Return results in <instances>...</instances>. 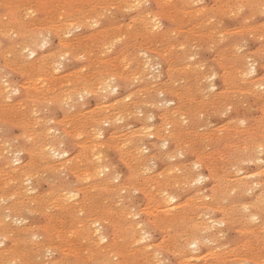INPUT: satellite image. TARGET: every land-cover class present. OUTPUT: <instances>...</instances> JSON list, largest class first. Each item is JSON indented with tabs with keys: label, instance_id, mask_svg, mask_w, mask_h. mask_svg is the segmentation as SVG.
I'll return each instance as SVG.
<instances>
[{
	"label": "rangeland",
	"instance_id": "obj_1",
	"mask_svg": "<svg viewBox=\"0 0 264 264\" xmlns=\"http://www.w3.org/2000/svg\"><path fill=\"white\" fill-rule=\"evenodd\" d=\"M8 1V2H7ZM19 1V0H18ZM18 1L17 0H0V14L2 15L3 14V16L5 15V17L4 18H2V17H0V19H1V21H4L3 23L0 21V24L2 23L3 25H4V23L6 24L5 26L6 27H4L3 25V28H5V32H4V29L2 30V32L0 33V72H2L3 74H1L0 73V96H1V98H0V113H1V119L2 118H7V121L5 120V122H4V120L2 119H0V142H1V144H0V163H3V166L2 165H0L1 167H0V191L2 192L3 190H1L3 187H4V191H8L10 188H8L9 187V185L10 184H12L13 182H15V181H11V180H9L8 178V175L6 174V170H7V164L5 163V161H6V159H8V158H5V157H9L10 158V161H11V164H14L13 166H17V165H19V164H22V163H25V162H29L30 161V163H31V161H32V164H30V168H29V171L25 174V175H23L22 176V178H21V183L19 182H16L17 184H19L20 186H21V191L23 192V193H25V195L26 196H36L37 194H38V196H47L48 195V197L49 198H47V199H49L48 201L45 199V201H44V203L42 204V206L41 207H37L38 209H40V210H38V209H35V207H34V209H29V208H23V209H21L23 212H21V211H17V212H12V211H10V214H9V211L8 210H4L2 213H3V215H5V216H3L2 214V220H3V222L5 223V224H7L8 222L10 223V225H9V223L7 224V228L9 227V229H11V227H12V230L14 231V230H16V231H19V229H20V231H21V234H23V235H19V232H18V234H17V232H15L16 234H17V236H20L21 238H22V242H23V245L22 246H24L25 248H27L28 249V247H30L28 250H29V252H30V254H35V252H36V255L34 256V257H36V258H34L33 256L31 257V258H33L34 260L33 261H30V262H34L33 264H38V261L37 260H42V261H45V262H42V261H39V264L41 263V264H46V262H47V264H50V260H54V259H57V258H59L60 256H62V257H64V258H66V257H68V256H65V255H69V257H70V259H71V257H72V255H71V253H69V254H67L66 252H63L62 250L63 249H67L68 248V250H70V249H75V250H77L78 252H80V253H82L83 252V249H84V252L82 253V254H84V253H86L87 252V249H89V246L91 247V246H95L94 248H97V246H98V248H100V247H102V246H104V245H106V241L108 240V237H110V233H111V226H110V224H111V222H108L105 218H106V216H107V218H111V215L115 212V211H117L118 209L120 210L121 209V213H122V215L124 216L123 217V219H125L126 220V217H127V220L126 221H129L130 222V220H131V222L130 223H132V224H136V223H140L141 221L142 222H144V223H142V225H141V223L140 224H138V227H137V225L135 226L136 228H138L137 229V237H141L140 235H142V233H143V237H145V238H147V239H145L144 238V240H142V242L141 241H138L137 243H136V245L134 244L133 245V247L135 248H143V246L144 245H146V244H156V242L157 241H160V239L162 240L165 236V239L166 238H168V231H165L164 229H161V228H158V227H155V226H152V225H149V224H147V223H145L147 220H146V217H148L147 219L148 220H154L155 218L153 217V216H155L156 215V212L154 211L153 212V210H154V207H155V205H157L158 204V202L160 201V200H162V197H164V195H165V192L163 193V192H160V191H163L162 189H164V190H168V192H166V193H168V194H166V195H169V194H171V196H174V199H176V200H173V201H171V202H169V204H170V206H171V204L173 203V205L174 204H176V203H190V205H193V206H196L195 204H197V205H200V204H202V202L204 201V199H205V201L204 202H207V201H209L208 199H210L209 197H208V195L210 196V197H212V195H213V193L214 192H216V194H217V198H218V194L219 193H217V191L219 190L220 192H221V194H219V198L217 199V204L219 203V201H220V204H218V205H222V206H224V207H229L230 206V208H231V206H232V204H234L235 203V205H233L232 206V209L233 208H235L236 207V209L240 206L239 204H241V208L239 209H237V210H231V223H228V224H225V223H222V221H220L221 220V218H218V217H221V215H220V212H219V209L216 207H214L215 209H211L212 210V213H211V210L210 209H207V210H205V208L203 209V210H200V209H202L203 207H201V208H199V209H197V211H192L193 209H191L189 206H187L186 208H190V210L192 211V212H194L193 214H195V215H197L198 217H200V218H196L197 216H194L193 217V219L195 220L196 219V222H198V223H202V225L204 226V227H208L207 225H209V227L207 228V230L209 231V232H207V230H206V234H205V231L203 232H201L202 234H201V236L203 235V234H205L204 235V237L202 236H200L199 237V240H200V238L202 239L203 238V240L200 242V244L202 243L203 245H201L200 246V244H199V246L197 247V248H199V250H198V253L195 251L196 250V248H193V246L191 247V246H189L190 244V241L189 240H187V242L185 243V239H182V241L185 243V245H183V243H182V246H183V253L185 254V255H183L181 258L186 262L187 261V263L188 264H192V263H190V261L191 262H193V264H196V262L198 263V264H207V263H209V264H237L240 260L239 259H246L245 260V262L246 263H248V262H252L255 258H256V261L254 260L253 261V263H251V264H258V262H260L259 264H261L263 261H264V255L262 254L261 255V253H263L264 252V248H262V247H264L263 245H264V238H262L263 236H264V229H262L264 226V216H263V219H262V215L260 216L259 215V217H258V219L257 218H255V221H254V219L253 218H249V220H246V219H248V217H250V216H248L249 215V212H248V210L247 209H245V208H243V207H245V204H247V203H249V201H251L252 200V198L256 195V194H259L258 192H260V194L261 193H264L263 191H264V187L263 188H260V186H258V183H257V180H259V179H263L264 178V174H263V172H264V162L262 163L260 160H264V151H262V148H263V150H264V147H259V148H257L258 147V145L259 144H262L263 146H264V139H263V136H264V133H263V131H264V102H263V100H261L260 98H262V99H264V89L263 88H261V87H264V73H263V70H264V68H263V66H264V58H263V56L261 57L260 55H259V53L261 52V55L263 54L264 55V44L262 43V42H264V38L262 39V35L264 34V33H261L263 30L262 29H264L263 28V26H264V10H262V8L264 7V4H263V2H264V0H200L201 2H199V0H186V5H185V3H184V1L185 0H140L139 2H137L138 0H116L118 3H116V1L114 0H75L74 1V3H73V0L70 2V0H54V3L52 4V1L53 0H27V1H29L28 3H27V1L25 2V0H21V1H19V2H21V3H18ZM36 1H37V3H36ZM40 1V2H39ZM78 3H77V2ZM84 1H87V2H84ZM97 1V2H96ZM107 1V2H106ZM149 1V2H148ZM152 1V2H151ZM189 1H190V3H189ZM196 1V2H195ZM208 1V2H207ZM211 1H212V3H211ZM215 1V2H214ZM223 1H225V2H223ZM244 1V2H243ZM2 2H4V4L2 3ZM11 2V3H10ZM17 2V3H16ZM32 2H35V3H33L32 4ZM39 2V3H38ZM56 2V3H55ZM83 2V3H82ZM91 2V3H90ZM92 2H93V4H92ZM115 2V3H114ZM124 2V3H123ZM130 2V3H129ZM140 2H141V4H143V6L140 4ZM155 2V3H154ZM158 2H159V4H158ZM167 2V3H166ZM193 2V3H192ZM199 2V3H198ZM221 2H222V4H221ZM248 2V3H247ZM254 2V3H253ZM257 2H259V4L257 3ZM3 5H2V4ZM10 5H9V4ZM25 3V4H24ZM41 3H43V5H41ZM62 3V4H61ZM71 3H73V4H71ZM87 3V4H86ZM134 4V5H132V4ZM148 3V4H147ZM150 3H152L151 5H150ZM183 3V4H182ZM196 3V4H195ZM206 5H205V4ZM211 3V4H210ZM215 3V4H214ZM230 3V4H229ZM241 4V6L239 5V4ZM250 3V4H249ZM19 4V5H18ZM20 4H21V8H22V12H21V10H18V9H20ZM24 4V5H23ZM28 6H27V5ZM30 4V5H29ZM35 4H37L38 5V7H37V11H36V6H35ZM40 4V5H39ZM51 4V6H49ZM67 4V5H66ZM75 4V5H74ZM82 4V5H81ZM92 4V5H91ZM117 4V5H116ZM125 4V5H124ZM128 4V5H127ZM136 4V5H135ZM145 4H147L146 6H145ZM170 4V5H169ZM188 4V5H187ZM218 4V5H217ZM238 4V5H237ZM245 4V5H244ZM248 6H247V5ZM256 4V5H255ZM263 4V5H262ZM5 5H8V6H5ZM16 5V6H15ZM18 5V6H17ZM44 5H46V6H44ZM142 6V7H140L139 8V6ZM169 5V6H168ZM184 5H185V7H184ZM194 5H197V6H194ZM204 6V8L202 9V6L201 7H198V6ZM209 5V6H208ZM213 5V6H212ZM23 6V7H22ZM25 6V7H24ZM26 6H27V8H26ZM34 6V7H33ZM57 6V7H56ZM59 6V7H58ZM72 6V7H71ZM79 6H81L80 8H79ZM111 6V7H110ZM114 6H116V7H119V9L117 8V11H116V7H114ZM121 6H123V7H121ZM126 6V7H125ZM130 6V7H129ZM137 6V7H136ZM151 7V8H149V7ZM158 6V7H157ZM182 6V7H181ZM189 6V7H188ZM205 6H208V7H205ZM236 6H238L240 9L238 10V7H236ZM12 7V8H11ZM13 7H15V8H13ZM44 7V8H43ZM47 7V8H46ZM53 7V8H52ZM56 7V8H55ZM65 7H68V8H65ZM70 7H71V9H70ZM76 7V8H75ZM78 7V8H77ZM92 7H94V8H92ZM108 7V8H107ZM136 7V8H135ZM144 7V8H143ZM146 7V8H145ZM161 7V8H160ZM181 7V8H180ZM187 7V8H186ZM216 7H217V9H216ZM229 7H231V8H229ZM257 7V8H256ZM260 7V8H259ZM262 7V8H261ZM11 8V9H10ZM39 8V9H38ZM87 10H86V9ZM121 8H122V10H121ZM129 9V10H127V9ZM133 8V9H132ZM135 8V9H134ZM146 11V12H144V10ZM149 8V9H148ZM184 8V9H183ZM191 8V9H190ZM200 8V9H199ZM210 8V9H209ZM242 8H244L245 9V11H244V9H242ZM250 8V9H249ZM255 8V10L253 11V9ZM25 9V10H24ZM27 9H29V11L27 10ZM45 9V10H44ZM61 9H63V10H67V13H68V15H70L69 17H67L68 19H66V20H64V22H66V21H69L70 22V25H69V22H66L67 24H65L63 27H60L59 26V24H61V22H59V19H60V14L62 13V11L63 10H61ZM85 9V10H84ZM107 9V10H106ZM111 9H112V11H113V13L115 12V14H113L112 13V11H111ZM176 9V10H175ZM179 9V10H178ZM180 9H181V11H180ZM185 11H183V10ZM264 9V8H263ZM10 10V11H9ZM15 10V12H13ZM47 10H49L51 13H49V11H47ZM71 10V11H70ZM76 10L77 12H74V11ZM140 10V11H139ZM150 10H152L153 12H151L152 13V15H151V13H150ZM158 10V11H157ZM170 10V11H169ZM200 12H199V11ZM209 10H211V11H209ZM251 10V12L249 13V11ZM258 10H260V11H258ZM32 11H33V14H32ZM46 11V12H45ZM60 11V12H59ZM78 11H80V12H78ZM106 11H108L110 14H108V12H106ZM126 13H125V12ZM130 11V12H129ZM139 12V14H138V12ZM154 11H156V12H154ZM180 11V12H179ZM198 12V13H196V12ZM213 11V12H212ZM215 11V12H214ZM9 12V13H8ZM11 12V13H10ZM13 12V13H12ZM35 12V13H34ZM53 12H57V13H53ZM189 12H190V14H189ZM207 12H209V13H207ZM212 12V13H211ZM232 13V16H230L231 15V13ZM243 12V13H242ZM6 13H8V14H10L9 16L10 17H8L7 16V14ZM18 13H20V16H19V14ZM24 13V14H23ZM90 13V14H89ZM135 13H137L138 15H139V17H137V14H135ZM147 13H148V15H149V13H150V15H149V17L150 16H152V17H150V18H148V20H147V18H146V20L148 21H146V20H144V16H146L147 15ZM158 13V14H157ZM168 13V14H167ZM172 13V14H171ZM203 13V14H202ZM214 13V14H213ZM216 13V14H215ZM220 13V14H219ZM228 13H230V14H228ZM235 13H236V15H235ZM260 13V14H259ZM262 13V14H261ZM23 14V15H22ZM27 14V15H26ZM30 14V15H29ZM51 14V15H50ZM105 14H107V15H109V16H107V15H105ZM113 14V15H112ZM155 14V15H154ZM182 14V15H181ZM206 14V15H205ZM210 15V16H208V15ZM222 14L223 15H226L225 17H224V19L222 18L223 16H222ZM239 14V15H238ZM247 14V15H246ZM253 14V15H252ZM258 14V15H257ZM27 17H26V16ZM102 15V16H101ZM105 15V16H104ZM133 15H136V17L135 16H133ZM157 15H158V17H157ZM189 15V16H188ZM196 15H198L197 17H196ZM205 17H204V16ZM230 16V17H228V16ZM245 15H246V18H245ZM255 15V16H254ZM257 15V16H256ZM7 16V17H6ZM19 17V18H17V17ZM24 16V17H23ZM45 16V17H44ZM104 16V17H103ZM122 16V17H121ZM124 16H125V18H124ZM133 18H132V17ZM156 16V17H155ZM179 16H181V17H179ZM202 16L204 17L203 19H200V18H202ZM208 16V17H207ZM218 16H220V17H218ZM222 16V17H221ZM235 16V18H233ZM252 16V18L250 19V17ZM254 16V17H253ZM30 19H29V18ZM32 17V18H31ZM59 17V18H58ZM71 17V18H70ZM116 17V18H115ZM130 19H129V18ZM148 17V16H147ZM163 17V18H162ZM167 19H166V18ZM188 17H192L193 19L191 20L190 18H188ZM196 17V18H195ZM209 17L210 18H212V19H209ZM215 17V18H214ZM244 18V20H243V18ZM8 18V19H7ZM20 18H21V20H20ZM38 18V19H37ZM42 18V19H41ZM83 18V19H82ZM84 18H87V20L86 19H84ZM99 18V19H98ZM101 18H104V19H101ZM109 20H108V19ZM111 18V19H110ZM112 18H113V20H112ZM117 18H118V20H117ZM124 18V19H123ZM152 18V19H151ZM156 19V21H157V23L158 24H160L159 25V28H158V26H156L157 25V23H156V21H155V19ZM187 18V19H186ZM4 19V20H3ZM6 19H7V21H6ZM48 19V20H47ZM89 19H91V21H89ZM116 19V20H115ZM132 19V20H131ZM153 20V21H151V20ZM170 19H172V21L170 20ZM190 19V20H189ZM248 19V20H247ZM253 19H255V20H253ZM12 20H15L14 21V23H13V21ZM39 20V21H38ZM57 20V21H56ZM82 20V21H81ZM86 20V21H85ZM92 20H94V22L92 21ZM96 20V21H95ZM99 22H98V21ZM126 20H128V22H129V24H128V22L126 21ZM134 20V22H132ZM141 20V21H140ZM196 20H197V24H196ZM206 20H207V22H206ZM228 20V21H227ZM246 20V21H245ZM251 20H252V22H251ZM11 21V22H10ZM16 21H17V23H16ZM61 21H63V20H61ZM131 21V22H130ZM144 21V22H143ZM189 21V22H188ZM193 21V22H192ZM243 21V22H242ZM250 21V22H249ZM22 22H24V23H22ZM27 22H29V23H27ZM57 22V23H56ZM72 22V23H71ZM90 23V24H88V23ZM92 22H93V24H92ZM96 22H98V23H96ZM120 22V23H119ZM146 23V25H143L142 23ZM164 22V23H163ZM173 22H175V23H173ZM190 22H192L193 23V25H192V23L190 24ZM255 22H257L258 23V26H256L255 27V25H257V23H255ZM260 22H261V24L262 25H260ZM122 23V24H121ZM127 23V24H126ZM133 23V24H132ZM147 23H150L149 25H153V23L155 24V25H151V26H149ZM179 23V24H178ZM219 23V24H218ZM239 23V24H238ZM241 23V24H240ZM248 23V24H247ZM250 23H251V25H250ZM14 24V25H13ZM20 24V25H19ZM25 24V25H24ZM71 24H73V25H71ZM96 24V25H95ZM100 24V25H99ZM114 24V25H113ZM116 24L118 25V27L116 26ZM120 24V25H119ZM125 24V25H124ZM132 24V25H131ZM181 24V25H180ZM187 26H186V25ZM189 24H190V26L191 27H189L188 28V26H189ZM253 24V25H252ZM255 24V25H254ZM10 25L11 26H13V27H11V28H13V29H11V30H9L10 29ZM17 25V26H16ZM81 25V26H80ZM82 25H84L83 27H82ZM87 25V26H86ZM96 27H95V26ZM109 25H110V27H109ZM129 27V28H127L126 29V27L127 26ZM141 25L142 26H145V28L144 27H141ZM174 25H175V27H174ZM179 25V26H178ZM196 25V26H195ZM197 25H199V26H197ZM211 25V26H210ZM231 25V26H230ZM233 25H234V27L236 26V28H234L233 27ZM237 25H239V26H237ZM242 25H244V26H242ZM52 26V27H51ZM71 26V27H70ZM76 26V27H75ZM89 26V27H88ZM105 26V27H104ZM107 26V27H106ZM112 26H114V28L112 27ZM116 26V27H115ZM132 26V27H131ZM149 26V28L151 29L150 31H147L146 32V30H148L149 28H147V27ZM156 26V27H155ZM252 26L254 27V29L252 28ZM17 27V28H16ZM20 27V28H19ZM30 27V28H29ZM73 27V28H72ZM101 27V28H100ZM161 27V28H160ZM163 27V28H162ZM172 27V28H171ZM210 27V28H209ZM225 27V28H224ZM239 27V28H238ZM252 28V31H251V28ZM35 28V29H34ZM37 28V29H36ZM42 30H40V29ZM68 28V29H67ZM82 28V29H81ZM99 28V29H98ZM109 28V29H108ZM123 30L124 31V33L126 32L127 33V35H130V33H131V35L130 36H127L126 35V33L124 34L123 32H121V31H117V30ZM123 28V29H122ZM125 28V29H124ZM132 28H133V30H132ZM134 28H136L135 30H134ZM144 28V29H143ZM158 28V29H157ZM165 28H167V29H165ZM192 28V29H191ZM196 30H195V29ZM221 28V29H220ZM225 30H224V29ZM261 28V29H260ZM67 31H66V30ZM71 29V30H70ZM80 29V30H79ZM96 29V30H95ZM97 29H98V31H97ZM108 29V30H107ZM129 29H130V31H129ZM155 29H157L156 31H155ZM204 29V30H203ZM206 29H209L208 30V33L206 32L205 34H204V32L205 31H207ZM234 29V30H233ZM235 29H236V32H235ZM244 29V30H243ZM30 30V31H29ZM43 30H45V31H43ZM53 32H52V31ZM63 30H64V32H63ZM100 30H101V32H100ZM107 30V31H106ZM143 30V31H142ZM145 30V31H144ZM165 30H167L166 32H165ZM170 30V32H171V38H169V35L168 36H166V34H169L168 33V31ZM218 30H220L219 31V34L217 33L218 32ZM221 30H222V32H221ZM225 32H224V31ZM229 30H232V31H234V33L232 32V31H229ZM244 31V32H242V31ZM247 30H249V31H247ZM14 31V32H13ZM23 33H22V32ZM32 31H34V33L32 32ZM68 31H69V34H68ZM89 31H92V32H89ZM94 31H96V32H94ZM110 32V33H112V34H108L107 32ZM138 32V34H137V32ZM140 31H141V33H140ZM172 31H174L173 32V34H172ZM180 31V32H179ZM200 31V32H199ZM203 31V32H202ZM212 31V32H211ZM246 31V32H245ZM254 31H256V32H254ZM261 31V32H260ZM13 34H11V33ZM31 33L32 32V34H27V33ZM35 32H37V33H39V34H41L42 36H43V33H44V36L42 37L43 38V40H42V38H41V35H39V34H37V33H35ZM56 32H58V33H56ZM89 34H91V35H89L88 37V39H87V35H88V33ZM104 32V33H103ZM130 32V33H129ZM147 34H146V33ZM182 32V33H181ZM187 32V33H186ZM193 32V33H192ZM221 32V33H220ZM239 32H242V33H239ZM19 33V34H18ZM48 33V34H47ZM61 33V34H60ZM64 33H65V35H64ZM95 33L96 35H99V36H97V38H95V36H93V34ZM145 33V34H144ZM151 33V34H150ZM153 33V34H152ZM202 33V34H201ZM228 33H233L232 34V36H231V34H228ZM248 33V34H247ZM249 33L251 34V33H253V35H250L249 36ZM254 33H256V34H254ZM258 33V34H257ZM2 34V35H1ZM38 36H37V35ZM81 34H84L83 36L81 35ZM102 34H104V35H102ZM122 34H124V35H122ZM137 34V35H136ZM150 34V35H149ZM175 34V36H173ZM176 34H178V36L176 35ZM183 34V35H182ZM189 34V35H188ZM225 34L227 35V36H225ZM247 34V35H246ZM4 35V36H3ZM7 37H6V36ZM16 35H17V37H16ZM25 35V36H24ZM28 35H34V38L36 39L35 41H34V43H36V44H32V45H27V43L26 44H24L25 43V41L23 42V38H24V40H26V37L28 36ZM72 35V36H71ZM80 35V36H79ZM110 35H112V36H110ZM115 35H117L116 36V38H114L115 37ZM135 35V36H134ZM140 35V36H139ZM145 35H147V36H145ZM187 35V36H186ZM192 35V36H191ZM196 35V36H195ZM205 35V36H204ZM211 37H210V36ZM214 35H216V36H214ZM219 35V36H218ZM221 35L227 40H224V38L222 37V38H220L221 37ZM231 37H230V36ZM245 35H246V37H245ZM259 35H261V39H259L260 37H259ZM9 36V37H8ZM11 36V37H10ZM37 38H36V37ZM52 36V37H51ZM59 36V37H58ZM85 36V37H84ZM118 36H120V38H118ZM134 36V37H133ZM137 36V37H136ZM164 36H166V37H164ZM177 36V37H176ZM199 36V37H198ZM200 36H204L205 38H207V36H208V38L207 39H209V37L211 38V39H209V40H207V39H205V40H207V41H204L203 39H204V37L202 38V37H200ZM256 36V37H255ZM257 36L259 37V38H257ZM12 37H14V38H12ZM48 37V38H47ZM50 37V38H49ZM91 37H93L92 39H91ZM105 37V38H104ZM122 37V38H121ZM139 37V38H138ZM191 37H194V38H197V39H194L193 41H191L193 38H191ZM216 39V41H219L218 43L216 42V41H214V39ZM215 37H219V38H215ZM234 37H236V39L234 38ZM242 37H245V39L244 38H242ZM254 37L256 38V39H258V41L256 40V39H254ZM95 38V39H94ZM102 38H104V39H102ZM113 38V39H112ZM125 38H126V40H125ZM135 38H136V40H135ZM138 38V39H137ZM164 38H166V39H164ZM233 38V39H232ZM240 38V39H239ZM22 39V40H21ZM40 39V40H39ZM47 40V42H44V41H46ZM86 39H87V41H86ZM107 39V40H106ZM110 39L112 40V41H110ZM119 39H120V41H119ZM161 39H164V40H161ZM170 39H172V40H170ZM186 39V40H185ZM213 39V40H212ZM224 41L223 43H221L222 42V40ZM234 39H235V41H234ZM12 40V41H11ZM64 40V41H63ZM76 40V41H75ZM90 40H92V41H90ZM115 40H117V41H115ZM211 40L212 41H214V42H211ZM241 41V43H239L240 41ZM243 40H244V42H243ZM246 40H248L249 42L248 43H246L247 41ZM261 40V41H260ZM83 41H85V42H83ZM96 41H99V42H96ZM100 41H102L101 42V44L104 42L105 44H102V46H101V44H100ZM115 41V42H114ZM119 41V42H118ZM145 41H148L147 42V44H146V42ZM162 41V42H161ZM174 41V42H173ZM178 41H180V42H182V43H178ZM183 41H184V44H183ZM198 42V41H200V42H198V44H196L195 42ZM203 42V44L201 45V43ZM231 41H233V43H231ZM60 42H61V44H60ZM79 42V44H80V46L77 44ZM89 42H90V44H89ZM138 42V43H137ZM140 42V43H139ZM161 42V43H160ZM172 42V43H171ZM207 42H210L211 43V45L213 44V46L215 45V43H216V45L213 47V46H211V45H209ZM235 42H236V44L237 45H235V47L233 46L234 44H235ZM9 43V44H8ZM16 43V44H15ZM46 43V44H45ZM67 43H71V44H73V46H68L67 45ZM84 43V45H82ZM96 43H98V44H96ZM110 43V44H109ZM112 43H114V45L112 44ZM116 43V44H115ZM142 43V44H141ZM146 44L147 45V47H146V45H145V47H144V45L143 44ZM152 43H154V44H152ZM158 43V44H157ZM175 43V44H174ZM178 43V44H177ZM188 43V44H187ZM192 43V45L193 46H190V44ZM225 43V44H224ZM262 43V44H261ZM42 44V45H41ZM45 44V45H44ZM108 44L109 45H111V46H108ZM138 44H140L141 46H138ZM171 44V45H170ZM174 44V45H173ZM182 45V47H187V49H185V48H182L181 47V45ZM226 45L225 47H224V45ZM241 44H245V46L246 47H241ZM261 44V45H260ZM51 45V46H50ZM75 45H76V50H74V47H75ZM78 45V46H77ZM93 46V47H91V46ZM97 45H98V47H97ZM100 45V46H99ZM149 45V46H148ZM151 45H153L152 47H151ZM155 45H157V46H155ZM166 45H168V46H166ZM198 47H197V46ZM200 45H201V48H200ZM209 46V47H206V46ZM223 45V46H222ZM238 45H239V47L240 48H242L241 50H240V48L238 47ZM249 45V46H248ZM260 45V46H259ZM11 46V47H10ZM15 46V47H14ZM21 46V47H20ZM28 47L29 48V46H30V49H34L35 50V55L34 56H30L29 55V49L28 48H26V50H24L25 49V47ZM41 46H43V47H41ZM66 46H68V48L66 47ZM104 46V47H103ZM112 46H113V48H112ZM135 46V47H134ZM162 46V47H161ZM172 46V47H171ZM179 48H178V47ZM211 46V47H210ZM230 46H232V48L233 49H231V47ZM237 46V47H236ZM242 46H244V45H242ZM263 47V49H262V51H261V48ZM14 47V48H13ZM35 47V48H34ZM77 47H78V49H77ZM84 47H85V49L87 48H89V51H91V52H89V51H87V49H86V51H85V49H84ZM103 48L102 50H101V48ZM141 47H143L142 49H141ZM150 47V48H149ZM156 47V49H154ZM164 47V48H163ZM169 47H171V48H169ZM176 47H177V49H176ZM192 47V48H191ZM197 47V48H196ZM6 48V49H5ZM8 48V49H7ZM11 48V50H9ZM23 50H22V49ZM37 48H38V50H37ZM56 48H59V49H56ZM95 48V49H94ZM99 48V50L100 51H98L97 49ZM106 48H108L107 50H106ZM147 48V49H146ZM160 50V52L158 51V49ZM165 48H166V50H165ZM167 48H168V50H167ZM172 48H174L173 49V51H172ZM209 48V49H208ZM225 48V49H224ZM229 48V49H228ZM253 48H255V50L253 49ZM256 48H257V50H256ZM260 48V49H259ZM8 50L7 51V53L8 54H6L5 55V53H6V51L5 50ZM80 49H82V50H80ZM110 49V50H109ZM135 49H137L136 51L138 52V54H137V52H135L134 50ZM140 49V50H139ZM149 49V50H148ZM171 49V50H170ZM184 49H185V52H181V51H184ZM190 49V50H189ZM199 49V51H196V50H198ZM234 49H239L238 51H235ZM5 52H4V51ZM17 50H20V51H18V52H16ZM28 50V51H27ZM53 50V51H52ZM62 50H64V51H62ZM77 50H78V52H79V54L77 53ZM83 50L85 51V52H83ZM94 50V51H93ZM110 52H109V51ZM121 50H125L124 52L122 51L121 52V54H120V51ZM140 52H139V51ZM144 50V51H143ZM156 50L158 51V54H157V52H156ZM164 50V51H163ZM194 50L196 51V52H194ZM248 50V51H247ZM4 52V53H1V52ZM13 51V52H12ZM47 51V52H46ZM49 51V52H48ZM59 51V52H58ZM72 51H74V52H72ZM133 51V52H132ZM166 51V52H165ZM189 51V52H188ZM193 51V53L194 54H189L190 52H192ZM227 51H230V52H227ZM234 51V53L233 54H231L232 52ZM257 51H260V52H258L257 53ZM11 52H12V54H11ZM16 52V53H15ZM40 52H41V54H40ZM66 52V53H65ZM71 52V54L72 55H74V56H72L71 54H69V53ZM76 52V53H75ZM83 52V53H82ZM93 52V53H92ZM96 52H99L98 54L96 53ZM103 52H105V54L103 53ZM108 52V53H107ZM126 52H128V53H126ZM142 52V53H141ZM161 52H164V53H161ZM172 53V54H169V53ZM177 52V53H176ZM187 52H188V54L191 56H189L188 57V55H187ZM224 52V53H223ZM247 52V53H246ZM249 52L251 53V54H249ZM252 52H254V53H252ZM63 53H65V54H63ZM85 53V54H84ZM90 53H91V55H90ZM100 53L102 54V55H100ZM119 53V54H118ZM143 53H144V55H143ZM147 53V54H146ZM166 53V54H165ZM180 53L182 54L183 53V55L184 56H186L185 58H183L184 56L183 55H181L182 57L181 58H183L182 60H181V58H180ZM197 53V54H196ZM239 53V54H238ZM257 53V54H256ZM4 54V55H3ZM55 54H56V56L58 57H55ZM68 54V55H67ZM84 54V55H83ZM89 55V56H86L85 57V55ZM98 56H97V55ZM117 54V55H116ZM128 54V55H127ZM139 54H141V55H139ZM148 54L150 55V57L151 58H147V57H149L148 56ZM169 54V55H168ZM223 54V55H222ZM227 54V55H226ZM229 54H231V55H229ZM3 55V56H2ZM21 55V56H20ZM27 55H29V56H27ZM50 55V56H49ZM54 55V56H53ZM59 55V56H58ZM68 57H67V56ZM78 55V56H77ZM82 56V57H80V56ZM103 55H104V58L106 59H102L103 58ZM120 55V57L122 56L123 58H120V57H118ZM124 55V56H123ZM127 55V56H126ZM135 55H136V57H140L141 59H137L136 57H135ZM139 55V56H138ZM163 55H168L167 57L166 56H163ZM178 55H179V57H178ZM195 55H197V56H195ZM234 55V56H233ZM239 55V56H238ZM243 55H245V56H243ZM249 55V56H248ZM253 55V56H252ZM258 55V56H257ZM6 56V57H5ZM52 56H53V59H51L52 58ZM62 56H63V58H62ZM67 58H66V57ZM71 56V57H70ZM117 56V57H116ZM133 56H134V58H133ZM144 58H147L148 60V62L146 61V59H144ZM146 56V57H145ZM154 56H156L155 58H153ZM221 56H223V58L221 57ZM230 56H232V57H230ZM236 56V58L234 59V57ZM246 56H248V57H251V58H253L252 60H253V62H251V63H254V64H248V63H250V61H252L251 60V58L249 59L248 58V60H247V57ZM256 56V57H255ZM31 57V58H30ZM37 57V58H36ZM94 57V58H93ZM110 57H112V59L110 58ZM174 59L173 60V62L169 59ZM176 57H178V59L176 58ZM192 57H194V58H192ZM208 57V58H207ZM210 57V58H209ZM211 57H213V58H211ZM241 57V58H240ZM246 57V58H245ZM4 58V59H3ZM7 58V59H6ZM39 58H40V60L41 59H43V63L41 64V65H39L40 67H38V69L36 70V72H35V74L33 75V76H35V77H33L32 76V74L33 73H30L29 72V70H31V69H28V64L29 63H31V62H37L38 60H39ZM55 58V59H54ZM61 60H60V59ZM67 60H66V59ZM84 58V59H83ZM99 58L101 59L100 61H98L99 60ZM119 58L121 59V60H119ZM126 58V59H125ZM190 58V59H189ZM192 58V59H191ZM230 58V61L229 60H227L226 61V59H229ZM232 58V59H231ZM239 58V59H238ZM260 58H262V59H260ZM9 59H11V60H9ZM15 59V60H14ZM64 59L66 60V61H64ZM70 59V60H69ZM72 59V60H71ZM96 59V60H95ZM129 59V60H128ZM130 59H131V61H132V63L131 62H129L130 61ZM175 59H177V60H179V61H175ZM187 61H186V60ZM189 59V60H188ZM205 59V60H204ZM207 59V60H206ZM210 59V60H209ZM223 59V61H221ZM243 59H245V60H243ZM7 60V61H6ZM49 60V61H48ZM58 60V61H57ZM95 60V61H94ZM104 60H105V62H104ZM115 60L117 61V62H115ZM118 60H119V62H118ZM143 62H142V61ZM150 60V61H149ZM168 60H170V62L168 61ZM200 60H202V61H200ZM242 60V61H241ZM260 60V61H259ZM3 61V62H2ZM59 61H63L64 63V65L62 64V62H59ZM69 61V62H68ZM108 61V62H107ZM113 61V62H112ZM123 61V63H121ZM126 61V65H124V62ZM184 61H186V62H184ZM221 62V63H224V65L225 66H227L226 68L228 69V68H230V69H226V68H224V67H222L223 66V64H221V63H218V62ZM246 61V62H245ZM247 61H248V63H247ZM255 61V62H254ZM55 64H54V63ZM66 62H68V63H66ZM97 62H98V64H97ZM107 62V63H106ZM111 62H112V64H111ZM141 62V64L142 63H146V65L145 66H143V64L141 65V64H139L138 65V63H140ZM152 62H154L153 63V66L155 67H152ZM156 62L158 63V64H156ZM179 62V63H178ZM189 64H188V63ZM192 62V63H191ZM202 64H201V63ZM204 62H207V63H205L204 64ZM217 62V63H216ZM241 62H244L243 64L241 63ZM3 63V64H2ZM7 63V65H5V64ZM57 63V64H56ZM61 63V64H60ZM93 64V66H92V64ZM96 63V64H95ZM109 63V64H108ZM115 63H117L116 64V66H118L117 68H118V70H117V72H118V74H117V72L116 73H114V71H116V66H115ZM128 63L130 64V65H128ZM163 63V64H162ZM198 63H200V64H198ZM246 63H247V66H246ZM60 64V65H59ZM83 65L82 67H81V65ZM100 64V65H99ZM120 64V65H119ZM122 64V65H121ZM151 66H150V65ZM155 64V65H154ZM160 64H161V68L159 67L160 66ZM180 64V65H179ZM188 64V65H187ZM193 64H197V65H199V66H197V65H193ZM212 64V65H211ZM50 65H52V66H50ZM53 65H55V67L53 66ZM97 65V66H96ZM106 65H108V66H106ZM172 65H174L173 67H172ZM194 67H193V66ZM200 65L202 66V67H200ZM209 67H208V66ZM231 65V66H230ZM240 65H242V66H240ZM248 65L249 66H251V67H248ZM256 67H255V66ZM263 65V66H262ZM3 66V67H2ZM9 66V67H8ZM17 66V67H16ZM51 68H50V67ZM62 66V67H61ZM75 66V67H74ZM79 66V68H76V67H78ZM85 66V67H84ZM111 66V67H110ZM121 66H123V67H125V69H123ZM127 66V67H126ZM140 66V68H138ZM143 66V67H142ZM147 66H149V71H147L148 69H147ZM158 67V69H157V67ZM165 66L166 67H168V66H170V68H166L165 69ZM177 66V67H176ZM179 66L181 67V68H184L185 66L186 67H188V68H184V70L186 69L187 70V72H186V70L184 71L183 69H182V72H181V69L179 68ZM206 66V67H205ZM237 66V67H236ZM252 66L254 67V68H256V72L257 73H250L249 71H250V69L249 68H252ZM4 69L5 68V71H7V72H5L2 68ZM54 68V70H52L53 68ZM56 67H57V69H56ZM59 67V68H58ZM81 67V68H80ZM109 69H107V68ZM115 68V69H112V68ZM122 69H121V68ZM141 67H142V70H141ZM171 67H172V69H171ZM198 67V68H197ZM206 69H205V68ZM210 67L212 68V70H210ZM244 67V68H243ZM13 68V69H12ZM42 68H44V69H42ZM45 68H47V69H45ZM72 68V69H71ZM83 68V70L81 71V69ZM100 68V69H99ZM110 68H111V70H113L112 71V73L111 72H109V71H111L110 70ZM131 68L134 70H131ZM135 68V69H134ZM151 68V69H150ZM154 70H153V69ZM177 68V69H176ZM196 70V72L197 71H199V70H201V71H199V72H202V73H199V72H197L196 74H195V72H193L194 71V69ZM198 70H197V69ZM203 68H204V70H203ZM209 68V69H208ZM235 68H238V69H235ZM240 68V69H239ZM2 69V70H1ZM49 69H50V71H49ZM58 69L59 70H61V71H58ZM70 69V70H69ZM74 69V70H73ZM80 70V73L81 74H83V75H81L80 73H78L79 72V70ZM102 69H104V71L102 70ZM108 71H107V70ZM121 69V71H119ZM127 69H130L131 70V73H130V70H127ZM155 69H156V71L158 72H156L155 71ZM168 69V70H167ZM179 69H180V71H179ZM224 69V70H223ZM233 69L235 70V71H237V72H240V73H237V72H234L233 73ZM258 69V70H257ZM21 70V71H20ZM44 70V72H42ZM123 70V71H122ZM127 70V71H126ZM140 70H141V72L143 71H147L146 73L144 72V75H142V73L140 72ZM163 72H162V71ZM177 70V71H176ZM203 70V71H202ZM214 70V71H213ZM225 70H227V71H225ZM231 70V71H230ZM240 70V71H239ZM241 70H242V72H244V73H242L241 72ZM39 71H41V72H39ZM54 71V72H53ZM56 71H58V72H56ZM64 71V72H63ZM98 71H100V73L98 72ZM125 71L127 72V74L125 73ZM133 71V72H132ZM139 71V72H138ZM156 73H155V72ZM173 71H174V75H173ZM229 71V73L230 74H228V73H226V72H228ZM16 72V73H15ZM20 72V73H19ZM77 74H76V73ZM104 74H103V73ZM108 72V73H107ZM129 72V73H128ZM150 74H149V73ZM152 72H154V75H152L153 73ZM193 72V73H192ZM213 72H215L214 74L211 73ZM221 72V73H220ZM225 72V73H224ZM8 75H7V74ZM15 73V74H14ZM23 73V74H22ZM96 73H98V78L96 77ZM102 73V74H101ZM107 73V74H106ZM110 73V74H109ZM114 73V74H113ZM119 73H121V74H123V75H125V77L129 74L130 76H127L126 78L124 77V76H121V74H119ZM138 74V73H140V74H138L139 75V77H137L138 75H136V74ZM189 73L191 74V76H187V75H189ZM200 74L199 76L197 75V74ZM209 73H210V75H209ZM217 73V74H216ZM228 74L227 76H230L231 74H232V78H230L229 77V79H228V77L225 75V77H224V74ZM236 73L238 74V75H236ZM248 75H246V74ZM79 74V75H78ZM88 74V75H87ZM92 74V75H91ZM109 74V76H107ZM116 74V75H115ZM134 74V75H133ZM158 74V75H157ZM177 76H176V75ZM202 74H203V76L205 77V81H204V77H202ZM221 74V75H220ZM233 74H235L234 76H233ZM242 74V75H241ZM245 74V75H244ZM24 75V76H23ZM94 75H95V77H94ZM105 75V76H104ZM113 76L112 78L113 79H111L110 77L111 76ZM117 75H119V76H117ZM141 75H142V77H141ZM146 75H148V79H147V76ZM156 75V76H155ZM165 75V76H164ZM183 75V76H182ZM196 75H197V77H196ZM207 75V76H206ZM213 75L215 76L214 78H213ZM240 75V76H239ZM257 77H256V76ZM261 75H263V77L261 78ZM67 76V77H66ZM83 77V80H82V78L81 77ZM89 76V78L91 77V79H89V78H85V77H88ZM103 76V77H102ZM132 76H134V77H132ZM136 76V77H135ZM151 76H152V80H151ZM158 76V78H156ZM178 77V78H176V77ZM200 76H201V78H200ZM211 76H212V78H211ZM222 76L224 77V78H222ZM236 76H239L238 78L239 79H236L237 77ZM243 76V77H242ZM244 76H247V77H244ZM252 76V77H251ZM255 76V79L253 78ZM26 77H27V79H26ZM39 79H38V78ZM106 79V78H110V80H108V79H106V81L104 80L103 81V83H105L106 82V84H103V83H98V82H100V81H102L103 79ZM122 77H124V78H122ZM129 77V78H128ZM162 77V78H161ZM184 77V78H183ZM186 77V78H185ZM188 77H190V78H188ZM235 77V78H234ZM240 77L242 78V80H248V82H247V80L245 81H240L241 79H240ZM249 77H251V78H249ZM261 78V80L263 79V82L260 80V78ZM4 78V79H3ZM13 78V79H12ZM78 80V81H83L82 83H80L79 85H78V83H77V81L75 80ZM92 78H94V79H92ZM131 78H133V79H131ZM139 78V79H138ZM140 78H142L141 80H140ZM174 78H176V80H174ZM181 78H183V79H181ZM197 78H198V81H197ZM257 78H259V79H257ZM36 79H38V80H36ZM42 79V80H41ZM79 79H81V80H79ZM90 80V81H88V80ZM96 79H98V80H96ZM102 79V80H101ZM131 79V81H129ZM181 79V80H180ZM187 79V80H186ZM201 79H202V81H201ZM208 79V80H207ZM213 79V80H212ZM215 79H217V80H215ZM223 79V80H222ZM224 79H228V80H224ZM26 80V81H25ZM48 80V81H47ZM100 80V81H99ZM112 80V81H111ZM119 80V81H118ZM138 82H137V81ZM160 80V81H159ZM177 80H179V81H177ZM220 80V81H219ZM17 81H19V82H17ZM33 81V82H32ZM44 83H43V82ZM71 81V82H70ZM76 81V82H75ZM87 81L90 83V85H89V83H87ZM95 81V82H94ZM109 81V83H107ZM114 81H116V82H114ZM126 81H128V83L126 82ZM133 81V82H132ZM150 81H151V83H150ZM157 81H158V83H157ZM162 81H164L163 83H162ZM167 81V82H166ZM171 81H173V82H171ZM195 82V84H193L194 82ZM200 81V84L198 83ZM204 81V82H203ZM207 81H209L208 83V85H213V87H210V86H208L207 85ZM211 81V82H210ZM225 81V82H224ZM236 81V82H235ZM239 81V82H238ZM260 81H261V83H263V84H261L260 83ZM8 82V83H7ZM69 84H71V85H69ZM75 82V83H74ZM86 82V83H85ZM120 82V83H119ZM129 82H131L132 84H130ZM170 82H171V84H170ZM182 82H183V84H182ZM212 82H213V84H212ZM219 84H218V83ZM228 82V83H227ZM233 82V83H232ZM238 82V83H237ZM241 82V83H240ZM257 82V83H256ZM5 83V84H4ZM62 83V84H61ZM92 83V84H91ZM94 83V84H93ZM111 83V84H110ZM123 83V84H122ZM135 83V84H134ZM149 83H150V86H147V85H149ZM155 83H157V84H155ZM166 83V84H165ZM176 83V84H175ZM182 84V86H180V87H182V89L178 86V85H181ZM186 83V84H185ZM190 83V84H189ZM197 83V84H196ZM211 83V84H210ZM235 83H236V85H235ZM251 84V86L249 85V84ZM254 83H256L257 85H255ZM33 84V85H32ZM48 84V85H47ZM74 84H75V86H74ZM86 84H88L89 85V87H87L88 85H86ZM96 84H98V85H96ZM102 84V85H101ZM110 84V85H109ZM116 84V85H115ZM130 84V85H129ZM158 84L160 85V87H159V89H158ZM234 86H233V85ZM3 85V86H2ZM5 85V86H4ZM30 85H31V87H30ZM68 85V86H67ZM79 87H78V86ZM82 87H81V86ZM92 85V86H91ZM108 86L109 88L107 89L106 87H103V86ZM142 85H145V86H147L149 89H151V90H149L148 89V91H146V89L145 88H147V87H143ZM156 85V86H155ZM165 85V86H164ZM178 87H177V86ZM187 85L188 87L187 88H189L190 86H192L193 85V89L190 87V92L187 90V88L185 87V86ZM190 85V86H189ZM199 85V86H198ZM205 85V86H204ZM207 85V86H206ZM233 87V89H235V90H238V91H235V90H233V89H230L231 87ZM242 85V86H241ZM243 85L245 86V87H243ZM248 85H249V87H248ZM254 85H255V87H254ZM259 85H262L261 87L259 86ZM7 86V87H6ZM52 86V87H51ZM61 86H63L61 89H59V91H61V94L59 93V91H58V88L59 87H61ZM70 86V87H69ZM74 86V87H73ZM84 86H86V87H84ZM113 86H116L117 87V89H116V91L115 90H113L114 88H112ZM162 86H163V89H160V88H162ZM171 86H173V87H171ZM184 86V87H183ZM194 86H195V89H194ZM203 87V88H201V87ZM238 87L239 89H237L236 87ZM28 87H29V89H28ZM66 87H68V88H66ZM121 87V88H120ZM126 87V88H125ZM142 87V88H141ZM155 87V88H154ZM168 87H169V89H171L170 90V92H169V89H168ZM176 87L178 88V89H176ZM204 87H205V90H203L204 89ZM206 87H209V88H206ZM215 87V88H214ZM217 87V88H216ZM230 87V88H229ZM252 87V88H251ZM4 88V89H3ZM26 90H25V89ZM70 88V89H69ZM79 88H81L80 90H79ZM85 90H83V89ZM87 88H88V90H89V92H86L87 91ZM99 88V89H98ZM102 88H104L105 90H107V91H103L104 93H103V95H101L102 94ZM140 88V89H139ZM157 88V89H156ZM165 88V89H164ZM175 88V89H174ZM218 88H221V89H218ZM230 89V91L228 90V89ZM259 88V89H258ZM21 89V90H20ZM74 89H76L77 90V93L78 94H75V95H77L78 96V98L76 99V97H75V95L73 94V96H69L70 95V93H69V91L70 90H74ZM111 91H110V90ZM120 89V90H119ZM135 91L134 93H132L133 92V90ZM155 89V90H154ZM166 89H168V91L166 90ZM173 89V90H172ZM179 89H181V91H179ZM184 89V90H183ZM197 89H199V90H201L200 92L202 93V94H204V95H202L200 92H199V90H197ZM218 89V90H217ZM222 89H224V90H222ZM227 91H226V90ZM257 89V90H256ZM261 89H263V90H261ZM6 90V91H5ZM13 90V91H12ZM18 90V91H17ZM55 90H57L58 91V93L57 92H55ZM83 91V93H82V91ZM101 92H100V91ZM128 90H130V91H128ZM142 90V91H141ZM143 90L144 91H146L145 93L143 92ZM160 91V93L158 92L157 93V91ZM162 90H164L163 92H162ZM175 90H177V92H175ZM187 90V91H186ZM196 90V91H195ZM206 90H208L207 92H206V95L208 96V98H206L205 96V91ZM211 90V91H210ZM219 90H220V92H219ZM246 90H247V92L249 93H246ZM256 90V91H255ZM9 91V92H8ZM51 91V92H50ZM81 91V92H80ZM94 91V92H93ZM141 91V92H140ZM167 91V92H166ZM172 91V92H171ZM184 93H183V92ZM195 91V92H194ZM224 91V92H223ZM229 91V92H228ZM231 91H232V94H231ZM240 91V92H239ZM251 91H252V93L254 92V93H256V94H252L251 93ZM260 91V92H259ZM8 92V93H7ZM17 92V93H16ZM26 92V93H25ZM53 92V93H52ZM55 92V93H54ZM67 92V93H66ZM79 92H80V94H79ZM86 92V93H85ZM93 92V93H92ZM98 92V93H97ZM100 92V93H99ZM126 92V93H125ZM138 92H140L139 94H138ZM174 92L176 93V94H174ZM178 92H179V94H178ZM189 92V93H188ZM241 92H242V94H243V96L245 97H242V94H241ZM4 93H7V94H4ZM10 93V94H9ZM44 93V94H43ZM63 93V94H62ZM75 93V92H74ZM87 93L89 94V95H87ZM111 93H112V96H111ZM164 93V94H163ZM181 93H183V94H181ZM226 93V94H225ZM239 93V94H238ZM245 93V94H244ZM258 93H260V94H258ZM2 94L4 95V96H2ZM50 94V95H49ZM56 94H58V96L56 97L55 95ZM69 94V95H68ZM71 94V95H72ZM126 95V94H130V96L129 95H127V96H124V95ZM138 94V95H137ZM151 94V95H150ZM163 94V95H162ZM198 94V95H197ZM248 95V96H245V95ZM39 95V96H38ZM45 95V96H44ZM64 95H65V97H64ZM67 95V96H66ZM81 95V96H80ZM84 95V96H83ZM85 95H87V96H89V97H87L86 98V96ZM100 95V96H99ZM123 95V96H122ZM141 95L143 96V97H141ZM146 95V96H145ZM155 95H157V97L155 96ZM167 95V96H166ZM170 95V96H169ZM188 96V97H186L187 99L189 98L190 99V97H191V99L188 101L184 96ZM192 95L194 96V97H192ZM200 95V96H199ZM202 95V96H201ZM221 95H224V96H221ZM241 95V96H240ZM262 95V96H261ZM33 96L35 97V100L33 99ZM47 96V97H46ZM62 96V97H61ZM99 96V97H98ZM118 96V97H117ZM121 96V97H120ZM139 96V97H138ZM148 96V97H147ZM161 96L163 97V99L164 100H167L168 101V99H169V103H170V100H171V103L169 104L168 102L165 104V101H163V99H162V102L164 103H162V102H160L161 101ZM174 96V97H173ZM179 96V97H178ZM182 96H183V98L184 99H186L187 101H188V103H187V101L185 100H181V99H183L182 98ZM190 96V97H189ZM227 96V97H226ZM231 96H232V99L234 100V102H232L233 100L231 99ZM234 96V97H233ZM235 96H238V97H235ZM239 96H240V100H241V104H240V100H239ZM18 99H17V98ZM20 97V98H19ZM23 97V98H22ZM72 97V98H71ZM81 97H83V98H81ZM85 97V98H84ZM105 97V98H104ZM114 97V98H113ZM122 97H125L124 99L122 98ZM129 97V98H128ZM146 97L147 98H149L153 103H155V104H157V102L159 103V104H157V105H154V106H152V102L148 99H146ZM197 97V98H196ZM202 97H203V99H202ZM218 97V98H217ZM259 97V98H258ZM64 98V99H63ZM66 98H67V100H66ZM73 98H75V99H73ZM81 98V99H80ZM104 98V99H103ZM133 98H136V99H133ZM204 98H206V99H204ZM214 98V99H213ZM219 98L221 99V100H219ZM229 98V99H228ZM237 98V104L235 103V99ZM6 99V100H5ZM29 99V100H28ZM30 99H31V101H30ZM40 99V100H39ZM59 99V100H58ZM69 99V100H68ZM122 99V100H121ZM126 99V100H125ZM127 99H129V100H127ZM139 99L141 100V101H139ZM144 99H146V100H144ZM154 99V100H153ZM155 99H156V102H155ZM158 99V100H157ZM196 100V101H194V100ZM214 101H213V100ZM228 99V100H227ZM259 99V100H258ZM1 100H2V103H1ZM44 100V101H43ZM75 100V101H74ZM108 102H107V101ZM119 100V101H118ZM125 100V101H124ZM131 100V101H130ZM138 100V101H137ZM144 102H143V101ZM192 100H193V102H192ZM201 100V101H200ZM217 100V101H216ZM250 100L251 101H253L252 103H253V105L254 106H257V107H254L253 105H251L252 103L250 102ZM10 101V102H9ZM17 101V102H16ZM20 101V102H19ZM27 101V102H26ZM30 101V102H29ZM55 101V102H54ZM61 101V102H60ZM81 103H80V102ZM98 103H97V102ZM114 101H117V102H120L121 101V104L120 103H116V104H114L113 105V103H115ZM173 101V102H172ZM198 101H199V103H198ZM218 101L223 105V107H226V108H223L222 106H221V104L220 105H218L219 103H218ZM230 103V102H232V103H228V102ZM242 101H243V103H242ZM260 101V102H259ZM9 102V103H8ZM13 102V103H12ZM19 102V103H18ZM58 102H59V104H58ZM78 102V103H77ZM82 102H84V103H82ZM94 102H95V104H94ZM113 102V103H112ZM123 102V103H122ZM130 102H132V103H130ZM134 102V103H133ZM136 102V103H135ZM150 104H149V103ZM192 102V103H191ZM210 102V103H209ZM239 102V103H238ZM258 102V103H257ZM4 103V104H3ZM47 103V104H46ZM70 103V104H69ZM104 103V104H103ZM108 104V105H106V104ZM112 103V104H111ZM129 103V104H128ZM138 103V104H137ZM141 103H143L142 104V106H141ZM147 103V104H146ZM152 103V104H151ZM187 103V104H186ZM190 103V104H189ZM212 103H216V104H212ZM236 104L235 106H234V104ZM255 103H256V105H255ZM1 104H3V107H6V111H5V108H3L2 107V105ZM27 104H29L30 105V107L27 105ZM46 104V105H45ZM50 104V105H49ZM61 104V105H60ZM73 104H74V106H73ZM83 104V105H82ZM93 104V105H92ZM98 104V105H97ZM124 104V105H123ZM140 104V105H139ZM160 104H161V106H160ZM162 104H163V106H162ZM176 104V105H175ZM183 104H184V106H183ZM193 104V105H192ZM243 104H244V106H243ZM12 105V106H11ZM18 106L19 108L18 109H20V112H19V110L17 109V107H15V106ZM26 106V108H25V106ZM31 105L33 106L32 107V109H31ZM79 105V106H78ZM130 105H134V106H130ZM139 105V106H138ZM147 107H149V106H151V107H149V108H146V106ZM159 105V106H158ZM190 105V106H189ZM195 105V106H194ZM197 105H198V107H197ZM199 105H201L200 106V108H199ZM209 105H211V106H209ZM216 105V106H215ZM225 105V106H224ZM227 105L229 106V107H227ZM231 105V106H230ZM240 105V106H239ZM8 106H11V107H8ZM21 106V107H20ZM39 106V107H38ZM71 106V107H70ZM77 106H78V108H77ZM82 106V107H81ZM84 106V107H83ZM110 106V107H109ZM122 106H125L124 108L122 107ZM127 106V107H126ZM138 106V107H137ZM144 106V107H143ZM176 106L177 107H179V106H182V107H180L179 109H176V110H178V112H179V114L181 115V116H177L176 117V115H179L178 113H177V111H176V113L173 111V109H175L176 108ZM188 106L189 107H192V110L193 111H195L194 113L192 112V111H190V113H189V110H187L188 109ZM218 106V107H217ZM251 106V107H250ZM64 107V108H63ZM90 107V108H89ZM97 109H96V108ZM100 107V108H99ZM102 107V108H101ZM105 108V110H104V108ZM115 107V108H114ZM118 107V108H117ZM121 107H122V110H121ZM132 107L134 108V110H135V112L137 113L138 112V114H134L133 115V113H131V112H133V111H131L132 110ZM157 107V108H156ZM160 107V108H159ZM186 109H185V108ZM242 108V109H240L239 111H238V109L237 108ZM252 107H253V109H252ZM25 108V109H24ZM38 108V109H37ZM56 108V109H55ZM58 108V109H57ZM92 108H94V112H93V109ZM111 108V109H110ZM119 109V110H117V109ZM140 108H141V110H140ZM159 108V109H158ZM165 108H166V110L168 111V112H166V110H165ZM183 108V110H181ZM195 108V109H194ZM199 108V109H198ZM202 108V109H201ZM204 108V109H203ZM207 108V109H206ZM213 108H216V109H214V111L212 110ZM232 108V109H231ZM244 108H245V110H244ZM246 108H247V110H249V111H246ZM248 108H250V109H252V111H250V109H248ZM257 108V109H256ZM260 108V109H259ZM8 109V110H7ZM16 109V110H15ZM29 109H30V112H29ZM34 109V110H33ZM36 109V110H35ZM40 109V110H39ZM86 109V110H85ZM103 109V110H102ZM110 109V110H109ZM113 109V110H112ZM128 109V110H127ZM130 109V110H129ZM143 109V110H142ZM146 111H145V110ZM155 109V110H154ZM190 109V108H189ZM200 109H201V111H200ZM220 109V110H219ZM222 109H229V110H225V112L224 113H222ZM234 109H235V111H234ZM255 109V110H254ZM262 109V110H261ZM4 110V111H3ZM39 110V111H38ZM57 110H59V111H57ZM105 111L104 112V114L101 112V111ZM127 110V111H126ZM138 110V111H137ZM148 110V111H147ZM170 110V111H169ZM191 110V109H190ZM206 110V111H205ZM211 110V111H210ZM221 111V114H220V112L219 111ZM25 111H27V112H25ZM65 111H67V112H65ZM73 111V112H72ZM90 113H89V112ZM91 111H92V113H91ZM130 111V112H129ZM140 111H142V114H141V112ZM144 111V112H143ZM165 111V112H164ZM172 111V112H171ZM182 111V112H181ZM185 111H188V112H185ZM198 111H200V112H198ZM204 112V114H202L203 112ZM18 112V113H17ZM34 112V113H33ZM70 112H71V117H69L70 116ZM75 112V114H76V116H78V117H76V116H74L73 115V113ZM87 112H88V114H87ZM99 112V113H98ZM121 112V113H120ZM146 112V113H145ZM149 112V114H147ZM154 112H155V114L157 115V117H156V115L154 114ZM187 113L186 115H185V113ZM192 112V113H191ZM197 112V113H196ZM228 112V113H227ZM246 112V113H245ZM254 112V113H253ZM256 112V113H255ZM12 113H13V115H12ZM20 113V114H19ZM27 113H28V115H27ZM66 113V114H65ZM112 113V114H111ZM119 113V114H118ZM130 113V114H129ZM139 113H140V115H139ZM161 113V114H160ZM163 113V114H162ZM169 113H171V114H169ZM184 113V114H183ZM196 113V114H195ZM199 113H201V115L199 114ZM214 113V114H213ZM238 113V114H237ZM243 113V114H242ZM8 114H9V116H10V114L13 116H10V117H12V119L8 116ZM27 115V117H26V115ZM30 114V115H29ZM32 114H34V115H32ZM49 114V115H48ZM65 115L64 117H63V115ZM67 114H69L68 116H67ZM84 114V115H83ZM94 114V115H93ZM107 114V116L109 117V119L110 118H113V116H114V118L110 121V120H108V122H110V123H108V122H105V119H103V116L104 115H106ZM111 114V116H109ZM113 114H116V115H113ZM121 114H123V116L121 117L122 118V120H121V118H119V115L121 116ZM132 114V115H131ZM152 114H154V115H152ZM159 114V115H158ZM182 114L183 115H185V116H183L182 117ZM206 114V115H205ZM220 114V115H219ZM226 114V115H225ZM240 114H242V115H240ZM253 114H255V116L253 115ZM260 114V115H259ZM6 115V116H5ZM82 115V116H81ZM86 115V116H85ZM90 116L89 118H86V117H88V116ZM93 115V116H92ZM101 115V116H100ZM144 115V117H146V115L151 119H149L148 117H146V118H148V119H146V118H143V117H141V116H143ZM164 115V116H163ZM175 115V116H174ZM197 115V116H196ZM198 115H200V116H198ZM223 115V117H221ZM244 115V116H243ZM3 116V117H2ZM34 118H33V117ZM49 116V117H48ZM59 116V117H58ZM75 117V119H77L78 121H76L75 122V119L72 121V117ZM85 116V117H84ZM125 116H127V118L128 119H126L125 118ZM129 116H131V117H129ZM152 116H153V118H152ZM166 116V117H165ZM171 117V116H174V117H171V118H169V117ZM236 116V117H235ZM240 116V118L241 119H239V118H237V117H239ZM253 116L255 117V118H253ZM29 117V118H28ZM40 117V118H39ZM43 117V118H42ZM55 117H56V120H55ZM67 117V118H66ZM80 117V118H79ZM96 117V118H95ZM101 117V118H100ZM134 119H133V118ZM141 117V118H140ZM158 117H160V118H158ZM163 117H164V119H163ZM169 118V121L171 122H169V121H166V118ZM176 117V118H175ZM184 118L183 120H182V122L184 121V123L183 124H181L180 122H178L180 119L179 118ZM252 117V118H251ZM262 117V118H261ZM10 120H9V119ZM15 118V119H14ZM42 118V119H41ZM52 120H50V119ZM92 118V119H91ZM99 118V119H98ZM144 119V121H148V124L147 123H145V124H143L144 123V121H143V119ZM163 119L162 121L160 120V119ZM167 118V119H168ZM173 118H175V120L173 119ZM194 118V119H193ZM200 118V119H199ZM213 118V119H212ZM245 118V119H244ZM246 118H248V119H246ZM25 119V120H24ZM44 119V120H43ZM60 119L62 120V121H60ZM89 119H91V120H89ZM102 119V120H101ZM120 119V120H119ZM123 119H125V121H123ZM141 119V120H140ZM156 121H155V120ZM177 119H179V120H177ZM185 119H186V121H185ZM189 119H190V121H189ZM198 119V120H197ZM216 119V120H215ZM234 119V120H233ZM15 120H18V121H15ZM20 120H24L23 122L22 121H20ZM27 120V121H26ZM28 120H30V121H28ZM38 120V121H37ZM40 120V121H39ZM44 121V122H41V121ZM50 120V121H49ZM55 120V121H54ZM65 120H67L66 121V123L64 124V123H62V122H65ZM79 120H81V121H79ZM87 120H88V123H85V121L87 122ZM99 120V121H98ZM104 120V121H103ZM106 120V121H107ZM117 120V121H116ZM128 120V121H127ZM131 120H134V121H131ZM172 120V121H171ZM177 120V121H176ZM200 120V121H199ZM206 120H208V121H206ZM214 120L216 121V123H217V125H216V123L214 122ZM223 120V121H222ZM227 120V121H226ZM228 120H230V122L228 123ZM236 120H238V123H239V125H238V123H237V121ZM46 121H48V122H46ZM54 121V122H53ZM60 121V123H58V122ZM98 121V122H97ZM118 121H119V123L120 124H117L118 123ZM122 121V122H121ZM146 121V122H147ZM166 121V123H164ZM192 121V122H191ZM195 123H194V122ZM199 121V122H198ZM203 121V122H202ZM212 121V122H211ZM224 121H226V122H224ZM233 121H236V122H233ZM241 121V122H240ZM244 121V122H243ZM247 123H246V122ZM13 122L14 124H16L17 123V125H14L13 123H12V125H10L11 123ZM33 122V123H32ZM70 122H72V123H70ZM80 122V123H79ZM90 122V123H89ZM94 122H95V124H94ZM103 122H105V124L103 123ZM114 122H117V123H113ZM130 122L131 123H133V124H130ZM159 122H162V123H159ZM167 122H168V124H167ZM173 122H177L176 124L175 123H173ZM185 122H186V124H185ZM190 122V123H189ZM206 122H208V123H206ZM211 122V123H210ZM213 122H214V124H213ZM222 122V123H221ZM224 122V123H223ZM234 123H237L236 125L238 126H236L235 124H234V126H233V124ZM253 122V123H252ZM20 125H19V124ZM123 123H124V125H123ZM128 123V124H127ZM152 124V126H149V125H151ZM171 125H170V124ZM179 123V124H178ZM230 123L232 124V125H230ZM242 123V124H241ZM259 123V125L257 126V128H256V125ZM261 123V124H260ZM24 124V125H23ZM35 124V125H34ZM44 126H43V125ZM63 124L65 125V126H63ZM67 124H68V128H67ZM80 124V125H79ZM83 124H85V125H83ZM89 124V125H88ZM90 124H93V125H91L90 126ZM103 124V125H102ZM107 124H108V126H107ZM121 124H122V126H121ZM127 126H126V125ZM146 125L147 127H145V126H142V125ZM164 124V126H162ZM193 124V125H192ZM205 124V125H204ZM211 124V125H210ZM212 124H213V127H212ZM226 124V125H225ZM246 125V126H244V125ZM23 125V126H22ZM45 125H47V126H45ZM52 125V126H51ZM56 125V126H55ZM63 127H62V126ZM71 125V126H70ZM72 125H74L73 127H72ZM87 125H88V127H87ZM96 125H98V127L96 126ZM111 125V126H110ZM129 125V126H128ZM132 125V126H131ZM162 127H161V126ZM166 125H168L167 127H166ZM183 125H185V126H183ZM194 125H196V126H194ZM207 125V126H206ZM222 125V126H221ZM227 125H230V126H227ZM240 125H242V127L240 126ZM247 125H249L248 127H247ZM25 126V127H24ZM33 126L34 127H38V128H36V130H35V128H33ZM43 126V129L41 128V127ZM49 126V127H48ZM103 126V127H102ZM124 126L126 127V129H127V127H128V130H126L125 128H124ZM136 126V127H135ZM140 126V127H139ZM153 126H155L154 128L156 129H154L153 128ZM160 127L161 128V131H159L160 129L158 128V127ZM190 126V127H189ZM202 126H205V127H202ZM236 126V127H235ZM250 126H255V127H251L250 128ZM2 127V128H1ZM17 127V128H16ZM23 127L25 128V131L23 130ZM44 127H46V130H44ZM56 127V128H55ZM62 127V128H61ZM74 127H76L77 128V130H78V127H81V129L80 130H76V128H75V130L77 131H74ZM101 127V128H100ZM121 127H122V129H121ZM138 127V128H137ZM151 127V128H150ZM168 127H169V129H168ZM185 127V129L186 130H184L183 128ZM187 127V128H186ZM194 127H196L195 129H193ZM202 127V128H201ZM214 127H216L217 129L219 128H222V129H216V128H214ZM223 127H224V129H223ZM240 127H241V129H240ZM15 128V129H14ZM26 128H27V130L30 132V133H28V131L26 130ZM31 128H32V130H31ZM41 128V129H40ZM48 128H50L51 130H49ZM54 128V129H53ZM59 128V129H58ZM83 128V129H82ZM86 130H85V129ZM98 129L100 132H101V134L100 135H102L101 137H99L98 136V131L97 130H94V129ZM117 128V129H116ZM123 128H124V130H123ZM139 128H142V129H139ZM149 128V129H148ZM153 128V129H152ZM162 128L163 129H168L167 131L165 130V132L162 130ZM172 128V129H171ZM190 128V129H189ZM230 128H235V129H231L230 130ZM237 128H238V130H237ZM247 128H249V129H247ZM257 129V131L255 130V129ZM18 129V130H17ZM38 129V130H37ZM50 131H48V130ZM53 129V130H52ZM60 129L62 130V131H60ZM72 129V130H71ZM91 129V130H90ZM120 129H121V131H120ZM131 129V130H130ZM181 129H182V131H181ZM189 129V130H188ZM191 129H192V131H191ZM196 129H198V131L196 130ZM206 129V130H205ZM240 129V130H239ZM24 132H23V131ZM43 130V131H42ZM114 130H116V131H114ZM119 130V131H118ZM143 130V131H142ZM148 130V131H147ZM152 130V131H151ZM153 130H155V131H153ZM170 130V131H169ZM176 130H178V131H176ZM188 130V131H187ZM205 130V131H204ZM230 130V131H229ZM237 130V131H236ZM245 130V131H244ZM249 130H252L253 132H254V134H253V132H251V131H249ZM262 132H261V131ZM22 131V132H21ZM33 131V132H32ZM37 131V132H36ZM45 131H48V132H45ZM51 131H55L54 133L53 132H51ZM76 132V133H74L73 135H72V133H70V132ZM88 131V132H87ZM91 131V133H89ZM108 131V132H107ZM119 132V133H115V132ZM161 132V133H159V132ZM162 131H163V134H162ZM170 133H169V132ZM172 131H176V133H178L177 134V136L179 137L178 139H180V140H178V143H179V145H177L178 147H179V149L178 148H176L177 146H176V143H175V146H174V142H173V140L171 139V137L169 136V135H174V133L172 132ZM190 131V132H189ZM194 131V132H193ZM202 131V132H201ZM208 133H207V132ZM210 131V132H209ZM217 131V132H216ZM222 131V132H221ZM244 131V132H243ZM44 132V133H43ZM66 133V134H64V133ZM80 132V133H79ZM93 132H95L96 133V135H94L95 133H93ZM154 132H155V134H154ZM171 132H172V134H171ZM181 132H185V133H187V136L186 135H184L183 133H182V135H181ZM199 132H201V133H199ZM218 132L220 133V134H218ZM235 132V133H234ZM237 132V133H236ZM239 132H243V133H239ZM259 132V133H258ZM261 132V133H260ZM20 133L22 134H25V135H23V137L20 135ZM41 133V134H40ZM45 135L46 133H47V135H45V137H44V135ZM49 133V134H48ZM69 133V134H68ZM86 133V136L84 135ZM136 133L138 134V135H136ZM188 133H190V134H188ZM206 135H205V134ZM212 133V134H211ZM213 133H217V134H215L216 136H214V134ZM233 133V134H232ZM257 133H258V135H257ZM50 134H53V135H51L50 136ZM54 134L56 135V136H54ZM57 134H58V137H57ZM71 134V135H70ZM80 134H83L82 136L80 135ZM87 134H88V136H87ZM93 135V136H91V137H89L90 135ZM112 134V135H111ZM133 135L134 136V138H133V136H130V135ZM135 134V135H134ZM142 134V135H141ZM157 134V135H156ZM159 134V135H158ZM193 134V135H192ZM230 134H232L231 136H230ZM234 134H236V136L234 135ZM248 134V135H247ZM262 135V137L260 136V135ZM14 135H17V136H14ZM144 135V137H138V136H143ZM147 135V136H146ZM150 135V136H149ZM154 135V136H153ZM162 135V136H161ZM167 135V136H166ZM176 135V134H175ZM200 135H202V136H200ZM204 135H205V137H204ZM225 135V136H224ZM234 135V136H233ZM246 135V136H245ZM14 136V137H13ZM20 136V137H19ZM38 136V137H37ZM39 136H43L42 138L45 140V141H47V142H45L44 140H42L41 138H39ZM49 136V137H48ZM128 136H130V137H128ZM139 138V139H141V140H139L137 137ZM151 137V138H149V137ZM183 136H184V138H186V139H183ZM213 136H214V138H213ZM243 136V137H242ZM9 137V138H8ZM30 137V138H29ZM32 137V138H31ZM36 137V138H35ZM51 137V138H50ZM64 137H65V139H64ZM68 137V138H67ZM76 137H78V139L76 138ZM80 137V138H79ZM84 137L86 138V140H84ZM96 138V139H94V138ZM105 137V138H104ZM111 137V138H110ZM113 137H115L116 139H118V141L121 139V142H119L120 143V145L119 146H117L119 143H118V141L115 139V141H113L114 140V138ZM118 137V138H117ZM122 137H123V139H125V138H127V142H130L131 140V143H129V144H127V142L125 143L124 141H126V139L125 140H123L122 139ZM131 137H132V139H131ZM165 137H166V139H165ZM168 137V138H167ZM181 137H182V139H181ZM193 137V138H192ZM201 137V138H200ZM216 137V138H215ZM231 137V138H230ZM240 137V138H239ZM255 137V138H254ZM260 137V138H259ZM4 138V139H3ZM63 138V139H62ZM90 138H91V140H90ZM99 138V139H98ZM136 138V139H135ZM144 138H146L147 139V141H146V139L144 140ZM161 140H160V139ZM166 140V142L164 141V139ZM190 138H192V139H190ZM196 138V139H195ZM204 138H206V139H204ZM233 138V139H232ZM31 139V140H30ZM77 139V140H76ZM79 139H83L82 141H80ZM94 139V140H93ZM99 141H98V140ZM100 139H101V142H100ZM110 139V140H109ZM112 139V140H111ZM131 139V140H130ZM137 139L139 140V141H137ZM153 139H154V141H153ZM168 139H170V140H168ZM187 139H188V143L189 144H185V140H186V142H187ZM193 139H195V140H193ZM200 139H201V141H200ZM217 139V140H216ZM231 139V140H230ZM252 139H254V141L252 140ZM2 140H5V142H7L8 143V141H10L8 144L7 143H5V145H4V143L2 144V142H4V141H2ZM32 140H35V141H33L32 142ZM50 140V141H49ZM64 140H66V141H64ZM79 140V141H78ZM93 140V141H92ZM105 140V141H104ZM129 140V141H128ZM142 140H144V141H142ZM157 142H156V141ZM161 141V143L159 142V141ZM162 140H163V142H162ZM168 140V141H167ZM193 140V141H192ZM247 140H248V142H247ZM260 140V141H259ZM37 141V142H36ZM40 141V142H39ZM43 141V142H42ZM53 141H55V142H53ZM78 141V142H77ZM90 141V142H89ZM92 141V142H91ZM112 141V142H111ZM123 141V142H122ZM148 141H150V142H148ZM192 141V142H191ZM251 141V142H250ZM256 141V142H255ZM47 143L48 145H45V144H42L41 143V145L39 144V143ZM57 142V143H56ZM66 142V143H65ZM86 142H87V144L89 145H91V144H97L96 145V147H95V149H93V151H90V150H88V152L90 153H86V151H85V149H84V145L86 144ZM108 142V143H107ZM109 142H111L112 144H110ZM116 142V143H115ZM137 142H138V144H137ZM151 142H153L152 143V145H151ZM156 142V143H155ZM167 142H169V143H171V144H168ZM195 142V143H194ZM206 142V143H205ZM230 142V143H229ZM232 142V143H231ZM237 142V143H236ZM250 142V143H249ZM255 142V143H254ZM12 143V144H11ZM29 143V144H28ZM37 143V144H36ZM59 143H62L60 146H59ZM98 143L99 144H102V146L101 145H98ZM123 143V144H122ZM181 143H184L187 147H186V149H185V147L184 146H181L182 144ZM193 143V144H192ZM201 143V144H200ZM228 143V144H227ZM236 145H235V144ZM240 143V144H239ZM247 143H249V144H247ZM257 143H259V144H257ZM14 144V145H13ZM19 144H21V145H19ZM30 144L31 145H33V147L32 146H30ZM36 144V146H34ZM38 144H39V146H38ZM77 144V145H76ZM104 144H105V146H104ZM141 144V145H140ZM143 144H145V145H143ZM157 144H158V146H157ZM163 144H166V145H164V147H161ZM183 144V145H184ZM203 144V145H202ZM213 144V145H212ZM233 144V145H232ZM241 144H243V145H241ZM246 144V145H245ZM254 144H257V145H255L254 146ZM9 146L10 145V147H6V146ZM12 145V146H11ZM18 146V147H16L15 148V146ZM28 145V146H27ZM122 145V146H121ZM139 146V147H133V146ZM191 145V146H190ZM205 145V147H204V149H202V147ZM235 145V146H234ZM239 145V146H238ZM253 145V146H252ZM27 146V147H26ZM40 146H42L41 147V149H40ZM45 146H46V148H45ZM50 146H51V148H50ZM115 146H117L118 148L120 147V150L117 148V147H115ZM148 146V147H147ZM206 146H208V147H206ZM249 147V149H248V153H246L243 149H241V147ZM257 146V147H256ZM2 147H3V149H2ZM23 147V148H22ZM34 147L36 148V149H34ZM83 147V149H81ZM102 147V148H101ZM105 147H107L106 148V150H105ZM126 147V148H125ZM130 147V148H129ZM133 149H132V148ZM143 147V148H142ZM7 148V150H4V149H6ZM20 148V149H19ZM28 148V149H27ZM29 148H30V150H29ZM33 148V149H32ZM40 150H38V149ZM48 148V149H47ZM64 148V149H63ZM99 150H98V149ZM115 148H116V150H115ZM123 150H122V149ZM134 148H135V151H134ZM138 148V149H137ZM148 150H147V149ZM165 148V149H164ZM181 148H184L183 150L181 149ZM222 149V151H221V149ZM255 149V148H257V149H260V150H258L257 151V149L254 151L253 150V153L254 154H256V158H255V156L253 155V153H252V149ZM3 151H2V150ZM10 149V151H8ZM11 149H13V150H11ZM16 149H19V150H17V151H14V150H16ZM26 151H25V150ZM50 149V150H49ZM59 149V150H58ZM103 150V152H102V150ZM125 149V150H124ZM137 149V150H136ZM142 149V152L140 151ZM181 149V150H180ZM201 149V151H199ZM209 149V150H208ZM227 149H229V150H227ZM251 149V150H250ZM21 150V151H20ZM22 150H23V152H22ZM35 150V151H34ZM67 150V151H66ZM81 150H83V151H81ZM97 150V151H96ZM128 150V151H127ZM145 150V151H144ZM176 150H178L176 153H178V154H183L182 156L183 157H181L180 158V156L178 155V154H176L175 153V151ZM208 150V151H207ZM12 151L13 152H15L14 153V155H13V153H12ZM19 151V153L17 154V152ZM33 151V152H32ZM39 151V152H38ZM66 151V154L64 155L63 154V152H65ZM75 151V152H74ZM79 151V152H78ZM81 151V152H80ZM124 151V152H123ZM127 151V152H126ZM133 151V152H132ZM148 151H149V153H151V154H149L148 153ZM154 151V152H153ZM166 151V152H165ZM171 151V152H170ZM174 152V155L176 154V158L175 157H173L174 159L173 160H170L171 159V156H174V155H172L171 153H173ZM186 151V152H185ZM237 151V152H236ZM240 151H244L243 153H240ZM259 151H260V155L258 154L259 153ZM6 152H8L9 153V155L8 154H6ZM29 152H31V154H32V156L33 157H31L30 155L31 154H29ZM45 152V153H44ZM53 152V153H52ZM56 152V153H55ZM68 152V153H67ZM73 152V153H72ZM78 152V153H77ZM93 152V153H92ZM117 152H119V154L117 153ZM121 152H123V153H121ZM137 154H136V153ZM140 152H141V154H140ZM146 152H147V154H146ZM152 152H153V154H152ZM162 152V153H161ZM180 152V153H179ZM200 152H202V154L200 153ZM205 152V153H204ZM217 152V153H216ZM219 152H221V153H219ZM225 152V153H224ZM227 152V153H226ZM238 152H239V154H238ZM249 152H251L250 154L252 155V157H251V155L249 154ZM2 153V154H1ZM22 153V154H21ZM35 153V154H34ZM48 153V154H47ZM55 153V154H54ZM62 153V154H61ZM74 153H76V154H74ZM79 153H81V155L79 156ZM130 153V154H129ZM155 153V154H154ZM159 153H161V155L159 154ZM166 154L167 153V157H166V155H164V154ZM184 153H186V154H184ZM198 153V155L199 156H197V155H195V154H197ZM213 153V154H212ZM234 153H236V154H234ZM3 154H5V155H7V156H5V155H3ZM10 154H12V155H10ZM46 154V155H45ZM61 154V155H60ZM70 154V155H69ZM71 154H73V155H76L77 156V158L78 159H75L76 158V156H74L73 157V155H71ZM83 154V155H82ZM85 154H86V156H85ZM94 154H96V158L94 157L95 155ZM98 154H101L102 156L100 157V155H98ZM109 154V156H107ZM125 154V155H124ZM129 154V155H128ZM133 154H136L135 155V157L136 156H139V157H137V158H135V160H134V155ZM140 154V155H139ZM144 154H146V156H148V154H149V156H148V158H146V156L144 155ZM157 154L160 156V157H158L157 156ZM165 156V158H164V156ZM191 154V155H190ZM204 154V155H203ZM209 154V155H208ZM218 154L220 155V154H223L221 157L222 158H220V156H218ZM237 154L239 155L238 157L240 158L242 155L241 154H243V156L242 157H246V156H248L249 155V157H247L248 159H250L251 160V158H253V156H254V160L255 161H258V162H256V163H258V164H256L255 163V161L253 160V162H252V160L250 161H248V163H246L245 164V162H247V158H246V160H244L243 162H242V160L245 158H238V157H236L237 156ZM244 154H246V155H244ZM248 154V155H247ZM262 154V155H261ZM41 155H43V156H41ZM52 155V156H51ZM55 157H54V156ZM63 155V156H62ZM72 156L71 157V161L72 160H74L72 163H71V161H69L70 160V158H68L69 156ZM89 155V156H88ZM92 155H93V157H92ZM122 155V156H121ZM124 155V156H123ZM132 155V156H131ZM143 155L145 156V158L149 161V159H150V161L149 162H147V160L145 159V158H143ZM151 155V156H150ZM153 155H155V156H157V158L155 157V156H153ZM170 155V156H169ZM185 155H186V157H185ZM190 157H189V156ZM195 155V156H194ZM212 155V156H211ZM226 155V157H224ZM261 157L260 159H259V156ZM18 156H20L21 158H20V160H18L19 159V157ZM26 156V157H25ZM33 158L32 160H31V158ZM39 156V157H38ZM45 156V157H44ZM58 156V157H57ZM85 156V157H84ZM114 156V157H113ZM119 156V157H118ZM128 156V157H127ZM133 158V159H131V157ZM163 156V157H162ZM168 156H169V160H168ZM202 156V157H201ZM203 156H204V158H208V160H209V162L211 163V166L208 164V160H206V159H204L203 160ZM207 156V157H206ZM211 156V157H210ZM214 156V157H213ZM258 156V157H257ZM263 156V157H262ZM13 157L15 158V159H17L18 161H14L15 159H13ZM42 157H44V158H42ZM47 157V158H46ZM49 157V158H48ZM55 158V159H53V160H50L51 158ZM63 157H65V158H63ZM80 157V158H79ZM83 157V158H82ZM97 157H99L100 159H99V162H98V159H97ZM104 157H106L105 159H104ZM121 157H124L123 159H121ZM130 157V158H129ZM143 158V160H142V158ZM155 157V158H154ZM163 159H162V158ZM189 157V158H188ZM195 157V158H194ZM200 159V160H197L198 158ZM3 158H4V160H3ZM26 158V159H25ZM28 158V159H27ZM46 158V159H45ZM59 160H58V159ZM64 159L65 161H69V164L68 163H66L65 164V162L64 163H62L63 162V160L62 161H60L61 159ZM82 158V159H81ZM84 158H85V160H84ZM90 158V159H89ZM140 158V159H139ZM217 158L219 159V161L217 160ZM12 159V160H11ZM34 159H35V161H34ZM44 161H43V160ZM112 159V160H111ZM121 159V160H120ZM125 159H127V160H125ZM138 159H139V161H141V162H139V164H138V162H136L135 163V161L137 160L138 161ZM151 159H152V161H153V163H152V161H151ZM155 159V160H154ZM221 159H223L222 161H221ZM225 159V160H224ZM231 159H234L233 161L231 160ZM237 159V160H236ZM259 159V160H258ZM47 160V161H46ZM83 162H82V161ZM131 160H133L132 162H134V163H132V162H130ZM145 160V161H144ZM165 160V161H164ZM228 160H230V161H228ZM241 160V161H240ZM43 161V162H42ZM53 161V162H52ZM54 161H56V162H54ZM60 161V162H59ZM75 161H79L78 162V164H77V162H76V164H75ZM115 163H114V162ZM154 161H156V162H154ZM192 161H193V165L194 164H196L197 165V163L199 164V166L197 165H195L196 167H194L193 165H192ZM194 161H196V163L194 162ZM207 161V162H206ZM225 161H227V162H224ZM235 162L236 163V161L239 163V165H238V163H236V164H234V165H236V168H238V166H239V170L241 171V169H243V171L245 172V174H243V176H242V173H244V172H242L241 171V175H240V171L238 172L237 170L238 169H235V166H233L232 165V162ZM242 162L241 164H240V162ZM259 161H260V163H259ZM18 162V163H17ZM43 164H42V163ZM45 162H49V163H45ZM50 162H52V163H50ZM87 162L89 163V164H87ZM100 162H101V164H100ZM118 162V163H117ZM147 162V163H146ZM159 162V163H158ZM162 162V163H161ZM189 162V163H188ZM217 162V163H216ZM55 163V164H54ZM86 163V164H85ZM91 163V164H90ZM93 163H95V164H93ZM99 163V164H98ZM104 163V164H103ZM107 163V164H106ZM108 163L110 164V165H108ZM144 163V164H143ZM145 163L146 164H148V165H146V168L144 167V165H145ZM151 163V164H150ZM157 163V164H156ZM179 163H181L180 165L182 166V168H179ZM182 163H185V165L187 166V167H183V166H185L184 164H182ZM221 163H224V164H221ZM244 163V164H243ZM253 165H252V164ZM6 164V165H5ZM62 164V165H61ZM63 164H64V166H63ZM75 164V165H74ZM79 164H81V165H79ZM114 164V165H113ZM136 164V165H135ZM141 164H143V165H141ZM149 164H150V166H149ZM175 164V165H174ZM191 164V165H190ZM201 164H202V166H201ZM213 164H215V165H213ZM219 164H221L220 166H222V167H224V168H222V169H220L221 167H219ZM226 164V165H225ZM227 164H229V165H227ZM32 165V166H31ZM36 165V166H35ZM38 165L40 166V165H44L43 167L42 166H40V167H38ZM49 165V166H48ZM53 165H55L56 166V168H55V166H53ZM66 165H67V167H66ZM73 165L75 166V169L73 168ZM79 165V166H78ZM86 165H88L87 167H86ZM91 165V166H90ZM102 165H105V166H102ZM142 166V169H144V171L141 169V166ZM154 165V166H153ZM155 165H157V166H155ZM206 165H208L209 167H215V166H217V169H216V167L214 168L213 167V169L212 168H206V167H208V166H205ZM247 165V166H246ZM261 165H262V167H261ZM33 166H34V168H33ZM61 166V167H60ZM68 166H71L72 167V169H71V167H69L70 169H69V171L68 170H66V169H68ZM78 166V167H77ZM109 166V167H108ZM111 166V167H110ZM116 166V167H115ZM117 166H119V167H117ZM128 166H132V167H134V169L132 168V167H129L130 169L129 170H132V171H129L128 170ZM140 167L139 169H137V168H135V167ZM149 166V167H148ZM153 166V167H152ZM163 166V167H162ZM173 168V170L174 171H177V169L179 168V170L180 171H177V172H174V171H172V170H170V168ZM178 167L177 169H174V168H176V167ZM180 166V167H181ZM188 166H191V167H188ZM228 166L231 168V166H232V169H230V168H228ZM252 166V167H251ZM35 167H38L37 169L35 168ZM51 167V170L49 169V168ZM58 167H60V168H58ZM76 167H77V169L79 170H76ZM79 167H81V168H79ZM87 169H86V168ZM151 167V168H150ZM234 167V168H233ZM33 168V169H32ZM47 168V169H46ZM56 170H55V169ZM64 168V169H63ZM96 168V169H95ZM105 168V169H104ZM115 168V169H114ZM152 168H154L155 169V171H154V169H152ZM187 168V169H186ZM190 168V169H189ZM192 168H194V169H192ZM197 170H196V169ZM200 168H201V170H200ZM247 168V169H246ZM259 168V169H258ZM6 169V170H5ZM35 169V170H34ZM60 169V170H59ZM83 169V170H82ZM93 169V170H92ZM95 169V170H94ZM102 170L103 171V174H102V172H101V175H100V173L99 174H95V173H97V171L98 170ZM120 169V170H119ZM137 169V170H136ZM149 169H150V171H149ZM166 169V170H165ZM170 170V171H168V170ZM208 169H209V171H208ZM215 169H216V175H215ZM224 169V170H223ZM234 169V170H233ZM254 169H257L258 171L259 170H261V171H259V175L257 176V174H258V171H256V170H254ZM33 170H34V172H33ZM37 170V172H35ZM41 170H44V172H46V174L43 172H41ZM54 170H55V172L57 173H54ZM61 170H63V171H61ZM72 170V171H71ZM87 170V171H86ZM89 170V171H88ZM114 170V171H113ZM134 170V171H133ZM140 170H142V171H140ZM148 170V171H147ZM153 170V171H152ZM158 170V171H157ZM159 170H161V173H159L160 171ZM165 170V172L163 173V171ZM183 170H185V171H183ZM193 170V171H192ZM204 170V171H203ZM218 170H220V172L221 173H219V171ZM227 170V171H226ZM253 170H254V172H253ZM53 171V172H52ZM67 171V172H66ZM95 171V172H94ZM106 171V172H105ZM140 171V172H139ZM154 173H156V174H153V176L152 175H150L152 172ZM168 171V172H167ZM183 171V172H182ZM231 171H234V173L232 174V172ZM235 171H237L238 173H239V175L241 176H238V174H237V176L239 177V178H241V180H243V181H246L247 180V183H248V185H249V187H247L246 189H248V191L245 189V188H240V189H233L232 188V184L233 183H235L236 182V180L237 179H239V178H237V177H235V175H236V173H235ZM249 171H252V172H249ZM39 172V173H38ZM48 172V173H47ZM49 172H51V173H53V174H50ZM61 172H63V173H61ZM66 172V173H65ZM88 173V172H90V175L89 176H91L92 178H89V176H88V180L87 179H85L86 177H85V175H86V173ZM93 172V173H92ZM133 174H132V173ZM134 172H137V173H134ZM173 172V173H172ZM210 172V173H209ZM214 172V173H213ZM230 172V173H229ZM256 172H257V174H256ZM2 173V174H1ZM5 173V174H4ZM60 173V174H59ZM110 175H109V174ZM122 173V174H121ZM128 173V174H127ZM131 174V176H130V174ZM143 173V174H142ZM163 174V175H165L163 178H162V176L163 175H160V176H156L157 174ZM166 173V174H165ZM180 173L183 175V177H185L184 179H186V181L187 182H185V180L183 179V177H182V175H180ZM217 173H218V175L220 176H218L217 175ZM230 175H229V174ZM247 173H250V174H247ZM37 174H38V176H37ZM42 174H45L46 175V177L48 176V178H46L45 177V175H42V177H41V175ZM50 174V175H49ZM56 176H55V175ZM77 174V175H76ZM78 174H81V175H78ZM140 174V175H139ZM158 174V175H159ZM169 174H171V175H169ZM174 174V176H172ZM179 174V175H178ZM185 174H188L187 175V177H186V175ZM214 176H213V175ZM222 176H221V175ZM32 175V176H31ZM36 175V176H35ZM55 177H53V176ZM69 175L71 176V177H69ZM99 175V176H98ZM114 177H113V176ZM117 175V176H116ZM141 175H143V176H141ZM168 177H167V176ZM177 175V176H176ZM193 177H192V176ZM202 176V177H199V179H198V176ZM233 175V176H232ZM248 175H250V176H248ZM253 175V176H252ZM26 176V177H25ZM31 178H30V177ZM53 177V178H51V177ZM65 176H67L68 177V179H67V177L65 178ZM73 176V177H72ZM84 176V177H83ZM96 176V178H94ZM98 176V177H97ZM109 176L110 178H112L111 180H106L107 179V177ZM112 176V177H111ZM128 176H130V177H128ZM151 176H152V178H151ZM154 176H156V179H157V181L160 179V181H161V183H159V182H156V180H155V177ZM171 176V177H170ZM192 177L193 179H191V178H189V177ZM205 177V179H204V177ZM217 176H218V178L220 179L219 181H217L218 180V178H217ZM226 176L228 177V178H226ZM244 176H246L245 178H244ZM248 176V177H247ZM257 176V177H256ZM29 178V179H26V178ZM36 177V178H35ZM38 177H40V178H38ZM44 177L46 178V179H44ZM80 177V178H79ZM83 177V178H82ZM108 177V179H110ZM118 177L120 178V179H118ZM128 177V178H127ZM136 177V178H135ZM138 177V178H137ZM148 177V178H147ZM158 177H160V178H158ZM166 177V179H165V181L163 180L164 178ZM175 177H181V178H175ZM216 177V178H215ZM222 177V178H221ZM232 177V179L233 180H231L230 178ZM234 177V178H233ZM256 177V178H255ZM258 177H259V179H258ZM35 178V179H34ZM41 178H43V180H45V181H43V180H41ZM78 178V179H77ZM141 178H143L144 180L142 181V179ZM145 178H147V180L145 179ZM152 179V181L153 182H151L150 180ZM168 178V179H167ZM171 178V179H170ZM175 178V180L173 181V179ZM191 179L190 181H191V183L188 181V179ZM196 178V179H195ZM201 178H203V179H201ZM212 178V179H211ZM251 178V179H250ZM255 178V179H254ZM26 179V180H25ZM31 179V180H30ZM40 179V180H39ZM51 179V180H50ZM53 179H55L56 181H52ZM67 179V180H66ZM96 179V180H95ZM98 179H100V181L98 180ZM102 179V180H101ZM105 179V180H104ZM116 179H118V180H116ZM132 179V180H131ZM137 179V180H136ZM139 179V180H138ZM179 179H181V180H179ZM194 179L196 180L195 182H197V183H195L194 182ZM210 179V180H209ZM228 179V180H227ZM245 179V180H244ZM254 179V180H253ZM25 180V182L23 183V181ZM48 180H49V182H51V183H49L48 182ZM61 180V181H60ZM78 180H80V181H78ZM83 180V181H82ZM85 180H87V182L85 181ZM98 180V181H97ZM115 180V181H114ZM124 180V181H123ZM130 180H131V183H132V185H131V187H130V185L129 184H131L130 183ZM146 180V181H145ZM148 180H149V182H150V186L148 185L147 186V184H146V182H148ZM167 180V181H166ZM168 180H169V183H168ZM176 180H177V183L180 181L181 183H178V184H180V186L179 185H177L175 182H176ZM205 180V181H204ZM256 180V181H255ZM264 180V179H263ZM9 181V182H8ZM30 181V182H29ZM31 181H32V183H31ZM68 181V182H67ZM69 181H70V183H71V185H68V184H70L69 183ZM96 181V182H95ZM120 181V182H119ZM126 181H128V182H126ZM133 181V182H132ZM142 181V182H141ZM145 181V182H144ZM163 181L165 182V183H163ZM172 181V183H170ZM183 181V182H182ZM214 181V182H213ZM225 181V182H224ZM229 181V182H228ZM235 181V182H234ZM238 181V180H237ZM250 181H251V183L253 184H250ZM256 182V184H255V182ZM6 182V183H5ZM45 182V183H44ZM56 182V183H55ZM63 182V183H62ZM65 182V183H64ZM78 182V183H77ZM84 182V184H82ZM121 182H123V183H121ZM204 182V183H203ZM218 182H220V183H218ZM226 182H228V183H226ZM254 182V183H253ZM29 183V185H30V187H28V185H25V184H28ZM34 183V184H33ZM41 183V184H40ZM61 183V184H60ZM76 183V184H75ZM88 185H87V184ZM91 183V184H90ZM97 183V184H96ZM121 183V184H120ZM126 183H128L127 184V186L125 187V185H126ZM154 184V185H151V184ZM157 184V187H156V184ZM188 185H187V184ZM195 183V186L193 185ZM208 183V184H207ZM214 183H216L215 185H214ZM2 184V185H1ZM7 184V185H6ZM32 184V185H31ZM51 184V185H50ZM82 184V186H80ZM120 184V185H119ZM159 184V185H158ZM167 184V188L165 187V185ZM175 184V185H174ZM183 184V185H182ZM202 184V185H201ZM222 184V185H221ZM227 184H229V185H227ZM231 184V185H230ZM13 185V184H12ZM12 185H10V187L12 186ZM19 185H17L18 186V189L20 190V186ZM24 185V186H23ZM68 185V186H67ZM77 185V186H76ZM91 185V186H90ZM111 185V186H110ZM146 185V186H145ZM170 185V186H169ZM190 185V186H189ZM194 187H193V186ZM210 185V186H209ZM222 187L223 185V188H221L220 186ZM228 187H227V186ZM252 185V186H251ZM8 186V187H7ZM27 186V187H26ZM31 186H32V188H31ZM35 186V187H34ZM52 187V189H51V187ZM88 187V188H86V187ZM100 186H101V188H100ZM108 186V187H107ZM135 186H138V187H136V188H133V187ZM141 186H142V188H141ZM143 186H144V188H143ZM155 186V187H154ZM162 186H163V188H162ZM168 186H169V188H171V189H169L168 188ZM176 186V187H175ZM183 186H184V188H185V186H186V190L187 191H185V189L183 188ZM187 186H189L188 188H187ZM215 186H216V189H218L217 191H216V189H215ZM218 186V187H217ZM230 186H231V188H230ZM257 186H258V188H257ZM49 187H50V191H52L53 190V192H52V194H56L57 192V194L53 197L52 196V194L51 195H49L47 192H49L48 190H49ZM60 189H59V188ZM73 187V188H72ZM80 187V188H79ZM92 189H91V188ZM94 187H96V188H94ZM123 187H125V188H123ZM145 187H147V189L145 188ZM148 187L149 188H151V190L150 189H148ZM200 187V188H199ZM209 187V188H208ZM219 187H220V189H219ZM227 187V188H226ZM253 187H255V188H253ZM5 188H7V189H5ZM24 188V189H23ZM27 188H28V191H27ZM34 188V189H33ZM53 188H55V189H53ZM61 188H62V190H61ZM68 188V189H67ZM108 189V190H106V189ZM112 188H114V189H112ZM153 188H154V190H153ZM160 188V189H159ZM174 188H175V190H174ZM176 188H178V190L176 189ZM202 188V189H201ZM253 188V189H252ZM30 189V190H29ZM40 189V190H39ZM56 189H58V190H56ZM63 189H67V190H64V192H61V191H63ZM71 189H73V191L71 190ZM76 189V190H75ZM83 189V190H82ZM84 189H85V191H84ZM97 189V190H96ZM98 189H100V191L102 192H100ZM120 189V190H119ZM123 189V190H122ZM128 190V189H130V190H132V191H129L128 190V193H130V195L127 193V191L126 190ZM142 191H140V190ZM183 189V190H182ZM197 189V190H196ZM199 189H201V190H203L202 191V193L200 192L201 190H199ZM207 189V190H206ZM223 189V190H222ZM241 189H244V190H242V191H244V192H241ZM25 190V191H24ZM55 190V191H54ZM69 190H71V193H70V191ZM75 190V191H74ZM79 190H80V192H79ZM82 190V191H81ZM88 190V191H87ZM94 190V192H92ZM104 192H103V191ZM116 190V191H115ZM135 190V191H134ZM144 190V191H143ZM147 190V191H146ZM150 190V191H149ZM153 190V191H152ZM157 191V193H158V196H155V195H157L156 193H154V191ZM159 190V191H158ZM171 190V191H170ZM173 190V191H172ZM182 190V191H181ZM196 190V191H195ZM205 190V191H204ZM231 191L230 193H229V191ZM260 190H262V191H260ZM44 191V192H43ZM46 191V192H45ZM77 191H78V193H77ZM100 193H99V192ZM109 191H111V194L112 195H110V192ZM112 191H114V192H112ZM119 191V192H118ZM125 192V194H123L124 192ZM155 191V192H156ZM218 191V192H219ZM224 191H225V193H227V194H225L224 193ZM234 191V192H233ZM250 191V192H249ZM251 191H253V194H251L252 192ZM256 191V192H255ZM33 192H35L34 193V195H33ZM41 192H43L42 194H41ZM56 192V193H55ZM60 192V193H59ZM74 192H75V194H74ZM120 193L121 195H119L118 193ZM146 192V193H145ZM152 192V193H151ZM171 192H173V194L174 195H172V193ZM192 192H194V193H192ZM196 192V193H195ZM232 192L236 195H234V194H232ZM240 192V194H238V193ZM249 193V195H248V193ZM3 193V192H2ZM2 193H0V200L2 199L1 198V194ZM45 193V194H44ZM49 193H51V192H49ZM82 193V194H81ZM87 193H89V196H91V198L88 196V194ZM98 193H99V196L98 197H96L97 195H98ZM104 193H106V194H104ZM115 193V194H114ZM133 193V194H132ZM144 193V194H143ZM149 193H151V194H149ZM177 193V194H176ZM192 193V195H189V194H191ZM197 193H199V195L197 194ZM229 193V194H228ZM62 194H64L63 196H61V197H59V195H62ZM67 194V195H66ZM74 194V195H73ZM76 194H78V196L76 195ZM97 194V195H96ZM113 194H114V196H113ZM123 194V195H122ZM152 197L153 196V198L154 199H152L151 198V201H149V195ZM154 194V195H153ZM176 194V195H175ZM202 194V196L200 197V195ZM222 194H223V196H222ZM237 194H238V196H237ZM246 195V197H245V195ZM250 194H251V196H250ZM255 194V195H254ZM5 195V194H4ZM7 195H8V193L6 192V196H5V198H3V200H1L0 201V204L2 203L3 205H1V206H6V203L8 204V202H10L11 200H13V198L12 197H7ZM86 195V196H85ZM93 195H95V197L93 196ZM128 195V196H127ZM145 195H147V196H145ZM161 195V196H160ZM179 195V196H178ZM186 195H187V197H186ZM203 195H205V198H203L204 196ZM221 195V196H220ZM228 197L229 199H223V200H225L226 202L224 203V201L221 199V198H223V197ZM229 195V196H228ZM234 195V196H233ZM241 195V196H240ZM52 196V199H50V197ZM74 196V197H73ZM76 196V197H75ZM85 198H84V197ZM111 197V199H110V197ZM113 196V197H112ZM126 196V197H125ZM134 196V197H133ZM138 196V197H137ZM149 196V197H148ZM176 196V197H175ZM193 196H198L199 197V199H197V200H195L196 199V197L194 198ZM239 196H240V198H239ZM264 194L262 195V198L264 199ZM67 197H68V200L66 201V199H67ZM71 197V198H70ZM87 197H89L90 198V200L89 199H86ZM102 197H106V198H102ZM108 197V198H107ZM127 197H128V199H127ZM147 197V198H146ZM160 197V198H159ZM167 197V196H166ZM189 197H192V198H189ZM197 197V198H198ZM8 198V199H7ZM11 198V199H10ZM56 198V199H55ZM93 198L95 199V200H93ZM114 198V199H113ZM118 200L119 198H123L125 201H127V202H125L124 200H121V199H119L118 200V202H120V203H118L117 202V200ZM129 198H131V200H129ZM159 199V201H157L158 199ZM181 198H185L184 200L185 201H183ZM203 198V199H202ZM206 198H208L207 200H206ZM6 199V200H5ZM10 199V200H9ZM75 199L77 200L76 202H73V201H75ZM94 201V202H92V200ZM101 199H106V201H103V203L101 202L102 200ZM248 199H249V201H248ZM263 199H261L260 200V202L259 203H261L260 205L261 206H264V200ZM56 200V201H55ZM85 200V201H84ZM86 200H88L89 201V204L90 203H92L93 205L92 206H90L89 208H94V210H92V212H93V214H94V216H96V217H98V219H100V217L101 218H103L104 217V219H103V221L104 222H101V221H97L96 223H92L91 224V220L88 222V226H90V225H92V227L90 226L89 228H91V230H89L88 229V231L90 232L89 234H88V236L91 238V239H87V237H85L86 238V240H83L84 238L83 237H81V236H79L78 235V233H71L70 232V230L71 231H74L76 228H77V226H79L82 222L81 221H79V217L81 218H83L84 216H85V214L87 213V211L85 210V208L84 207H86V206H89V204L87 203V201ZM101 200V201H100ZM147 200H148V202H147ZM193 200V201H192ZM198 200H199V202H198ZM202 200V201H201ZM244 200L246 201L244 204H243V202H244ZM7 201V202H6ZM58 201H60V202H58ZM64 201V202H63ZM78 201H82V202H79L78 203ZM91 201V202H90ZM97 201H99L100 202V204H99V202H97ZM140 203H139V202ZM175 201V202H174ZM177 201V202H176ZM190 201H192V203L190 202ZM222 201V202H221ZM248 201V202H247ZM46 202V203H45ZM48 202V203H47ZM69 203V204H67V203ZM118 204H117V203ZM122 202V203H121ZM123 202H124V204H123ZM154 202V204H151V203H153ZM157 202V203H156ZM198 202V203H197ZM203 202V203H204ZM4 203H5V205H4ZM72 203V204H71ZM83 203H85L84 205H86V206H83L82 204ZM105 203V204H104ZM128 203H129V205H128ZM132 203H134L133 205H136V206H134V207H132L133 205H132ZM147 204L148 203V206L146 205V207H145V205H142V204ZM238 203V204H237ZM50 204V205H49ZM59 204H61V205H59ZM65 204H67L66 206H68V205H75V209L77 210V212L79 213H76L77 215H80L79 217L76 215V216H74V218L77 220V223L79 222V224H77L76 223V221L73 219L72 221H71V218H73V216H71L70 215V217H69V214H66V213H63L64 214V217H63V214L62 213H59V210H60V206L62 207V206H65ZM80 205V206H78V205ZM88 204V205H87ZM103 204V205H102ZM113 205V208L114 209H112V205ZM152 206H151V205ZM228 204H229V206H228ZM237 204V205H236ZM243 204V205H242ZM50 207H49V206ZM82 205V206H81ZM94 205H96L95 207H97V208H95L94 207ZM106 205V206H105ZM107 205H111V207H109V206H107ZM114 205H116V206H114ZM119 205V206H118ZM125 205V206H124ZM138 205V206H137ZM103 208H102V207ZM118 206V207H117ZM128 208H127V207ZM142 206V207H141ZM143 206L147 209V213L145 214L143 211H142V209H143ZM149 206H151V207H149ZM154 206V207H153ZM56 207V208H55ZM82 207V208H81ZM100 207V208H99ZM107 207V208H106ZM118 209H117V208ZM124 207V208H123ZM130 207H132L131 209H130ZM136 207V208H135ZM48 209V211L46 210V209ZM78 208H81V209H78ZM98 208H99V210H98ZM150 208V209H149ZM44 209V210H43ZM52 209H53V211L56 209H59V210H57V211H54V213H52L53 211H52ZM84 209V210H83ZM104 209V210H103ZM106 209V210H105ZM109 209H112V211L111 210H109ZM127 209V210H126ZM133 209V210H132ZM136 211H135V210ZM152 212V213H150V211ZM218 209V210H217ZM37 211L35 214L33 213L34 211ZM111 211V212H109V211ZM215 210V211H214ZM240 210V212L238 213V211ZM241 210H243V211H241ZM261 210H263V213H262V211H260V214H263L264 215V207L261 209ZM26 211V212H25ZM27 211H28V213H27ZM29 211H33V212H31V214H30V212ZM105 211V214H103V212ZM137 211H140V212H137ZM141 211H142V213H144L143 215L142 214H140L141 213ZM199 211L201 212V213H199ZM207 211V212H206ZM214 211V212H213ZM235 211V212H234ZM247 213H246V212ZM8 212V213H7ZM20 212V213H19ZM45 212V213H44ZM48 212V213H47ZM60 212H62V210H60ZM82 212V213H81ZM85 214H84V213ZM113 212V213H112ZM131 212V214H129ZM210 212V213H209ZM12 213H14V214H12ZM42 213V214H41ZM120 213V212H119ZM123 213H128V214H126V215H124ZM199 215H198V214ZM208 214L209 216H210V218L208 219H206V217H209L208 215H204V216H202L203 214ZM240 213H241V215H240ZM247 214L246 216L244 215L243 216V214ZM15 215L16 216V218L14 217L13 218V216L12 215ZM29 214V215H28ZM56 214H57V216H56ZM109 214H111L110 216H109ZM138 214H140V215H138ZM202 214V215H201ZM212 214H214V215H212ZM238 214V215H237ZM23 217H22V216ZM100 217H99V216ZM115 215V214H114ZM128 215V216H127ZM130 215V216H129ZM132 215H137V216H133L132 217ZM148 215V216H147ZM220 215V216H219ZM6 216H12V219H10V221H9V217H7L6 218ZM39 216V217H38ZM41 216V217H40ZM49 216V217H48ZM116 216V215H115ZM140 216V217H139ZM144 216V217H143ZM157 216V215H156ZM246 217V218H244V219H242V217ZM24 217H27V218H25V220H24ZM62 217V218H61ZM77 217V218H76ZM212 217V218H211ZM261 217V218H260ZM11 218V217H10ZM17 218H19V219H17ZM30 220H29V219ZM44 218V219H43ZM50 218H52L56 223H54V222H52L51 223V225L53 226V229L54 230H59V229H62V235H63V232H64V235L63 236H65V237H63L62 238V235L59 237V239L55 236V235H53L54 236V238H53V236L51 237V239H54L53 240V246H51V247H53L52 249H55L54 251L52 250L51 251V248H49V247H46V246H42L41 244H40V242L43 240V238H44V233L41 231V230H37L36 229V231H34V233H36V234H34L33 232L32 233H30V234H28V235H26L25 234V231H24V229L27 227V228H29L30 226H33L34 224H37V223H39V226H41V225H44L45 223L47 224V222H49L48 221V219H50ZM55 218V219H54ZM64 218V219H63ZM85 218V217H84ZM137 218H139V219H137ZM150 218H153V219H150ZM202 218V219H201ZM216 218H218V219H216ZM234 218V219H233ZM7 219V220H6ZM13 219H15V220H17V221H15V220H13ZM23 219V220H22ZM32 219V220H31ZM56 219H58V220H56ZM134 219H137L136 221L134 220ZM143 219V220H142ZM146 221H145V220ZM201 221H200V220ZM204 219V222L202 221ZM211 219H213V220H211ZM236 219H238V221L236 220ZM242 221H241V220ZM258 221H257V220ZM260 219V220H259ZM13 220V221H12ZM45 222L44 224H42L43 222ZM70 220V223H72V224H70L68 221ZM134 220V221H133ZM205 220H206V223L207 224H205ZM208 220V221H207ZM215 220V221H214ZM218 222H217V221ZM233 220V221H232ZM236 220V221H235ZM250 221V222H245V221ZM7 223H6V222ZM30 221V222H29ZM33 221V222H32ZM47 221V222H46ZM62 221H66V222H63L62 223ZM138 221V222H137ZM244 221V223L243 224H241L242 222ZM253 221V222H252ZM257 221V222H256ZM32 222V223H31ZM36 222V223H35ZM75 222V223H74ZM134 222H136V223H134ZM211 222H213V223H211ZM237 222H238V224H237ZM241 222V223H240ZM256 222V223H255ZM16 223V224H15ZM24 223V225H22ZM28 223V224H27ZM68 223V224H67ZM74 223V224H73ZM106 223V224H105ZM107 223H109L108 225H107ZM208 223H210V224H208ZM216 223L218 224L217 226H215L216 227V229L217 230H219L220 231V229L222 228V231H220V232H217V230L216 229H213L212 230V228L211 227H213L214 225H216ZM222 223V224H221ZM259 223H261V224H259ZM15 224V225H14ZM21 224V225H20ZM76 224V225H75ZM98 224H100V227H101V231H100V227L98 228ZM144 224V225H143ZM219 224H221V225H219ZM241 224V225H240ZM245 224H248V225H246V227H245ZM249 224L252 226V227H250V228H252V229H254V230H256L257 231V233H256V231H255V233H256V236H254V239H252L253 238V235L251 236L250 234H248V231H247V227H249ZM257 225V227L255 226L254 227V225ZM263 224V225H262ZM16 225H19V226H16ZM28 225H30V226H28ZM55 225V226H54ZM60 225H64L63 227H65V229H66V231H65V229L63 228V227H61ZM66 225H67V227H66ZM69 225V226H68ZM103 225V226H102ZM211 225V226H210ZM213 225V226H212ZM225 226V228H224V226ZM240 225V226H239ZM260 225H262V226H260ZM13 226H15V227H13ZM21 226V227H20ZM38 226V225H37ZM75 226V227H74ZM97 226V228L95 229L94 227H96ZM141 226V227H140ZM142 226H143V228H142ZM145 226V227H144ZM20 227V228H19ZM58 227V228H57ZM61 227V228H60ZM102 227H104V229H102ZM151 227V228H150ZM155 227V228H154ZM214 227V228H215ZM237 227H239V228H237ZM243 228V232H242V229L241 228ZM258 227H260V229L259 230H257L258 229ZM262 227V228H261ZM14 228V229H13ZM22 228V229H21ZM26 228V229H27ZM69 228V229H68ZM142 228V229H141ZM209 228H211V229H209ZM220 228V229H219ZM224 228V229H223ZM237 230H235V229ZM245 228H247V229H245ZM257 228V229H256ZM25 229V230H26ZM95 229V230H94ZM108 229V230H107ZM147 229V230H146ZM149 229V230H148ZM226 229H227V231H226ZM231 229V230H230ZM69 230V231H68ZM97 230H98V232H97ZM140 230H142V232L140 231ZM154 230V231H153ZM225 231V234L224 233H222V232H224ZM229 230V231H228ZM261 230V231H260ZM263 230V231H262ZM95 231L97 232V233H95ZM104 231V232H103ZM106 231V232H105ZM109 231V232H108ZM140 231V232H139ZM216 231V232H215ZM240 231L242 232L241 234H240ZM41 232H42V234H41ZM69 234H68V233ZM92 232H94L93 234H92ZM148 232L150 233V235L148 234ZM154 232V233H153ZM214 232L217 234V236H219L218 235V233H221V236L220 237H223V238H217V236L216 237H213L212 238V236H214L215 234H214ZM262 232V233H261ZM42 235H40V234ZM162 233H164L163 235H161ZM208 233L209 234H211V237H210V235H208ZM226 233H228V234H226ZM245 233H246V235H245ZM99 234H101V235H99ZM105 234H107V236L105 235ZM108 234H109V236H108ZM146 234V235H145ZM224 234V235H223ZM257 234H259V235H257ZM262 234V235H261ZM31 235V236H30ZM40 235V236H39ZM98 235V237H105L106 239H100V238H96V236ZM103 235V236H102ZM145 235V236H144ZM147 235H149V236H147ZM157 235H158V237H157ZM165 235V236H164ZM207 235L209 236V237H207ZM249 235H250V238H249ZM33 236V237H32ZM36 236L38 237V238H40V239H38V238H36ZM67 236V237H66ZM147 236V237H146ZM151 236V238H149ZM161 236H162V238H161ZM164 236V237H163ZM259 236V238H257ZM260 236H261V240H260ZM2 237V238H1ZM25 237V238H24ZM76 237V238H75ZM79 237L81 238V239H79ZM156 237V238H155ZM159 237H160V239H159ZM6 238V237H5ZM64 238H66V241H70V243H68V242H64L65 241V239ZM71 238V239H70ZM154 238V239H153ZM185 238V237H184ZM206 238H207V240H206ZM208 238H210V239H208ZM215 238V239H214ZM227 238H229V239H227ZM232 238V239H231ZM248 239V240H246V241H243L242 239ZM38 239V240H37ZM56 239V240H55ZM62 239H64V240H62ZM76 239H78L81 243H79L78 242V240H76ZM213 239V240H212ZM244 239V240H245ZM252 239V240H251ZM0 240H2L1 242H2V244H0V249H1V247L3 248V247H5V245L7 246V245H9L10 244V239L8 240V238H6L5 240L3 239V236H1L0 235ZM27 240L30 242H27ZM32 240V241H31ZM36 240V241H35ZM75 240H76V242H75ZM85 242L86 241V243L87 244H89V245H87V244H84L83 243V241ZM92 240V242L91 243H89L90 241ZM94 240H96V242L94 243ZM98 240H99V242H98ZM206 240V241H205ZM52 241V240H51ZM63 241V242H62ZM88 241V242H87ZM214 241V243H212V242ZM215 241H218V242H215ZM228 241V242H227ZM241 241V242H240ZM243 241V242H242ZM263 241V242H262ZM0 242V243H1ZM9 242V243H8ZM27 244H26V243ZM35 242V243H34ZM39 242V243H38ZM56 242V243H55ZM57 242H61V243H63V244H57ZM79 244H78V243ZM97 242H98V245H97ZM105 242V244H102V243H104ZM153 242V243H152ZM189 242V243H188ZM209 243V244H207V243ZM211 242V243H210ZM244 242H249L246 246H245V244H244ZM65 243H68L67 245L65 244ZM73 245H72V244ZM94 243V244H93ZM145 243V244H144ZM222 243H224V244H222ZM243 243V245H242V247L244 248V247H246V248H241L240 246H241V244ZM250 243H253V245L251 244V245H249ZM254 243H255V245H254ZM260 243H263V245L262 244H260ZM65 244V245H64ZM82 244V245H81ZM92 244V245H91ZM141 244V245H140ZM144 244V245H143ZM189 244V245H188ZM221 244V245H220ZM234 244V245H233ZM33 245V246H32ZM34 245H35V247L36 248H34ZM57 245H60V246H58V247H56V248H58V250L56 249V248H54V246H57ZM78 245V246H77ZM84 245H87V246H85L84 247ZM97 245V246H96ZM100 245V246H99ZM137 245H139V246H142V247H139V246H137ZM186 245H188V249H187V246ZM225 245L227 246V247H225ZM28 246V247H27ZM72 246V247H71ZM75 246V247H74ZM186 246V247H185ZM221 246V247H220ZM223 246H224V249H223ZM234 246V247H233ZM238 246V247H237ZM249 246H251V247H249ZM32 247V248H31ZM82 247V248H81ZM87 247V248H86ZM93 247H92V249H93ZM186 249H185V248ZM220 247V248H219ZM228 247L230 248V249H228ZM233 247V248H232ZM38 248V249H37ZM40 248V249H39ZM42 248H44V249H42ZM194 249V251L196 252V253H194V251H193V249ZM202 248V249H201ZM213 248L214 249H216V250H213ZM218 248V249H217ZM221 248H222V250H221ZM226 248V249H225ZM237 249V248H239V249H237V252H239V253H237V252H235V249ZM250 248V249H249ZM252 248H254V249H252ZM26 249V250H27ZM34 251H33V250ZM42 249V250H41ZM82 249V250H81ZM171 249V248H170ZM169 248L167 249L168 250V252H167V250H164V251H161L160 253H161V256H164V258L163 257H161L160 256V258H159V254L160 253H158V254H156V257H158L157 258V260L160 262L159 264H178L177 263V261L179 262V258H180V256L178 255V254H176V252L175 251H173L172 249H171V252L169 251L170 250ZM190 249H191V251H190ZM206 249H211L210 251L212 252H214L215 254H211V256L213 255V257H211L210 256V254H208V253H210L209 252V250L207 251ZM231 249H233L231 252H230V250ZM252 249V250H251ZM256 249L258 250V252L256 251ZM44 250V254L41 252V251H43ZM48 251L47 253H46V251ZM51 251V253H50V251ZM82 252H81V251ZM206 250V251H205ZM218 250V251H217ZM226 250V251H225ZM227 250H228V252H229V256H228V252H227ZM239 250H241V251H239ZM250 252H248V251ZM57 251V252H56ZM66 251V250H65ZM173 251V252H172ZM185 251H186V253H185ZM188 251V252H187ZM191 253H190V252ZM205 251V252H204ZM226 252V254L225 253H223V252ZM247 252V254H246V252ZM255 251V252H254ZM259 251H260V253H259ZM53 252V253H52ZM60 252V253H59ZM61 252H63V255H62V253ZM175 252V253H174ZM204 252V253H203ZM221 252H222V254H221ZM233 252V253H232ZM244 252V254H242V253ZM254 252V253H253ZM41 254V255H39V254ZM57 253V254H56ZM173 253V254H172ZM187 253H188V255H187ZM232 253V254H231ZM237 253V254H236ZM249 253V254H248ZM259 253V254H258ZM50 256H49V255ZM189 254H191L190 256H195L194 254H197L198 256L199 255H201V256H199L200 258H198V257H196V259L194 258L193 259V257H189ZM207 254V255H206ZM218 254V255H217ZM219 254H221V255H219ZM226 256H225V255ZM233 254H234V256H235V258L236 259H238L239 261L237 262V260L235 261L234 259V256H233ZM236 254V255H235ZM240 254V255H239ZM245 254H246V257H245ZM250 254H252L253 256H251ZM39 255V256H38ZM46 256V258L44 259V257L43 256ZM55 255V256H54ZM71 255V256H70ZM204 255H205V257H206V259H205V257H204ZM215 255V256H214ZM222 255H223V257H222ZM242 255H243V257H242ZM250 255V256H249ZM258 257H257V256ZM38 256V257H37ZM41 256V258L39 259V257ZM48 256V257H47ZM203 256V257H202ZM210 256V257H209ZM225 256V257H224ZM228 256V257H227ZM254 256H255V258H254ZM262 256V257H261ZM68 257V258H69ZM190 259H189V258ZM220 257H221V259H220ZM240 257H242V258H240ZM253 257V258H252ZM49 258V259H48ZM251 258V259H250ZM257 258H261L260 260L259 259H257ZM163 259H165L166 261H164ZM201 259V260H200ZM227 260V262L225 261V260ZM251 261H250V260ZM253 259V260H252ZM31 260V259H30ZM49 260V261H48ZM196 260V261H195ZM200 260V261H199ZM202 260H203V262H202ZM205 260V261H204ZM262 260V261H261ZM163 261V262H162ZM222 261V262H221ZM225 261V262H224ZM49 262V263H48ZM168 262V263H167ZM185 262H183L184 264H187V263H185ZM200 262V263H199ZM205 262V263H204ZM221 262V263H220ZM236 262V263H235ZM255 262V263H254ZM262 264H264V262L262 263Z\"/></svg>",
	"mask_w": 264,
	"mask_h": 264
},
{
	"label": "bare ground",
	"instance_id": "obj_2",
	"mask_svg": "<svg viewBox=\"0 0 264 264\" xmlns=\"http://www.w3.org/2000/svg\"><path fill=\"white\" fill-rule=\"evenodd\" d=\"M9 1H10V0H9ZM11 1H12V0H11ZM17 1H18V0H17ZM19 1H21V0H19ZM19 1H18V3H21V2H19ZM26 1H27V0H25V2H26ZM45 1H46V0H45ZM50 1H51V0H50ZM55 1H56V0H55ZM62 1H63V0H62ZM71 1H72V0H70V2H71ZM74 1H75V0H73V3H74ZM81 1H82V0H81ZM92 1H93V0H92ZM97 1H98V0H97ZM97 1H96V2H97ZM113 1H114V0H113ZM115 1H116V0H115ZM139 1H140V0H138L137 2H139ZM141 1H142V0H141ZM168 1H169V0H168ZM179 1H180V0H179ZM208 1H209V0H208ZM208 1H207V2H208ZM236 1H237V0H236ZM259 1H260V0H259ZM7 2H8V1H7ZM28 2H29V1H27V3H28ZM39 2H40V1H39ZM39 2H38V3H39ZM46 2H47V1H46ZM76 2H77V1H76ZM84 2H87V1H84ZM106 2H107V1H106ZM142 2H143V1H142ZM148 2H149V1H148ZM151 2H152V1H151ZM180 2H181V1H180ZM195 2H196V1H195ZM199 2H201V1L199 0ZM199 2H198V3H199ZM214 2H215V1H214ZM223 2H225V1H223ZM243 2H244V1H243ZM2 3L4 4V2H2ZM2 3H1V4H2ZM10 3H11V2H10ZM16 3H17V2H16ZM33 3H35V2H32V4H33ZM36 3H37V1H36ZM53 3H54V0L52 1V4H53ZM55 3H56V2H55ZM73 3H71V4H73ZM77 3H78V2H77ZM82 3H83V2H82ZM87 3H88V2H87ZM87 3H86V4H87ZM90 3H91V2H90ZM114 3H115V2H114ZM116 3H118V2L116 1ZM123 3H124V2H123ZM129 3H130V2H129ZM154 3H155V2H154ZM166 3H167V2H166ZM184 3H185V5H186V3H187L186 0L184 1ZM189 3H190V1H189ZM192 3H193V2H192ZM211 3H212V1H211ZM211 3H210V4H211ZM247 3H248V2H247ZM253 3H254V2H253ZM257 3L259 4V2H257ZM3 4H2V5H3ZM8 4H9V3H8ZM21 4H22V3H21ZM21 4H20V9H18V10H21V12H22ZM24 4H25V3H24ZM24 4H23V5H24ZM61 4H62V3H61ZM92 4H93V2H92ZM92 4H91V5H92ZM131 4H132V3H131ZM140 4H141V2H140ZM147 4H148V3H147ZM147 4H145V6H146ZM151 4H152V3H150V5H151ZM158 4H159V2H158ZM182 4H183V3H182ZM195 4H196V3H195ZM204 4H205V3H204ZM214 4H215V3H214ZM221 4H222V2H221ZM229 4H230V3H229ZM238 4H239V3H238ZM238 4H237V5H238ZM249 4H250V3H249ZM249 4H248V5H249ZM263 4H264V2H263ZM263 4H262V5H263ZM9 5H10V4H9ZM18 5H19V4H18ZM18 5H17V6H18ZM26 5H27V4H26ZM29 5H30V4H29ZM36 5H37V4H35V6H36ZM39 5H40V4H39ZM41 5H43V3H41ZM66 5H67V4H66ZM74 5H75V4H74ZM81 5H82V4H81ZM116 5H117V4H116ZM124 5H125V4H124ZM127 5H128V4H127ZM132 5H134V4H132ZM135 5H136V4H135ZM141 5L143 6V4H141ZM169 5H170V4H169ZM169 5H168V6H169ZM185 5H184V7H185ZM187 5H188V4H187ZM205 5H206V4H205ZM217 5H218V4H217ZM239 5L241 6V4H239ZM244 5H245V4H244ZM246 5H247V4H246ZM248 5H247V6H248ZM255 5H256V4H255ZM0 6H1V5H0ZM5 6H8V5H5ZM15 6H16V5H15ZM27 6H28V5H27ZM27 6H26V8H27ZM44 6H46V5H44ZM49 6H51V4H50ZM138 6H139V5H138ZM142 6H139V8L142 7ZM151 6H152V5H151ZM194 6H197V5H194ZM201 6H202V5H201ZM201 6L199 5L198 7H201ZM208 6H209V5H208ZM208 6H205V7H208ZM212 6H213V5H212ZM249 6H250V5H249ZM22 7H23V6H22ZM24 7H25V6H24ZM33 7H34V6H33ZM37 7H38V5L35 7V8H36V11H37ZM56 7H57V6H56ZM56 7H55V8H56ZM58 7H59V6H58ZM71 7H72V6H71ZM71 7H70V9H71ZM80 7H81V6H79V8H80ZM110 7H111V6H110ZM114 7H116V6H114ZM121 7H123V6H121ZM125 7H126V6H125ZM129 7H130V6H129ZM136 7H137V6H136ZM136 7H135V8H136ZM148 7H149V6H148ZM157 7H158V6H157ZM181 7H182V6H181ZM181 7H180V8H181ZM188 7H189V6H188ZM236 7H238V6H236ZM250 7H251V6H250ZM11 8H12V7H11ZM11 8H10V9H11ZM13 8H15V7H13ZM43 8H44V7H43ZM46 8H47V7H46ZM52 8H53V7H52ZM65 8H68V7H65ZM75 8H76V7H75ZM77 8H78V7H77ZM92 8H94V7H92ZM107 8H108V7H107ZM117 8L119 9V7H116V8H115L116 11H117ZM135 8H134V9H135ZM143 8H144V7H143ZM143 8H142V9H143ZM145 8H146V7H145ZM149 8H151V7H149ZM149 8H148V9H149ZM160 8H161V7H160ZM186 8H187V7H186ZM203 8H204V6H202V9H203ZM229 8H231V7H229ZM256 8H257V7H256ZM259 8H260V7H259ZM261 8H262V7H261ZM263 8H264V7H263ZM263 8H262V10H264ZM38 9H39V8H38ZM85 9H86V8H85ZM85 9H84V10H85ZM126 9H127V8H126ZM132 9H133V8H132ZM183 9H184V8H183ZM183 9H182V10H183ZM190 9H191V8H190ZM199 9H200V8H199ZM209 9H210V8H209ZM216 9H217V7H216ZM239 9H240V8L238 7V10H239ZM242 9H244V8H242ZM249 9H250V8H249ZM24 10H25V9H24ZM27 10L29 11V9H27ZM44 10H45V9H44ZM61 10H63V9H61ZM86 10H87V9H86ZM106 10H107V9H106ZM121 10H122V8H121ZM127 10H129V9H127ZM143 10H144V9H143ZM145 10H146V9H145ZM145 10H144V12H146ZM175 10H176V9H175ZM178 10H179V9H178ZM254 10H255V8L253 9V11H254ZM9 11H10V10H9ZM47 11H49V10H47ZM70 11H71V10H70ZM73 11H74V10H73ZM111 11H112V9H111ZM139 11H140V10H139ZM157 11H158V10H157ZM169 11H170V10H169ZM180 11H181V9H180ZM180 11H179V12H180ZM183 11H184V10H183ZM198 11H199V10H198ZM209 11H211V10H209ZM244 11H245V9H244ZM258 11H260V10H258ZM13 12H15V10H14ZM13 12H12V13H13ZM45 12H46V11H45ZM59 12H60V11H59ZM74 12H77V11L75 10ZM78 12H80V11H78ZM106 12H108V11H106ZM124 12H125V11H124ZM129 12H130V11H129ZM137 12H138V11H137ZM151 12H153V11L150 10V13H151ZM154 12H156V11H154ZM184 12H185V11H184ZM195 12H196V11H195ZM199 12H200V11H199ZM212 12H213V11H212ZM212 12H211V13H212ZM214 12H215V11H214ZM250 12H251V10L249 11V13H250ZM8 13H9V12H8ZM8 13H6V14H7L8 17H10V16H9L10 14H8ZM10 13H11V12H10ZM34 13H35V12H34ZM49 13H51V12L49 11ZM53 13H57V12H53ZM112 13H113V11H112ZM125 13H126V12H125ZM150 13H149V15H150ZM196 13H198V12H196ZM207 13H209V12H207ZM230 13H231V12H230ZM230 13H228V14H230ZM242 13H243V12H242ZM263 13H264V12H263ZM18 14H19V16H20V13H18ZM23 14H24V13H23ZM23 14H22V15H23ZM32 14H33V11H32ZM89 14H90V13H89ZM108 14H110V13L108 12ZM113 14H115V12H114ZM113 14H112V15H113ZM135 14H137V13H135ZM138 14H139V12H138ZM138 14H137V17H139ZM157 14H158V13H157ZM167 14H168V13H167ZM171 14H172V13H171ZM189 14H190V12H189ZM198 14H199V13H198ZM202 14H203V13H202ZM213 14H214V13H213ZM215 14H216V13H215ZM219 14H220V13H219ZM259 14H260V13H259ZM261 14H262V13H261ZM26 15H27V14H26ZM26 15H25V16H26ZM29 15H30V14H29ZM50 15H51V14H50ZM70 15H71V14H70ZM70 15H68L67 10H63V11H62V13L60 14V19H59V22H61V24H59L60 27H63L65 24H67L66 22H69V21L64 22V20L68 19L67 17H69ZM105 15H107V14H105ZM105 15H104V16H105ZM149 15H148V13H147V15L144 16V20H146V18H147V20H148V18H150V17L153 16L152 13H151L152 16L149 17ZM154 15H155V14H154ZM181 15H182V14H181ZM205 15H206V14H205ZM207 15H208V14H207ZM235 15H236V13H235ZM238 15H239V14H238ZM246 15H247V14H246ZM246 15H245V18H246ZM252 15H253V14H252ZM257 15H258V14H257ZM257 15H256V16H257ZM7 16H6V17H7ZM71 16H72V15H71ZM101 16H102V15H101ZM104 16H103V17H104ZM107 16H109V15H107ZM133 16L136 17V15H133ZM147 16H148V17H147ZM188 16H189V15H188ZM197 16H198V15H196V17H197ZM203 16H204V15H203ZM203 16H202V18H200V19H203V18L205 17V16H204V17H203ZM208 16H210V15H208ZM208 16H207V17H208ZM222 16H223V17H222ZM222 16H221V17L224 19V17H225L226 15H223V14H222ZM227 16H228V15H227ZM230 16H232V13H231ZM230 16H228V17H230ZM236 16H237V15H236ZM254 16H255V15H254ZM254 16H253V17H254ZM0 17L4 18L5 15L3 16V14H2V15L0 14ZM16 17H17V16H16ZM20 17H21V16H20ZM23 17H24V16H23ZM26 17H27V16H26ZM44 17H45V16H44ZM121 17H122V16H121ZM131 17H132V16H131ZM155 17H156V16H155ZM157 17H158V15H157ZM179 17H181V16H179ZM196 17H195V18H196ZM218 17H220V16H218ZM17 18H19V17H17ZM28 18H29V17H28ZM31 18H32V17H31ZM58 18H59V17H58ZM65 18H66V19H65ZM70 18H71V17H70ZM115 18H116V17H115ZM124 18H125V16H124ZM124 18H123V19H124ZM128 18H129V17H128ZM132 18H133V17H132ZM162 18H163V17H162ZM165 18H166V17H165ZM181 18H182V17H181ZM188 18H190V17H188ZM214 18H215V17H214ZM233 18H235V16H234ZM242 18H243V17H242ZM251 18H252V16L250 17V19H251ZM7 19H8V18H7ZM7 19H6V21H7ZM29 19H30V18H29ZM37 19H38V18H37ZM41 19H42V18H41ZM82 19H83V18H82ZM84 19L87 20V18H84ZM98 19H99V18H98ZM101 19H104V18H101ZM107 19H108V18H107ZM110 19H111V18H110ZM129 19H130V18H129ZM151 19H152V18H151ZM151 19H150V20H151ZM154 19H155V18H154ZM154 19H153V20H154ZM166 19H167V18H166ZM186 19H187V18H186ZM190 19L192 20L193 18L191 17ZM190 19H189V20H190ZM209 19H212V18L209 17ZM3 20H4V19H3ZM20 20H21V18H20ZM47 20H48V19H47ZM61 20H63V21H61ZM86 20H85V21H86ZM108 20H109V19H108ZM112 20H113V18H112ZM115 20H116V19H115ZM117 20H118V18H117ZM131 20H132V19H131ZM147 20H146V21H147ZM153 20H151V21H153ZM170 20L172 21V19H170ZM193 20H194V19H193ZM243 20H244V18H243ZM247 20H248V19H247ZM253 20H255V19H253ZM0 21H1V19H0ZM12 21H13V23H14L15 20H12ZM38 21H39V20H38ZM56 21H57V20H56ZM81 21H82V20H81ZM89 21H91V19H89ZM92 21L94 22V20H92ZM95 21H96V20H95ZM97 21H98V20H97ZM126 21L128 22V20H126ZM140 21H141V20H140ZM155 21H156V19H155ZM194 21H195V20H194ZM227 21H228V20H227ZM245 21H246V20H245ZM255 21H256V20H255ZM1 22L3 23L4 21H1ZM10 22H11V21H10ZM93 22H92V24H93ZM98 22H99V21H98ZM98 22H96V23H98ZM130 22H131V21H130ZM132 22H134V20H133ZM143 22H144V21H143ZM147 22H148V21H147ZM188 22H189V21H188ZM192 22H193V21H192ZM192 22H190V24H191ZM206 22H207V20H206ZM242 22H243V21H242ZM249 22H250V21H249ZM251 22H252V20H251ZM2 23L0 24V33L2 32L3 29H4V32H5V28H3V26L6 27L5 25L7 24V23H6V24L4 23V25H3ZM16 23H17V21H16ZM22 23H24V22H22ZM27 23H29V22H27ZM56 23H57V22H56ZM71 23H72V22H71ZM87 23H88V22H87ZM90 23H91V22H90ZM90 23H88V24H90ZM119 23H120V22H119ZM141 23H142V22H141ZM156 23H157V21H156ZM163 23H164V22H163ZM173 23H175V22H173ZM197 23H198V22H197V20H196V24H197ZM255 23H257V22H255ZM121 24H122V23H121ZM126 24H127V23H126ZM128 24H129V22H128ZM132 24H133V23H132ZM132 24H131V25H132ZM142 24H143V25H146V23H145V24L142 23ZM147 24L149 25L150 23H147ZM178 24H179V23H178ZM190 24H189L188 28L191 27V26L193 25V23H192L191 26H190ZM218 24H219V23H218ZM238 24H239V23H238ZM240 24H241V23H240ZM247 24H248V23H247ZM2 25H3V26H2ZM13 25H14V24H13ZM19 25H20V24H19ZM24 25H25V24H24ZM69 25H70V22H69ZM71 25H73V24H71ZM95 25H96V24H95ZM95 25H94V26H95ZM99 25H100V24H99ZM113 25H114V24H113ZM119 25H120V24H119ZM124 25H125V24H124ZM151 25H152V24H151ZM151 25H149V26H151ZM153 25H155V24L153 23ZM153 25H152V26H153ZM159 25H160V24L157 23L156 26H158V28H159ZM180 25H181V24H180ZM185 25H186V24H185ZM250 25H251V23H250ZM252 25H253V24H252ZM254 25H255V24H254ZM260 25H262L261 22H260ZM16 26H17V25H16ZM80 26H81V25H80ZM83 26H84V25H82V27H83ZM86 26H87V25H86ZM116 26L118 27L117 24H116ZM116 26H115V27H116ZM126 26H127V25H126ZM128 26H129V25H128ZM128 26L126 27V29L129 28ZM149 26H148V27L146 26V27L149 28ZM156 26H155V27H156ZM178 26H179V25H178ZM186 26H187V25H186ZM195 26H196V25H195ZM197 26H199V25H197ZM210 26H211V25H210ZM230 26H231V25H230ZM237 26H239V25H237ZM242 26H244V25H242ZM256 26H258V23H257V25H255V27H256ZM11 27H13V26L10 25V29H9V30L13 29V28H11ZM51 27H52V26H51ZM70 27H71V26H70ZM75 27H76V26H75ZM88 27H89V26H88ZM95 27H96V26H95ZM104 27H105V26H104ZM106 27H107V26H106ZM109 27H110V25H109ZM112 27L114 28V26H112ZM131 27H132V26H131ZM141 27H144V28H145V26H142V25H141ZM153 27H154V26H153ZM174 27H175V25H174ZM233 27H234V25H233ZM258 27H259V26H258ZM16 28H17V27H16ZM19 28H20V27H19ZM29 28H30V27H29ZM72 28H73V27H72ZM100 28H101V27H100ZM144 28H143V29H144ZM150 28H151V27H150ZM150 28H149L148 30H146V32H147V31H150V30H151ZM158 28H157V29H158ZM160 28H161V27H160ZM162 28H163V27H162ZM171 28H172V27H171ZM209 28H210V27H209ZM224 28H225V27H224ZM224 28H223V29H224ZM234 28H236V26H235ZM238 28H239V27H238ZM250 28H251V27H250ZM252 28L254 29L253 26H252ZM252 28H251V31H252ZM263 28H264V26H263ZM34 29H35V28H34ZM36 29H37V28H36ZM39 29H40V28H39ZM67 29H68V28H67ZM81 29H82V28H81ZM98 29H99V28H98ZM98 29H97V31H98ZM108 29H109V28H108ZM108 29H107V30H108ZM119 29H120V28H119ZM122 29H123V28H122ZM124 29H125V28H124ZM135 29H136V28H134V30H135ZM157 29H155V31H156ZM165 29H167V28H165ZM191 29H192V28H191ZM194 29H195V28H194ZM196 29H197V28H196ZM196 29H195V30H196ZM220 29H221V28H220ZM236 29H237V28H236ZM236 29H235V32H236ZM255 29H256V28H255ZM255 29H254V30H255ZM260 29H261V28H260ZM40 30H41V29H40ZM65 30H66V29H65ZM70 30H71V29H70ZM79 30H80V29H79ZM95 30H96V29H95ZM107 30H106V31H107ZM132 30H133V28H132ZM167 30H168V29H167ZM167 30H165V32H166ZM203 30H204V29H203ZM206 30H207V31H205L204 34H205L206 32L208 33V30H209V29H206ZM224 30H225V29H224ZM224 30H223V31H224ZM233 30H234V29H233ZM243 30H244V29H243ZM262 30H263V31H262V32L260 31V32H261V33H264V29H262ZM11 31H12V30H11ZM29 31H30V30H29ZM41 31H42V30H41ZM43 31H45V30H43ZM51 31H52V30H51ZM66 31H67V30H66ZM117 31H118V32L121 31V32L124 33V31L121 30V29H120V30H117ZM129 31H130V29H129ZM142 31H143V30H142ZM144 31H145V30H144ZM219 31H220V30H218V32H217L218 34H219ZM229 31H232V30H229ZM241 31H242V30H241ZM247 31H249V30H247ZM13 32H14V31H13ZM21 32H22V31H21ZM23 32H24V31H23ZM23 32H22V33H23ZM32 32L34 33V31H32ZM32 32H31V33L29 32V33L32 34ZM52 32H53V31H52ZM63 32H64V30H63ZM89 32H92V31H89ZM94 32H96V31H94ZM100 32H101V30H100ZM136 32H137V31H136ZM146 32H145V33H146ZM156 32H157V31H156ZM169 32H170V30L168 31V33H169ZM173 32H174V31H172V34H173ZM179 32H180V31H179ZM199 32H200V31H199ZM202 32H203V31H202ZM211 32H212V31H211ZM221 32H222V30H221ZM221 32H220V33H221ZM224 32H225V31H224ZM232 32L234 33V31H232ZM242 32H244V31H242ZM242 32H239V33H242ZM245 32H246V31H245ZM252 32H253V31H252ZM254 32H256V31H254ZM10 33H11V32H10ZM26 33H27V32H26ZM29 33H27V34H29ZM35 33H37V32H35ZM39 33H40V32H39ZM39 33H37V34H39ZM56 33H58V32H56ZM87 33H88V32H87ZM103 33H104V32H103ZM107 33L109 34L110 32L108 31ZM119 33H120V32H119ZM125 33H126V32H125ZM125 33H124V34H125ZM129 33H130V32H129ZM140 33H141V31H140ZM145 33H144V34H145ZM181 33H182V32H181ZM186 33H187V32H186ZM192 33H193V32H192ZM222 33H223V32H222ZM233 33H232V34H233ZM11 34H12V33H11ZM13 34H14V33H13ZM13 34H12V35H13ZM18 34H19V33H18ZM37 34H36V35H37ZM47 34H48V33H47ZM60 34H61V33H60ZM68 34H69V31H68ZM92 34H93V33H92ZM110 34H112V33H110ZM120 34H121V33H120ZM124 34H122V35H124ZM137 34H138V32H137ZM137 34H136V35H137ZM146 34H147V33H146ZM150 34H151V33H150ZM150 34H149V35H150ZM152 34H153V33H152ZM170 34H171V32H170L169 34H166V36L169 35V38H171V37H170V36H171ZM201 34H202V33H201ZM228 34H231V33H228ZM228 34H227V35H228ZM232 34H231V36H232ZM247 34H248V33H247ZM247 34H246V35H247ZM254 34H256V33H254ZM257 34H258V33H257ZM1 35H2V34H1ZM39 35H41V34H39ZM64 35H65V33H64ZM81 35L83 36L84 34H81ZM89 35H91V34L88 33V35H87V39L89 38V37H88ZM95 35H96V34L94 33L93 36H95ZM99 35H100V34H99ZM99 35H96L95 38H97V36H99ZM102 35H104V34H102ZM112 35H113V34H112ZM112 35H110V36H112ZM126 35H127V33H126ZM130 35H131V33H130ZM130 35H127V36H130ZM176 35L178 36V34H176ZM182 35H183V34H182ZM188 35H189V34H188ZM219 35H220V34H219ZM219 35H218V36H219ZM227 35L225 34V36H227ZM246 35H245V37H246ZM250 35H253V33H251V34L249 33V36H250ZM3 36H4V35H3ZM5 36H6V35H5ZM24 36H25V35H24ZM37 36H38V35H37ZM43 36H44V33H43ZM43 36L41 35V38H42ZM71 36H72V35H71ZM79 36H80V35H79ZM91 36H92V35H91ZM100 36H101V35H100ZM113 36H114V35H113ZM116 36H117V35H115L114 38H116ZM134 36H135V35H134ZM134 36H133V37H134ZM139 36H140V35H139ZM145 36H147V35H145ZM166 36H164V37H166ZM173 36H175V34H174ZM177 36H176V37H177ZM186 36H187V35H186ZM191 36H192V35H191ZM195 36H196V35H195ZM204 36H205V35H204ZM204 36H200V37L203 38ZM209 36H210V35H209ZM214 36H216V35H214ZM225 36H224V37H225ZM229 36H230V35H229ZM231 36H230V37H231ZM6 37H7V36H6ZM8 37H9V36H8ZM10 37H11V36H10ZM16 37H17V35H16ZM35 37H36V36H35ZM44 37H45V36H44ZM51 37H52V36H51ZM58 37H59V36H58ZM84 37H85V36H84ZM136 37H137V36H136ZM198 37H199V36H198ZM210 37H211V36H210ZM210 37H209V39H211ZM222 37H223V36L221 35L220 38H222ZM224 37H223V38H224ZM245 37H242V38L245 39ZM255 37H256V36H255ZM255 37H254V39H256ZM259 37H260V38H259ZM259 37L257 36V38L261 39V35H259ZM12 38H14V37H12ZM36 38H37V37H36ZM47 38H48V37H47ZM49 38H50V37H49ZM92 38H93V37H91V39H92ZM95 38H94V39H95ZM104 38H105V37H104ZM104 38H102V39H104ZM118 38H120V36H118ZM121 38H122V37H121ZM138 38H139V37H138ZM138 38H137V39H138ZM191 38H193L191 41H193L194 39H197V38H194V37H191ZM207 38H208V36H207ZM207 38L204 37L203 40H204V41L209 40V39H207ZM212 38H213V37H212ZM215 38H219V37H215ZM234 38L236 39V37H234ZM263 38H264V34L262 35V39H263ZM87 39H86V41H87ZM112 39H113V38H112ZM116 39H117V38H116ZM164 39H166V38H164ZM164 39H161V40H164ZM205 39H207V40H205ZM213 39H214V38H213ZM213 39H212V40H213ZM232 39H233V38H232ZM235 39H234V41H235ZM239 39H240V38H239ZM21 40H22V39H21ZM35 40H36V39L34 38V35H28V36L26 37V40H24V38H23V42L25 41L24 44L27 43V45H28V44H29V45H32V44L34 43ZM39 40H40V39H39ZM42 40H43V38H42ZM45 40H46V39H45ZM47 40H48V39H47ZM47 40L44 41V42H47ZM106 40H107V39H106ZM125 40H126V38H125ZM135 40H136V38H135ZM170 40H172V39H170ZM185 40H186V39H185ZM212 40H211V42L216 41V39H214V41H212ZM221 40H222V39H221ZM224 40H226V39L224 38ZM256 40L258 41V39H256ZM11 41H12V40H11ZM48 41H49V40H48ZM63 41H64V40H63ZM75 41H76V40H75ZM90 41H92V40H90ZM110 41H112V40L110 39ZM115 41H117V40H115ZM115 41H114V42H115ZM119 41H120V39H119ZM119 41H118V42H119ZM204 41H203V42H204ZM219 41H220V40H219ZM219 41H216V42L218 43ZM226 41H227V40H226ZM239 41H240V40H239ZM241 41H242V40H241ZM241 41H240L239 43H241ZM246 41H247L246 43L249 42L248 40H246ZM260 41H261V40H260ZM35 42H36V41H35ZM83 42H85V41H83ZM96 42H99V41H96ZM101 42H102V41H100V44H101ZM120 42H121V41H120ZM145 42H146V44H147L148 41H145ZM161 42H162V41H161ZM161 42H160V43H161ZM173 42H174V41H173ZM179 42H180V41H178V43H179ZM198 42H200V41H198ZM198 42L196 41L195 43L198 44ZM201 42H202V41H201ZM203 42L201 43V45L203 44ZM223 42H224V41L222 40L221 43H223ZM243 42H244V40H243ZM137 43H138V42H137ZM139 43H140V42H139ZM171 43H172V42H171ZM178 43H177V44H178ZM180 43H182V42H180ZM207 43L209 44L210 42H207ZM231 43H233V41H231ZM262 43L264 44V42H262ZM262 43H261V44H262ZM8 44H9V43H8ZM15 44H16V43H15ZM34 44H36V43H34ZM45 44H46V43H45ZM45 44H44V45H45ZM60 44H61V42H60ZM73 44H74V43H73ZM73 44H71V43H67L68 46H73ZM77 44L80 46L79 42H78ZM89 44H90V42H89ZM96 44H98V43H96ZM102 44H105V43L103 42ZM102 44H101V46H102ZM109 44H110V43H109ZM109 44H108V46H111L112 44L114 45V43H112L111 45H109ZM115 44H116V43H115ZM141 44H142V43H141ZM146 44H145V43L143 44L144 47H145ZM152 44H154V43H152ZM157 44H158V43H157ZM174 44H175V43H174ZM174 44H173V45H174ZM183 44H184V41H183ZM183 44H182V45H183ZM187 44H188V43H187ZM224 44H225V43H224ZM224 44H223V45H224ZM261 44H260V45H261ZM0 45H1V44H0ZM41 45H42V44H41ZM78 45H77V46H78ZM82 45H84V43H83ZM170 45H171V44H170ZM180 45H181V44H180ZM182 45H181V47H182ZM201 45H200V48H201ZM209 45H211V43H210ZM215 45H216V43H215ZM215 45H214V46H215ZM223 45H222V46H223ZM235 45H237L236 42H235V44H234L233 46L235 47ZM242 45H244V46H242ZM260 45H259V46H260ZM50 46H51V45H50ZM68 46H66V47L68 48ZM90 46H91V45H90ZM99 46H100V45H99ZM138 46H141V45L138 44ZM148 46H149V45H148ZM152 46H153V45H151V47H152ZM155 46H157V45H155ZM166 46H168V45H166ZM190 46H193L192 43L190 44ZM196 46H197V45H196ZM211 46H213V44H212ZM211 46H210V47H211ZM214 46H213V47H214ZM225 46H226V45H224V47H225ZM248 46H249V45H248ZM10 47H11V46H10ZM14 47H15V46H14ZM14 47H13V48H14ZM20 47H21V46H20ZM41 47H43V46H41ZM91 47H93V46H91ZM97 47H98V45H97ZM103 47H104V46H103ZM134 47H135V46H134ZM146 47H147V45H146ZM161 47H162V46H161ZM171 47H172V46H171ZM171 47H169V48H171ZM177 47H178V46H177ZM177 47H176V49H177ZM179 47H180V46H179ZM179 47H178V48H179ZM197 47H198V46H197ZM197 47H196V48H197ZM206 47H209V46L207 45ZM230 47H231V49L234 48V47L232 48V46H230ZM236 47H237V46H236ZM238 47H239V45H238ZM241 47L243 48V47H246V46H245V44H241ZM261 47H262V46H261ZM26 48H28V47L26 46L24 50H26ZM34 48H35V47H34ZM100 48H101V47H100ZM112 48H113V46H112ZM142 48H143V47H141V49H142ZM149 48H150V47H149ZM163 48H164V47H163ZM182 48L187 49V47H182ZM191 48H192V47H191ZM239 48H240V47H239ZM242 48H240V50H241ZM5 49H6V48H5ZM5 49H4V50H5ZM7 49H8V48H7ZM21 49H22V48H21ZM28 49H29V55H30V56H34V55H35V50H34V49H30V46H29ZM56 49H59V48H56ZM77 49H78V47H77ZM84 49H85V47H84ZM86 49H87V48H86ZM86 49H85V51H86ZM94 49H95V48H94ZM102 49H103V48H101V50H102ZM107 49H108V48H106V50H107ZM146 49H147V48H146ZM154 49H156V47H155ZM157 49H158V48H157ZM159 49H160V48H159ZM159 49H158V51L160 52ZM173 49H174V48H172V51H173ZM185 49H184V51H181V52H185ZM208 49H209V48H208ZM224 49H225V48H224ZM228 49H229V48H228ZM253 49L255 50V48H253ZM259 49H260V48H259ZM262 49H263V47L261 48V51H262ZM4 50H3V51H4ZM9 50H11V48H10ZM22 50H23V49H22ZM37 50H38V48H37ZM74 50H76V45H75V47H74ZM80 50H82V49H80ZM97 50L100 51L99 48H98ZM109 50H110V49H109ZM109 50H108V51H109ZM136 50H137V49H135L134 51L137 52ZM139 50H140V49H139ZM139 50H138V51H139ZM148 50H149V49H148ZM165 50H166V48H165ZM167 50H168V48H167ZM170 50H171V49H170ZM174 50H175V49H174ZM189 50H190V49H189ZM234 50H235V51H238L239 49H237V50L234 49ZM256 50H257V48H256ZM0 51H1V50H0ZM3 51H2L1 53H4V52L6 51L5 55L8 54V53H7L8 50H5L4 52H3ZM18 51H20V50H17L16 52H18ZM27 51H28V50H27ZM52 51H53V50H52ZM62 51H64V50H62ZM85 51L83 50V52H85ZM87 51H89V48L87 49ZM87 51H86V52H87ZM93 51H94V50H93ZM102 51H103V50H102ZM122 51H123V50L120 51V54H121ZM124 51H125V50H124ZM124 51H123V52H124ZM143 51H144V50H143ZM158 51L156 50L157 54H158ZM163 51H164V50H163ZM168 51H169V50H168ZM196 51H199V49L196 50ZM196 51L194 50V52H196ZM247 51H248V50H247ZM12 52H13V51H12ZM12 52H11V54H12ZM16 52H15V53H16ZM46 52H47V51H46ZM48 52H49V51H48ZM58 52H59V51H58ZM72 52H74V51H72ZM83 52H82V53H83ZM89 52H91V51H89ZM109 52H110V51H109ZM132 52H133V51H132ZM139 52H140V51H139ZM165 52H166V51H165ZM188 52H189V51H188ZM188 52H187L188 57L190 56L189 54H194L193 51L190 52L189 54H188ZM227 52H230V51H227ZM258 52H260V51H257V53H258ZM65 53H66V52H65ZM65 53H63V54H65ZM68 53H69V52H68ZM75 53H76V52H75ZM77 53L79 54L78 50H77ZM92 53H93V52H92ZM96 53L98 54L99 52H96ZM103 53L105 54V52H103ZM107 53H108V52H107ZM126 53H128V52H126ZM141 53H142V52H141ZM161 53H164V52H161ZM168 53H169V52H168ZM176 53H177V52H176ZM223 53H224V52H223ZM233 53H234V51H233L231 54H233ZM246 53H247V52H246ZM252 53H254V52H252ZM257 53H256V54H257ZM40 54H41V52H40ZM69 54H71V52H70ZM84 54H85V53H84ZM84 54H83V55H84ZM97 54H96V55H97ZM118 54H119V53H118ZM137 54H138V52H137ZM146 54H147V53H146ZM165 54H166V53H165ZM169 54H172V53H169ZM169 54H168V55H169ZM196 54H197V53H196ZM231 54H229V55H231ZM238 54H239V53H238ZM249 54H251V53L249 52ZM3 55H4V54H3ZM3 55H2V56H3ZM29 55H27V56H29ZM67 55H68V54H67ZM67 55H66V56H67ZM71 55H72V54H71ZM83 55H82V56H83ZM90 55H91V53H90ZM100 55H102V54L100 53ZM116 55H117V54H116ZM127 55H128V54H127ZM127 55H126V56H127ZM139 55H141V54H139ZM139 55H138V56H139ZM143 55H144V53H143ZM168 55H167V56H168ZM181 55H183V53H182V54L180 53V58L182 57ZM184 55H185V54H184ZM184 55H183V56H184ZM187 55H186V56H187ZM222 55H223V54H222ZM226 55H227V54H226ZM259 55H260L261 57L263 56V58H264V55H263V54L261 55V52L259 53ZM20 56H21V55H20ZM49 56H50V55H49ZM53 56H54V55H53ZM53 56H52L51 59H53ZM58 56H59V55H58ZM66 56H65V57H66ZM72 56H74V55H72ZM77 56H78V55H77ZM79 56H80V55H79ZM82 56H80V57H82ZM86 56H89V55L87 54V55H85V57H86ZM97 56H98V55H97ZM123 56H124V55H123ZM148 56H149V57H147V58H151L149 54H148ZM163 56H166V55H163ZM167 56H166V57H167ZM186 56H184L183 58H185ZM195 56H197V55H195ZM233 56H234V55H233ZM238 56H239V55H238ZM243 56H245V55H243ZM248 56H249V55H248ZM248 56H246V57H247V60H248V58H249V59L251 58V57H248ZM252 56H253V55H252ZM257 56H258V55H257ZM5 57H6V56H5ZM55 57H57L56 54H55ZM67 57H68V56H67ZM67 57H66V58H67ZM70 57H71V56H70ZM74 57H75V56H74ZM116 57H117V56H116ZM118 57H120V55H119ZM135 57H136V55H135ZM142 57H143V56H142ZM145 57H146V56H145ZM155 57H156V56H154L153 58H155ZM178 57H179V55H178ZM178 57H176V58L178 59ZM190 57H191V56H190ZM221 57L223 58V56H221ZM230 57H232V56H230ZM246 57H245V58H246ZM255 57H256V56H255ZM30 58H31V57H30ZM36 58H37V57H36ZM57 58H58V57H57ZM62 58H63V56H62ZM66 58H65V59H66ZM75 58H76V57H75ZM93 58H94V57H93ZM110 58L112 59V57H110ZM120 58H123V57L121 56ZM120 58H119V60H121ZM133 58H134V56H133ZM136 58H137V59H141L140 57H139V58L136 57ZM143 58H144V57H143ZM147 58H144V59H146V61H147V60H148ZM168 58H169V57H168ZM183 58H181V60H182ZM192 58H194V57H192ZM192 58H191V59H192ZM207 58H208V57H207ZM209 58H210V57H209ZM211 58H213V57H211ZM232 58H233V57H232ZM232 58H231V59H232ZM235 58H236V56L234 57V59H235ZM240 58H241V57H240ZM3 59H4V58H3ZM6 59H7V58H6ZM54 59H55V58H54ZM59 59H60V58H59ZM65 59H64V61L67 60V59H66V60H65ZM83 59H84V58H83ZM102 59H105V58H104V55H103V58H102ZM125 59H126V58H125ZM155 59H156V58H155ZM169 59H170V58H169ZM177 59H175V61H179V60H177ZM189 59H190V58H189ZM189 59H188V60H189ZM238 59H239V58H238ZM252 59H253V58H251V60H252ZM260 59H262V58H260ZM9 60H11V59H9ZM14 60H15V59H14ZM60 60H61V59H60ZM69 60H70V59H69ZM71 60H72V59H71ZM95 60H96V59H95ZM95 60H94V61H95ZM100 60H101V59L99 58L98 61H100ZM105 60H106V59H105ZM105 60H104V62H105ZM119 60H118V62H119ZM128 60H129V59H128ZM170 60L173 62L174 59H173V60L170 59ZM170 60H168V61L170 62ZM185 60H186V59H185ZM204 60H205V59H204ZM206 60H207V59H206ZM209 60H210V59H209ZM227 60L230 61V58H229V59H226V61H227ZM243 60H245V59H243ZM6 61H7V60H6ZM48 61H49V60H48ZM57 61H58V60H57ZM141 61H142V60H141ZM149 61H150V60H149ZM186 61H187V60H186ZM186 61H184V62H186ZM200 61H202V60H200ZM221 61H223V59H222ZM241 61H242V60H241ZM259 61H260V60H259ZM2 62H3V61H2ZM59 62H62V64L64 63L63 61H59ZM68 62H69V61H68ZM68 62H66V63H68ZM107 62H108V61H107ZM107 62H106V63H107ZM112 62H113V61H112ZM112 62H111V64H112ZM115 62H117V61L115 60ZM129 62L132 63L131 59H130ZM142 62H143V61H142ZM147 62H148V61H147ZM202 62H203V61H202ZM217 62H218V61H217ZM217 62H216V63H217ZM245 62H246V61H245ZM251 62H253V60L250 61V63H248V61H247V63H248L249 65H250V64H254V63H251ZM254 62H255V61H254ZM42 63H43V59L40 60V58H39V60H38L37 62H31V63L28 64V66H29L28 69H31V70H29V72H30V73H33L32 76L35 74V72H36V70L38 69V67H40L39 65H41ZM53 63H54V62H53ZM121 63H123V61H122ZM125 63H126V61L124 62V65H126ZM153 63H154V62L151 63V64H152V67H154V66H153ZM178 63H179V62H178ZM187 63H188V62H187ZM191 63H192V62H191ZM200 63H201V62H200ZM200 63H198V64H200ZM205 63H207V62H204V64H205ZM218 63H221V62H218ZM241 63L243 64L244 62H241ZM247 63H246V66H247ZM2 64H3V63H2ZM4 64H5V63H4ZM54 64H55V63H54ZM56 64H57V63H56ZM60 64H61V63H60ZM60 64H59V65H60ZM64 64H65V63H64ZM64 64H63V65H64ZM91 64H92V63H91ZM95 64H96V63H95ZM97 64H98V62H97ZM108 64H109V63H108ZM116 64H117V63H115V66H116ZM139 64H141V62L138 63V65H139ZM142 64H143V66L146 65V63H142ZM142 64H141V65H142ZM156 64H158V63L156 62ZM162 64H163V63H162ZM188 64H189V63H188ZM188 64H187V65H188ZM201 64H202V63H201ZM207 64H208V63H207ZM221 64H223L222 67L225 66L224 63H221ZM5 65H7V63H6ZM80 65H81V64H80ZM99 65H100V64H99ZM119 65H120V64H119ZM121 65H122V64H121ZM128 65H130V64L128 63ZM149 65H150V64H149ZM154 65H155V64H154ZM179 65H180V64H179ZM193 65L195 66V65H197V64H193ZM193 65H192V66H193ZM211 65H212V64H211ZM249 65H248V67H251V66H249ZM50 66H52V65H50ZM50 66H49V67H50ZM53 66L55 67V65H53ZM82 66H83V65H81V67H82ZM92 66H93V64H92ZM96 66H97V65H96ZM106 66H108V65H106ZM143 66H142V67H143ZM150 66H151V65H150ZM173 66H174V65H172V67H173ZM194 66H193V67H194ZM197 66H199V65H197ZM207 66H208V65H207ZM227 66H228V65H227ZM227 66H225L224 68H226ZM230 66H231V65H230ZM240 66H242V65H240ZM254 66H255V65H254ZM262 66H263V65H262ZM2 67H3V66H2ZM2 67H1V68H2ZM8 67H9V66H8ZM16 67H17V66H16ZM61 67H62V66H61ZM74 67H75V66H74ZM81 67H80V68H81ZM84 67H85V66H84ZM108 67H109V66H108ZM110 67H111V66H110ZM117 67H118V66H116V68H117ZM121 67H122L123 69H125V67H123V66H121ZM121 67H120V68H121ZM126 67H127V66H126ZM142 67H141V70H142ZM156 67H157V66H156ZM159 67L161 68V64H160ZM172 67H171V69H172ZM176 67H177V66H176ZM181 67H182V66H181ZM181 67L179 66V68L181 69V72H182V69L184 70V68H185L186 66H185L184 68H181ZM200 67H202V66L200 65ZM205 67H206V66H205ZM205 67H204V68H205ZM208 67H209V66H208ZM236 67H237V66H236ZM255 67H256V66H255ZM40 68H41V67H40ZM50 68H51V67H50ZM52 68H53V67H52ZM58 68H59V67H58ZM76 68H79V66L76 67ZM106 68H107V67H106ZM122 68H121V69H122ZM138 68H140V66H139ZM148 68H149V66H147V69H148ZM154 68H155V67H154ZM166 68H170V66H168V67L165 66V69H166ZM173 68H174V67H173ZM186 68H188V67H186ZM197 68H198V67H197ZM197 68H196V69H197ZM204 68H203V70H204ZM243 68H244V67H243ZM263 68H264V66H263ZM2 69H3V68H2ZM2 69H1V70H2ZM12 69H13V68H12ZM42 69H44V68H42ZM45 69H47V68H45ZM56 69H57V67H56ZM71 69H72V68H71ZM99 69H100V68H99ZM107 69H108V68H107ZM107 69H106V70H107ZM112 69H115V68L113 67ZM121 69H120L119 71H121ZM134 69H135V68H134ZM150 69H151V68H150ZM152 69H153V68H152ZM157 69H158V67H157ZM176 69H177V68H176ZM180 69H179V71H180ZM193 69H194V68H193ZM205 69H206V68H205ZM208 69H209V68H208ZM226 69H227V68H226ZM228 69H230V68H228ZM228 69H227V70H228ZM235 69H238V68H235ZM239 69H240V68H239ZM249 69H250V71H249L250 73H257V72L255 71L256 68H254L253 66H252V68H249ZM3 70L5 71V68H4ZM47 70H48V69H47ZM52 70H54V68H53ZM69 70H70V69H69ZM73 70H74V69H73ZM78 70H79V69H78ZM82 70H83V68L81 69V71H82ZM102 70L104 71V69H102ZM108 70H109V69H108ZM108 70H107V71H108ZM110 70H111V68H110ZM117 70H118V68L116 69V71H114V73H116ZM127 70H130V69H127ZM127 70H126V71H127ZM131 70H133V69L131 68ZM131 70H130V73H131ZM141 70H140V72H141ZM153 70H154V69H153ZM167 70H168V69H167ZM185 70H186V69H185ZM185 70H184V71H185ZM197 70H198V69H197ZM203 70H202V71H203ZM210 70H212L211 67H210ZM223 70H224V69H223ZM227 70H225V71H227ZM257 70H258V69H257ZM20 71H21V70H20ZM49 71H50V69H49ZM58 71H61V70L58 69ZM58 71H56V72H58ZM112 71H113V70H111V71H109V72L112 73ZM122 71H123V70H122ZM126 71H125V73L127 74ZM133 71H134V70H133ZM133 71H132V72H133ZM147 71H149V69H148ZM147 71H146V72H147ZM155 71H156V69H155ZM155 71H154V72H155ZM161 71H162V70H161ZM176 71H177V70H176ZM199 71H201V70H199ZM199 71H197V72H199ZM213 71H214V70H213ZM230 71H231V70H230ZM239 71H240V70H239ZM2 72H3V71H2ZM2 72H0V73L3 74ZM5 72H7V71H5ZM39 72H41V71H39ZM42 72H44V70H43ZM50 72H51V71H50ZM53 72H54V71H53ZM61 72H62V71H61ZM63 72H64V71H63ZM98 72L100 73V71H98ZM104 72H105V71H104ZM138 72H139V71H138ZM142 72H143V71H142ZM142 72H141V73H142ZM144 72H145V71H144ZM144 72L142 73V75H144ZM146 72H145V73H146ZM154 72H152V73H153L152 75H154ZM156 72H157V71H156ZM156 72H155V73H156ZM158 72H159V71H158ZM158 72H157V73H158ZM162 72H163V71H162ZM186 72H187V70H186ZM193 72H195V74L197 73L195 69H194ZM193 72H192V73H193ZM234 72H237V71H235V70L233 69V73H234ZM241 72H242V70H241ZM15 73H16V72H15ZM15 73H14V74H15ZM19 73H20V72H19ZM75 73H76V72H75ZM78 73H80V70H79ZM102 73H103V72H102ZM102 73H101V74H102ZM107 73H108V72H107ZM107 73H106V74H107ZM114 73H113V74H114ZM128 73H129V72H128ZM148 73H149V72H148ZM199 73H202V72H199ZM199 73L197 74L198 76L200 75ZM210 73H211V72H210ZM210 73H209V75H210ZM212 73H213V72H212ZM212 73H211V74H212ZM214 73H215V72H214ZM214 73H213V74H214ZM220 73H221V72H220ZM224 73H225V72H224ZM224 73H223V74H224ZM226 73L230 74L231 72L229 73V71H228V72H226ZM237 73H240V72H237ZM237 73H236V75H238ZM242 73H244V72H242ZM263 73H264V70H263ZM6 74H7V73H6ZM22 74H23V73H22ZM76 74H77V73H76ZM80 74H81V73H80ZM96 74H97L96 77L98 78L99 75H98V73H96ZM103 74H104V73H103ZM109 74H110V73H109ZM109 74H108L107 76H109ZM117 74H118V72H117ZM119 74H121V73H119ZM135 74H136V73H135ZM138 74H140V73H138ZM138 74H136V75H138ZM149 74H150V73H149ZM216 74H217V73H216ZM228 74H227V75H228ZM245 74H246V73H245ZM245 74H244V75H245ZM7 75H8V74H7ZM78 75H79V74H78ZM81 75H83V74H81ZM87 75H88V74H87ZM91 75H92V74H91ZM115 75H116V74H115ZM133 75H134V74H133ZM142 75H141V77H142ZM157 75H158V74H157ZM173 75H174V71H173ZM175 75H176V74H175ZM197 75H196V77H197ZM220 75H221V74H220ZM225 75H226V74H224V77H225ZM227 75H226V76H227ZM234 75H235V74H233V76H234ZM241 75H242V74H241ZM246 75H247V74H246ZM23 76H24V75H23ZM104 76H105V75H104ZM110 76H111V75H110ZM113 76H114V75H113ZM113 76H111L110 78L113 79V78H114ZM117 76H119V75H117ZM121 76H124V77H125V75H123V74H121ZM127 76H130V75L128 74ZM127 76H126V77H127ZM146 76H147V79H148V75H146ZM155 76H156V75H155ZM164 76H165V75H164ZM176 76H177V75H176ZM176 76H175V77H176ZM182 76H183V75H182ZM187 76H191V74L189 73V75H187ZM206 76H207V75H206ZM215 76H216V75H215ZM215 76L213 75V78H214ZM239 76H240V75H239ZM239 76H236V77H237L236 79H239V78H238ZM247 76H248V75H247ZM247 76H244V77H247ZM255 76H256V75H255ZM255 76L253 77L254 79H255ZM33 77H35V76H33ZM66 77H67V76H66ZM80 77H81V76H80ZM94 77H95V75H94ZM96 77H95V78H96ZM102 77H103V76H102ZM102 77H101V78H102ZM112 77H113V78H112ZM124 77H122V78H124ZM126 77H125V78H126ZM130 77H131V76H130ZM132 77H134V76H132ZM135 77H136V76H135ZM137 77H139V75H138ZM178 77H179V76H178ZM178 77H176V78H178ZM202 77H204L203 74H202ZM224 77L222 76V78H224ZM227 77H228V79H229V77L232 78V74H231L230 76H227ZM242 77H243V76H242ZM251 77H252V76H251ZM251 77H249V78H251ZM256 77H257V76H256ZM262 77H263V75H261V78H262ZM37 78H38V77H37ZM39 78H40V77H39ZM39 78H38V79H39ZM81 78H82V80H83V77H81ZM85 78H89V76H88V77H85ZM110 78H106V79L110 80ZM128 78H129V77H128ZM153 78H154V77H153ZM153 78H152V76H151V80H152ZM156 78H158V76H157ZM161 78H162V77H161ZM176 78H174V80H176ZM183 78H184V77H183ZM183 78H181V79H183ZM185 78H186V77H185ZM188 78H190V77H188ZM200 78H201V76H200ZM211 78H212V76H211ZM234 78H235V77H234ZM259 78H260V77H259ZM259 78H257V79H259ZM261 78H260V80H261ZM263 78H264V77H263ZM3 79H4V78H3ZM12 79H13V78H12ZM26 79H27V77H26ZM38 79H36V80H38ZM74 79H75V78H74ZM89 79H91V77H90ZM92 79H94V78H92ZM102 79H103V78H102ZM102 79H101V80H102ZM106 79H103L102 81L99 80L100 82H98V83H103V81H104V80L106 81ZM126 79H127V78H126ZM131 79H133V78H131ZM131 79H130L129 81H131ZM138 79H139V78H138ZM141 79H142V78H140V80H141ZM181 79H180V80H181ZM190 79H191V78H190ZM203 79H204V81H205V77H204ZM228 79H224V80H228ZM240 79H241L240 81H242V82L245 80V79L242 80L241 77H240ZM41 80H42V79H41ZM75 80H76V79H75ZM79 80H81V79H79ZM87 80H88V79H87ZM96 80H98V79H96ZM186 80H187V79H186ZM207 80H208V79H207ZM212 80H213V79H212ZM215 80H217V79H215ZM222 80H223V79H222ZM246 80H247V79H246ZM246 80H245V81H246ZM248 80H249V79H248ZM248 80H247V82H248ZM25 81H26V80H25ZM47 81H48V80H47ZM76 81H77V83L79 82L78 85H79L80 83L83 82V81L80 82V81H78V80H76ZM76 81H75V82H76ZM88 81H90V80H88ZM88 81H87V83H89ZM111 81H112V80H111ZM118 81H119V80H118ZM136 81H137V80H136ZM159 81H160V80H159ZM177 81H179V80H177ZM197 81H198V78H197ZM201 81H202V79H201ZM204 81H203V82H204ZM219 81H220V80H219ZM261 81L263 82V79H262ZM261 81H260V83H261ZM0 82H1V81H0ZM17 82H19V81H17ZM32 82H33V81H32ZM42 82H43V81H42ZM70 82H71V81H70ZM75 82H74V83H75ZM90 82H91V81H90ZM94 82H95V81H94ZM114 82H116V81H114ZM126 82L128 83V81H126ZM132 82H133V81H132ZM137 82H138V81H137ZM163 82H164V81H162V83H163ZM166 82H167V81H166ZM171 82H173V81H171ZM171 82H170V84H171ZM193 82H194V81H193ZM205 82H206V81H205ZM208 82H209V81H207V85L209 84ZM210 82H211V81H210ZM224 82H225V81H224ZM235 82H236V81H235ZM238 82H239V81H238ZM238 82H237V83H238ZM7 83H8V82H7ZM43 83H44V82H43ZM67 83H68V82H67ZM85 83H86V82H85ZM107 83H109V81H108ZM119 83H120V82H119ZM129 83L132 84L131 82H129ZM150 83H151V81H150ZM150 83H149V85H147V86H150ZM157 83H158V81H157ZM157 83H155V84H157ZM198 83L200 84V81H199ZM217 83H218V82H217ZM227 83H228V82H227ZM232 83H233V82H232ZM240 83H241V82H240ZM256 83H257V82H256ZM256 83H254V84L257 85ZM263 83H264V82H263ZM263 83H261V84H263ZM4 84H5V83H4ZM61 84H62V83H61ZM68 84H69V83H68ZM91 84H92V83H91ZM93 84H94V83H93ZM103 84H106V82L103 83ZM110 84H111V83H110ZM110 84H109V85H110ZM122 84H123V83H122ZM130 84H129V85H130ZM134 84H135V83H134ZM165 84H166V83H165ZM175 84H176V83H175ZM180 84H181V83H180ZM182 84H183V82H182ZM182 84H181V85H178V86L180 87V86H182ZM185 84H186V83H185ZM189 84H190V83H189ZM193 84H195V82H194ZM196 84H197V83H196ZM210 84H211V83H210ZM212 84H213V82H212ZM218 84H219V83H218ZM248 84H249V83H248ZM251 84H252V83H251ZM251 84H249V85L251 86ZM32 85H33V84H32ZM47 85H48V84H47ZM69 85H71V84H69ZM78 85H77V86H78ZM86 85H88V84H86ZM89 85H90V83H89ZM89 85H88L87 87H89ZM96 85H98V84H96ZM101 85H102V84H101ZM115 85H116V84H115ZM207 85H206V86H207ZM213 85H214V84H213ZM213 85H211V86L208 85V86L213 87ZM232 85H233V84H232ZM235 85H236V83H235ZM249 85H248V87H249ZM255 85H254V87H255ZM2 86H3V85H2ZM4 86H5V85H4ZM67 86H68V85H67ZM74 86H75V84H74ZM74 86H73V87H74ZM80 86H81V85H80ZM91 86H92V85H91ZM142 86L144 87L145 85H142ZM147 86H145V87H147ZM155 86H156V85H155ZM164 86H165V85H164ZM176 86H177V85H176ZM178 86H177V87H178ZM184 86H185V85H184ZM184 86H183V87H184ZM189 86H190V85H189ZM198 86H199V85H198ZM204 86H205V85H204ZM214 86H215V85H214ZM229 86H230V85H229ZM233 86H234V85H233ZM241 86H242V85H241ZM259 86L261 87L262 85H259ZM0 87H1V86H0ZM6 87H7V86H6ZM30 87H31V85H30ZM51 87H52V86H51ZM62 87H63V86L59 87V88H58V91H59V89H61ZM69 87H70V86H69ZM78 87H79V86H78ZM81 87H82V86H81ZM84 87H86V86H84ZM103 87H106V86L104 85ZM111 87H112V86H111ZM157 87H158V89H159L160 85L158 84ZM171 87H173V86H171ZM177 87H176V89H178ZM185 87L187 88L188 86L186 85ZM190 87L192 88L193 85L190 86ZM190 87L187 88V90H188V89L190 90ZM200 87H201V86H200ZM230 87H231V86H230ZM230 87H229V88H230ZM235 87H236V86H235ZM243 87H245V86L243 85ZM66 88H68V87H66ZM106 88L108 89L109 87L107 86ZM112 88H114L113 90H115V91H116V89H117L116 86H113ZM120 88H121V87H120ZM125 88H126V87H125ZM141 88H142V87H141ZM154 88H155V87H154ZM180 88L182 89V87H180ZM201 88H203V87H201ZM206 88H209V87H206ZM214 88H215V87H214ZM216 88H217V87H216ZM236 88L239 89L238 87H236ZM251 88H252V87H251ZM255 88H256V87H255ZM261 88L264 89V87H261ZM3 89H4V88H3ZM24 89H25V88H24ZM28 89H29V87H28ZM62 89H63V88H62ZM69 89H70V88H69ZM80 89H81V88H79V90H80ZM82 89H83V88H82ZM98 89H99V88H98ZM102 89H103V90H102V94H101V95H103V93H104L103 91H107V90H105L104 88H102ZM139 89H140V88H139ZM145 89H146V91H148L149 88L147 87V88H145ZM156 89H157V88H156ZM160 89H163V86H162V88H160ZM164 89H165V88H164ZM168 89H169V87H168ZM168 89H166V90L168 91ZM174 89H175V88H174ZM181 89H179V91H181ZM192 89H193V88H192ZM194 89H195V86H194ZM218 89H221V88H218ZM218 89H217V90H218ZM227 89H228V88H227ZM230 89H233V87H231ZM230 89H228V90L230 91ZM258 89H259V88H258ZM263 89H261V90H263ZM20 90H21V89H20ZM25 90H26V89H25ZM83 90H84V89H83ZM85 90H86V89H85ZM85 90H84V91H85ZM109 90H110V89H109ZM119 90H120V89H119ZM132 90H133V89H132ZM134 90H135V89H134ZM134 90H133L132 93H134V92L136 91V90H135V91H134ZM149 90H151V89H149ZM154 90H155V89H154ZM170 90H171V89H169V92H170ZM172 90H173V89H172ZM183 90H184V89H183ZM187 90H186V91H187ZM189 90H188V91H189ZM197 90H199V89H197ZM203 90H205V87H204ZM222 90H224V89H222ZM225 90H226V89H225ZM233 90H235V89H233ZM256 90H257V89H256ZM256 90H255V91H256ZM5 91H6V90H5ZM12 91H13V90H12ZM17 91H18V90H17ZM58 91L55 90V92H57V93H58ZM81 91H82V90H81ZM81 91H80V92H81ZM99 91H100V90H99ZM110 91H111V90H110ZM128 91H130V90H128ZM141 91H142V90H141ZM141 91H140V92H141ZM146 91L143 90L144 93H145ZM163 91H164V90H162V92H163ZM167 91H166V92H167ZM195 91H196V90H195ZM195 91H194V92H195ZM200 91H201V90H199V92H200ZM207 91H208V90H206V91L204 92L205 95H206V92H207ZM210 91H211V90H210ZM226 91H227V90H226ZM229 91H228V92H229ZM235 91H238V90H235ZM8 92H9V91H8ZM8 92H7V93H8ZM50 92H51V91H50ZM55 92H54V93H55ZM74 92H75V93H74ZM80 92H79V94H80ZM86 92H89L88 88H87V91H86ZM86 92H85V93H86ZM90 92H91V91H90ZM90 92H89V93H90ZM93 92H94V91H93ZM93 92H92V93H93ZM100 92H101V91H100ZM100 92H99V93H100ZM140 92H138V94H139ZM158 92L160 93L159 90L157 91V93H158ZM171 92H172V91H171ZM175 92H177V90H175ZM175 92H174V94H176ZM182 92H183V91H182ZM189 92H190V91H189ZM189 92H188V93H189ZM219 92H220V90H219ZM223 92H224V91H223ZM239 92H240V91H239ZM259 92H260V91H259ZM7 93H4V94H7ZM16 93H17V92H16ZM25 93H26V92H25ZM52 93H53V92H52ZM59 93L61 94V91H59ZM59 93H58V94H59ZM66 93H67V92H66ZM69 93H70V95L68 94L69 96H73V94H74V95H75V94H78L76 89H74V90H70ZM72 93H73V94H72ZM82 93H83V91H82ZM97 93H98V92H97ZM125 93H126V92H125ZM183 93H184V92H183ZM183 93H181V94H183ZM200 93H201V92H200ZM202 93H203V92H202ZM202 93H201V94H202ZM207 93H208V92H207ZM246 93H248L247 90H246ZM249 93H250V92H249ZM249 93H248V94H249ZM251 93H252V91H251ZM9 94H10V93H9ZM43 94H44V93H43ZM58 94H56L55 96L57 97ZM62 94H63V93H62ZM71 94H72V95H71ZM138 94H137V95H138ZM160 94H161V93H160ZM163 94H164V93H163ZM163 94H162V95H163ZM178 94H179V92H178ZM225 94H226V93H225ZM231 94H232V91H231ZM233 94H234V93H233ZM233 94H232V95H233ZM238 94H239V93H238ZM241 94H242V92H241ZM244 94H245V93H244ZM252 94H256V93L253 92ZM258 94H260V93H258ZM263 94H264V93H263ZM7 95H8V94H7ZM49 95H50V94H49ZM87 95H89V94L87 93ZM87 95H85L86 98L89 97V96H87ZM123 95H124V94H123ZM123 95H122V96H123ZM127 95L130 96V94H126V95H124V96H127ZM150 95H151V94H150ZM197 95H198V94H197ZM202 95H204V94H202ZM202 95H201V96H202ZM234 95H235V94H234ZM2 96H4V95L2 94ZM38 96H39V95H38ZM44 96H45V95H44ZM66 96H67V95H66ZM76 96H77V95H75V97H76ZM80 96H81V95H80ZM83 96H84V95H83ZM99 96H100V95H99ZM99 96H98V97H99ZM111 96H112V93H111ZM143 96H144V95H143ZM143 96L141 95V97H143ZM145 96H146V95H145ZM155 96L157 97V95H155ZM166 96H167V95H166ZM169 96H170V95H169ZM183 96H184V95H183ZM183 96H182V98H183ZM194 96H195V95H194ZM194 96L192 95V97H194ZM199 96H200V95H199ZM221 96H224V95H221ZM240 96H241V95H240ZM240 96H239V100H240ZM245 96H248V95L246 94ZM261 96H262V95H261ZM35 97H36V96H35ZM35 97L33 96V99H34V100H35ZM46 97H47V96H46ZM61 97H62V96H61ZM64 97H65V95H64ZM73 97H74V96H73ZM117 97H118V96H117ZM120 97H121V96H120ZM138 97H139V96H138ZM147 97H148V96H147ZM147 97H146V99L148 100L149 98H147ZM173 97H174V96H173ZM178 97H179V96H178ZM184 97L186 98V97H188V96H184ZM189 97H190V96H189ZM205 97L208 98L207 95H206ZM226 97H227V96H226ZM233 97H234V96H233ZM235 97H238V96H235ZM242 97H244L243 94H242ZM0 98H1V96H0ZM16 98H17V97H16ZM19 98H20V97H19ZM22 98H23V97H22ZM71 98H72V97H71ZM77 98H78V96L76 97V99H77ZM81 98H83V97H81ZM81 98H80V99H81ZM84 98H85V97H84ZM104 98H105V97H104ZM104 98H103V99H104ZM113 98H114V97H113ZM122 98L124 99L125 97H122ZM128 98H129V97H128ZM196 98H197V97H196ZM206 98H204V99H206ZM217 98H218V97H217ZM244 98H245V97H244ZM258 98H259V97H258ZM17 99H18V98H17ZM63 99H64V98H63ZM73 99H75V98H73ZM133 99H136V98H133ZM146 99H144V100H146ZM162 99H163V97L161 96V101H160V102H162ZM186 99H187V98H186ZM186 99L183 98V99H181V100H184V101H185ZM188 99H189V98H188ZM188 99H187V100H188ZM190 99H191V97H190ZM190 99H189V100H190ZM202 99H203V97H202ZM213 99H214V98H213ZM213 99H212V100H213ZM228 99H229V98H228ZM228 99H227V100H228ZM231 99H232V96H231ZM260 99L263 100V102H264V99H262V98H260ZM5 100H6V99H5ZM28 100H29V99H28ZM39 100H40V99H39ZM58 100H59V99H58ZM66 100H67V98H66ZM68 100H69V99H68ZM121 100H122V99H121ZM125 100H126V99H125ZM125 100H124V101H125ZM127 100H129V99H127ZM149 100H150V99H149ZM151 100H152V99H151ZM151 100H150V101H151ZM153 100H154V99H153ZM157 100H158V99H157ZM187 100H186V101H187ZM189 100H188V101H189ZM193 100H194V99H193ZM193 100H192V102H193ZM219 100H221V99L219 98ZM232 100H233V99H232ZM241 100H242V99H241ZM241 100H240V104H241ZM258 100H259V99H258ZM30 101H31V99H30ZM30 101H29V102H30ZM43 101H44V100H43ZM74 101H75V100H74ZM106 101H107V100H106ZM118 101H119V100H118ZM130 101H131V100H130ZM137 101H138V100H137ZM139 101H141V100L139 99ZM142 101H143V100H142ZM163 101H165V104H166V103L169 101V99H168V101L163 99ZM188 101H187V103H188ZM194 101H196V100H194ZM200 101H201V100H200ZM213 101H214V100H213ZM216 101H217V100H216ZM253 101H254V100H253ZM253 101L250 100L251 103H252ZM9 102H10V101H9ZM9 102H8V103H9ZM16 102H17V101H16ZM19 102H20V101H19ZM19 102H18V103H19ZM26 102H27V101H26ZM54 102H55V101H54ZM60 102H61V101H60ZM79 102H80V101H79ZM96 102H97V101H96ZM107 102H108V101H107ZM114 102H115V103L112 102L113 105L116 104V103H120V104H121V101H120V102L114 101ZM143 102H144V101H143ZM151 102H152V101H151ZM153 102H154V101H153ZM153 102H152V103H153ZM155 102H156V99H155ZM160 102H159V103H160ZM172 102H173V101H172ZM192 102H191V103H192ZM227 102H228V101H227ZM232 102H234V100H233ZM232 102H230V103H232ZM236 102H237V98L235 99V103H236ZM259 102H260V101H259ZM1 103H2V100H1ZM12 103H13V102H12ZM77 103H78V102H77ZM80 103H81V102H80ZM82 103H84V102H82ZM97 103H98V102H97ZM112 103H111V104H112ZM122 103H123V102H122ZM130 103H132V102H130ZM133 103H134V102H133ZM135 103H136V102H135ZM148 103H149V102H148ZM152 103H151V104H152ZM159 103L157 102V104H159ZM162 103H163V102H162ZM168 103H169V102H168ZM170 103H171V100H170ZM170 103H169V104H170ZM187 103H186V104H187ZM198 103H199V101H198ZM209 103H210V102H209ZM218 103H219L218 105H220L222 102L220 103V102L218 101ZM228 103H229V102H228ZM230 103H229V104H230ZM238 103H239V102H238ZM242 103H243V101H242ZM257 103H258V102H257ZM3 104H4V103H3ZM3 104H1L2 107H3ZM46 104H47V103H46ZM46 104H45V105H46ZM58 104H59V102H58ZM69 104H70V103H69ZM84 104H85V103H84ZM94 104H95V102H94ZM103 104H104V103H103ZM105 104H106V103H105ZM128 104H129V103H128ZM137 104H138V103H137ZM142 104H143V103H141V106H142ZM146 104H147V103H146ZM149 104H150V103H149ZM157 104L153 103L152 106L157 105ZM163 104H164V103H163ZM163 104H162V106H163ZM189 104H190V103H189ZM199 104H200V103H199ZM212 104H216V103H212ZM233 104H234V103H233ZM236 104H237V103H236ZM236 104H234V106H235ZM27 105L30 107L29 104H27ZM49 105H50V104H49ZM60 105H61V104H60ZM82 105H83V104H82ZM92 105H93V104H92ZM97 105H98V104H97ZM106 105H108V104H106ZM116 105H117V104H116ZM123 105H124V104H123ZM139 105H140V104H139ZM139 105H138V106H139ZM175 105H176V104H175ZM192 105H193V104H192ZM251 105H253V103H252ZM255 105H256V103H255ZM11 106H12V105H11ZM11 106H8V107H11ZM24 106H25V105H24ZM73 106H74V104H73ZM78 106H79V105H78ZM78 106H77V108H78ZM130 106H134V105H130ZM138 106H137V107H138ZM145 106H146V105H145ZM158 106H159V105H158ZM160 106H161V104H160ZM183 106H184V104H183ZM189 106H190V105H189ZM189 106H188V109H187V110H189V113H190V111H192V112L194 113L195 111H193V110H192V107H189ZM194 106H195V105H194ZM200 106H201V105H199V108H200ZM209 106H211V105H209ZM215 106H216V105H215ZM221 106L223 107L222 104H221ZM224 106H225V105H224ZM230 106H231V105H230ZM239 106H240V105H239ZM243 106H244V104H243ZM253 106H254V105H253ZM15 107H17V109L19 108L17 105H16ZM20 107H21V106H20ZM32 107H33V106L31 105V109H32ZM38 107H39V106H38ZM70 107H71V106H70ZM81 107H82V106H81ZM83 107H84V106H83ZM109 107H110V106H109ZM122 107L124 108L125 106H122ZM122 107H121V110H122ZM126 107H127V106H126ZM143 107H144V106H143ZM149 107H151V106H149ZM149 107L146 106V108H149ZM180 107H182V106H179V107L176 106V108L173 109V111H174L175 113H176V111H177V113L179 114L178 110H176V109H179ZM197 107H198V105H197ZM217 107H218V106H217ZM227 107H229V106L227 105ZM250 107H251V106H250ZM254 107H257V106H254ZM3 108H5V111H6V107H3ZM25 108H26V106H25ZM25 108H24V109H25ZM63 108H64V107H63ZM89 108H90V107H89ZM95 108H96V107H95ZM97 108H98V107H97ZM97 108H96V109H97ZM99 108H100V107H99ZM101 108H102V107H101ZM103 108H104V107H103ZM114 108H115V107H114ZM117 108H118V107H117ZM117 108H116V109H117ZM156 108H157V107H156ZM159 108H160V107H159ZM159 108H158V109H159ZM184 108H185V107H184ZM186 108H187V107H186ZM186 108H185V109H186ZM189 108H190L191 110H190ZM199 108H198V109H199ZM223 108H226V107H223ZM242 108H243V107H242ZM242 108H239V107H238L237 109H238V111H239V110L242 109ZM37 109H38V108H37ZM55 109H56V108H55ZM57 109H58V108H57ZM92 109H93V112H94V108H92ZM110 109H111V108H110ZM110 109H109V110H110ZM124 109H125V108H124ZM194 109H195V108H194ZM201 109H202V108H201ZM201 109H200V111H201ZM203 109H204V108H203ZM206 109H207V108H206ZM214 109H216V108H213L212 110L214 111ZM231 109H232V108H231ZM248 109H250V108H248ZM252 109H253V107H252ZM252 109H250V111H252ZM256 109H257V108H256ZM259 109H260V108H259ZM7 110H8V109H7ZM15 110H16V109H15ZM18 110H19V112H20V109H18ZM33 110H34V109H33ZM35 110H36V109H35ZM39 110H40V109H39ZM39 110H38V111H39ZM85 110H86V109H85ZM102 110H103V109H102ZM104 110H105V108H104ZM112 110H113V109H112ZM117 110H119V109H117ZM127 110H128V109H127ZM127 110H126V111H127ZM129 110H130V109H129ZM133 110H134V108L132 107V110H131V111H133ZM140 110H141V108H140ZM142 110H143V109H142ZM144 110H145V109H144ZM154 110H155V109H154ZM165 110H166V108H165ZM181 110H183V108H182ZM219 110H220V109H219ZM219 110H218V111H219ZM225 110H226V109H222V110H221L222 113H224ZM227 110H229V109H227ZM227 110H226V111H227ZM244 110H245V108H244ZM254 110H255V109H254ZM261 110H262V109H261ZM3 111H4V110H3ZM57 111H59V110H57ZM100 111H101V110H100ZM119 111H120V110H119ZM137 111H138V110H137ZM145 111H146V110H145ZM147 111H148V110H147ZM169 111H170V110H169ZM200 111H198V112H200ZM205 111H206V110H205ZM210 111H211V110H210ZM221 111H219L220 114H221ZM223 111H224V112H223ZM234 111H235V109H234ZM246 111H249V110H247V108H246ZM25 112H27V111H25ZM29 112H30V109H29ZM65 112H67V111H65ZM72 112H73V111H72ZM88 112H89V111H88ZM88 112H87V114H88ZM101 112L104 114L105 111H101ZM129 112H130V111H129ZM140 112H141V114H142V111H140ZM143 112H144V111H143ZM164 112H165V111H164ZM166 112H168V111L166 110ZM171 112H172V111H171ZM181 112H182V111H181ZM185 112H188V111H185ZM185 112H184V113H185ZM192 112H191V113H192ZM202 112H203V111H202ZM235 112H236V111H235ZM17 113H18V112H17ZM33 113H34V112H33ZM89 113H90V112H89ZM91 113H92V111H91ZM98 113H99V112H98ZM120 113H121V112H120ZM131 113H133V115H134V114H138V112L136 113L135 110H134L133 112H131ZM145 113H146V112H145ZM184 113H183V114H184ZM196 113H197V112H196ZM196 113H195V114H196ZM227 113H228V112H227ZM245 113H246V112H245ZM253 113H254V112H253ZM255 113H256V112H255ZM19 114H20V113H19ZM65 114H66V113H65ZM74 114H75V112L73 113V115H74ZM111 114H112V113H111ZM111 114H110L109 116H111ZM118 114H119V113H118ZM129 114H130V113H129ZM147 114H149V112H148ZM154 114H155V112H154ZM154 114H152V115H154ZM160 114H161V113H160ZM162 114H163V113H162ZM169 114H171V113H169ZM180 114H181V113H180ZM180 114H179V115H176V117H177V116H181ZM183 114H182V117L185 116L187 113H185V115H183ZM199 114L201 115V113H199ZM202 114H204V112H203ZM213 114H214V113H213ZM220 114H219V115H220ZM237 114H238V113H237ZM242 114H243V113H242ZM242 114H240V115H242ZM0 115H1V113H0ZM12 115H13V113H12ZM12 115L10 114V116H12ZM25 115H26V114H25ZM27 115H28V113H27ZM27 115H26V117H27ZM29 115H30V114H29ZM32 115H34V114H32ZM48 115H49V114H48ZM62 115H63V114H62ZM68 115H69V114H67V116H68ZM83 115H84V114H83ZM93 115H94V114H93ZM93 115H92V116H93ZM113 115H116V114H113ZM131 115H132V114H131ZM139 115H140V113H139ZM155 115H156V114H155ZM158 115H159V114H158ZM171 115H172V114H171ZM200 115H198V116H200ZM205 115H206V114H205ZM225 115H226V114H225ZM253 115L255 116V114H253ZM259 115H260V114H259ZM5 116H6V115H5ZM8 116H9V114H8ZM10 116H9V117H10ZM64 116H65V115H63V117H64ZM71 116H72V115H71V112H70V116H69V117H71ZM74 116H76V114H75ZM74 116L72 117V121L75 119ZM81 116H82V115H81ZM85 116H86V115H85ZM85 116H84V117H85ZM87 116H88V115H87ZM90 116H91V115H90ZM90 116H88V117H86V118H89ZM100 116H101V115H100ZM122 116H123V114H121V116L119 115V118H121ZM148 116H149V115H148ZM148 116L146 115V117H148ZM163 116H164V115H163ZM174 116H175V115H174ZM174 116H171V117H174ZM196 116H197V115H196ZM243 116H244V115H243ZM254 116H253V118H255ZM0 117H1V116H0ZM2 117H3V116H2ZM12 117H13V116H12ZM12 117H10V118L12 119ZM32 117H33V116H32ZM48 117H49V116H48ZM58 117H59V116H58ZM76 117H78V116H76ZM116 117H117V116H116ZM116 117H115V118H116ZM129 117H131V116H129ZM141 117L146 118V117H144V115L141 116ZM141 117H140V118H141ZM149 117H150V116H149ZM149 117H148V118H149ZM156 117H157V115H156ZM165 117H166V116H165ZM168 117H169V116H168ZM168 117H167V118H168ZM171 117H169V118H171ZM176 117H175V118H176ZM182 117L179 118L180 120L177 119V120H179L178 122L181 121V122H180L181 124L184 123V121L182 122V120L184 119V118H182ZM200 117H201V116H200ZM221 117H223V115H222ZM235 117H236V116H235ZM28 118H29V117H28ZM33 118H34V117H33ZM39 118H40V117H39ZM42 118H43V117H42ZM42 118H41V119H42ZM64 118H65V117H64ZM66 118H67V117H66ZM79 118H80V117H79ZM95 118H96V117H95ZM100 118H101V117H100ZM113 118H114V116H113ZM113 118H110V119L112 120ZM115 118H114V119H115ZM125 118L128 119L127 116H125ZM132 118H133V117H132ZM143 118H142V119H143ZM148 118H146V119H148ZM152 118H153V116H152ZM158 118H160V117H158ZM167 118H166V121H169V118H168V119H167ZM175 118H173V119L175 120ZM237 118L241 119L240 116L237 117ZM251 118H252V117H251ZM261 118H262V117H261ZM0 119H1V118H0ZM2 119L4 120V122H5V120L7 121V118H5V119L2 118ZM2 119H1V120H2ZM8 119H9V118H8ZM14 119H15V118H14ZM49 119H50V118H49ZM91 119H92V118H91ZM91 119H89V120H91ZM98 119H99V118H98ZM103 119H105V122H108V120H110L109 117L107 116V114L103 116ZM107 119H108V120H107ZM133 119H134V118H133ZM149 119H150V118H149ZM163 119H164V117H163ZM163 119L161 118L160 120L162 121ZM181 119H182V120H181ZM193 119H194V118H193ZM199 119H200V118H199ZM212 119H213V118H212ZM244 119H245V118H244ZM246 119H248V118H246ZM9 120H10V119H9ZM12 120H13V119H12ZM24 120H25V119H24ZM24 120H20V121L23 122ZM43 120H44V119H43ZM43 120H42L41 122H44ZM50 120H51V119H50ZM50 120H49V121H50ZM52 120H53V119H52ZM52 120H51V121H52ZM55 120H56V117H55ZM55 120H54V121H55ZM101 120H102V119H101ZM106 120H107V121H106ZM111 120H110V121H111ZM119 120H120V119H119ZM121 120H122V118H121ZM140 120H141V119H140ZM150 120H151V119H150ZM154 120H155V119H154ZM177 120H176V121H177ZM197 120H198V119H197ZM215 120H216V119H215ZM215 120H214V122L216 123ZM233 120H234V119H233ZM15 121H18V120H15ZM26 121H27V120H26ZM28 121H30V120H28ZM37 121H38V120H37ZM39 121H40V120H39ZM54 121H53V122H54ZM60 121H62V120L60 119ZM60 121H59V122L57 121V122L60 123ZM66 121H67V120H65V122H62V123L65 124ZM76 121H78V120L75 119V122H76ZM79 121H81V120H79ZM98 121H99V120H98ZM98 121H97V122H98ZM103 121H104V120H103ZM116 121H117V120H116ZM123 121H125V119H123ZM127 121H128V120H127ZM131 121H134V120H131ZM143 121H144V119H143ZM146 121H147V120H146ZM146 121H144L143 124H145V123L148 124V121H149V120H148L147 122H146ZM155 121H156V120H155ZM166 121H165L164 123H166ZM171 121H172V120H171ZM185 121H186V119H185ZM189 121H190V119H189ZM199 121H200V120H199ZM199 121H198V122H199ZM206 121H208V120H206ZM222 121H223V120H222ZM226 121H227V120H226ZM226 121H224V122H226ZM236 121H237V123H238V120H236ZM236 121H233V122H236ZM46 122H48V121H46ZM73 122H74V121H73ZM105 122H103V123L105 124ZM121 122H122V121H121ZM169 122H170V121H169ZM186 122H187V121H186ZM186 122H185V124H186ZM191 122H192V121H191ZM193 122H194V121H193ZM202 122H203V121H202ZM211 122H212V121H211ZM211 122H210V123H211ZM214 122H213V124H214ZM224 122H223V123H224ZM229 122H230V120H228V123H229ZM240 122H241V121H240ZM243 122H244V121H243ZM245 122H246V121H245ZM10 123H11V122H10ZM12 123H13V122H12ZM12 123H11L10 125H12ZM32 123H33V122H32ZM70 123H72V122H70ZM79 123H80V122H79ZM85 123H88V120H87V122L85 121ZM89 123H90V122H89ZM108 123H110V122H108ZM112 123H113V122H112ZM114 123H117V122H114ZM114 123H113V124H114ZM159 123H162V122H159ZM170 123H171V122H170ZM170 123H169V124H170ZM173 123H175V122H173ZM176 123H177V122H176ZM176 123H175V124H176ZM189 123H190V122H189ZM194 123H195V122H194ZM206 123H208V122H206ZM221 123H222V122H221ZM231 123H232V122H231ZM231 123H230V125L233 124V123H232V124H231ZM237 123H234V124L236 125ZM246 123H247V122H246ZM252 123H253V122H252ZM13 124H14V123H13ZM18 124H19V123H18ZM64 124H63V126H65ZM72 124H73V123H72ZM94 124H95V122H94ZM117 124H120L119 121H118ZM127 124H128V123H127ZM130 124H133V123L130 122ZM147 124H146V125H147ZM150 124H151V123H150ZM152 124H153V123H152ZM152 124L149 125V126H152ZM167 124H168V122H167ZM178 124H179V123H178ZM213 124H212V127H213ZM234 124H233V126H234ZM241 124H242V123H241ZM260 124H261V123H260ZM14 125H17V123L14 124ZM19 125H20V124H19ZM23 125H24V124H23ZM23 125H22V126H23ZM34 125H35V124H34ZM42 125H43V124H42ZM79 125H80V124H79ZM83 125H85V124H83ZM88 125H89V124H88ZM88 125H87V127H88ZM91 125H93V124H90V126H91ZM102 125H103V124H102ZM123 125H124V123H123ZM125 125H126V124H125ZM133 125H134V124H133ZM141 125H142V124H141ZM146 125H142V126L147 127L148 125H147V126H146ZM170 125H171V124H170ZM192 125H193V124H192ZM204 125H205V124H204ZM210 125H211V124H210ZM216 125H217V123H216ZM225 125H226V124H225ZM230 125H227V126H230ZM238 125H239V123H238ZM243 125H244V124H243ZM258 125H259V123L256 125V128H257ZM43 126H44V125H43ZM43 126H42V127L40 126V127L43 129ZM45 126H47V125H45ZM51 126H52V125H51ZM55 126H56V125H55ZM61 126H62V125H61ZM63 126H62V127H63ZM70 126H71V125H70ZM73 126H74V125H72V127H73ZM90 126H89V127H90ZM93 126H94V125H93ZM96 126L98 127V125H96ZM107 126H108V124H107ZM110 126H111V125H110ZM121 126H122V124H121ZM126 126H127V125H126ZM128 126H129V125H128ZM131 126H132V125H131ZM160 126H161V125H160ZM162 126H164V124H163ZM162 126H161V127H162ZM167 126H168V125H166V127H167ZM183 126H185V125H183ZM194 126H196V125H194ZM206 126H207V125H206ZM221 126H222V125H221ZM236 126H237V125H236ZM236 126H235V127H236ZM240 126L242 127V125H240ZM244 126H246V125H244ZM248 126H249V125H247V127H248ZM24 127H25V126H24ZM24 127H23V130L25 131V128H24ZM38 127H39V126H38ZM38 127H34V126H33V128H35V130H36V128H38ZM48 127H49V126H48ZM62 127H61V128H62ZM89 127H88V128H89ZM91 127H92V126H91ZM91 127H90V128H91ZM102 127H103V126H102ZM135 127H136V126H135ZM139 127H140V126H139ZM154 127H155V126H153V128H154ZM157 127H158V126H157ZM189 127H190V126H189ZM202 127H205V126H202ZM202 127H201V128H202ZM237 127H238V126H237ZM241 127H240V129H241ZM251 127H252V126H250V128H251ZM253 127H255V126H253ZM253 127H252V128H253ZM1 128H2V127H1ZM16 128H17V127H16ZM41 128H40V129H41ZM55 128H56V127H55ZM67 128H68V124H67ZM75 128H76V127L73 128L74 131L77 130V128H76V130H75ZM79 128L81 129V127H78V130H80ZM100 128H101V127H100ZM124 128L126 129L125 126H124ZM124 128H123V130H124ZM137 128H138V127H137ZM150 128H151V127H150ZM153 128H152V129H153ZM158 128L160 129L159 131H161V128H160V127H158ZM186 128H187V127H186ZM195 128H196V127H194L193 129H195ZM214 128H216V127H214ZM14 129H15V128H14ZM38 129H39V128H38ZM38 129H37V130H38ZM48 129L51 130L50 128H48ZM48 129H47V130H48ZM53 129H54V128H53ZM53 129H52V130H53ZM58 129H59V128H58ZM82 129H83V128H82ZM84 129H85V128H84ZM93 129H94V128H93ZM98 129H99V128H98ZM98 129H94V130H97V131H98V133H99L98 136H99V135L101 134V132L99 131L100 129H99V130H98ZM116 129H117V128H116ZM121 129H122V127H121ZM121 129H120V131H121ZM139 129H142V128H139ZM148 129H149V128H148ZM154 129H155V128H154ZM156 129H157V128H156ZM156 129H155V130H156ZM168 129H169V127H168ZM168 129H167V130H168ZM171 129H172V128H171ZM183 129L186 130L185 127H184ZM189 129H190V128H189ZM189 129H188V130H189ZM216 129H217V128H216ZM218 129H219V128H218ZM218 129H217V130H218ZM220 129H222V128H220ZM220 129H219V130H220ZM223 129H224V127H223ZM231 129H232V128H230V130H231ZM233 129H235V128H233ZM233 129H232V130H233ZM240 129H239V130H240ZM247 129H249V128H247ZM254 129H255V128H254ZM257 129H258V128H257ZM257 129H255V130L257 131ZM17 130H18V129H17ZM23 130H22V131H23ZM26 130H27V128H26ZM31 130H32V128H31ZM44 130H46V127H44ZM49 130H48V131H49ZM62 130H63V129H62ZM62 130L60 129V131H62ZM71 130H72V129H71ZM78 130H77V131H78ZM85 130H86V129H85ZM90 130H91V129H90ZM123 130H122V131H123ZM126 130H128V127H127ZM130 130H131V129H130ZM155 130H153V131H155ZM162 130L165 132L166 129H163V128H162ZM167 130H166V131H167ZM188 130H187V131H188ZM196 130L198 131V129H196ZM205 130H206V129H205ZM205 130H204V131H205ZM230 130H229V131H230ZM237 130H238V128H237ZM237 130H236V131H237ZM22 131H21V132H22ZM24 131H23V132H24ZM27 131H28V130H27ZM42 131H43V130H42ZM48 131H45V132H48ZM74 131H73V132H70V131H69V132L72 133V135H73L74 133L77 132V131H76V132H74ZM114 131H116V130H114ZM118 131H119V130H118ZM118 131L115 132V133H119ZM122 131H121V132H122ZM142 131H143V130H142ZM147 131H148V130H147ZM151 131H152V130H151ZM159 131H158V132H159ZM163 131H162V134H163ZM169 131H170V130H169ZM169 131H168V132H169ZM176 131H178V130H176ZM176 131H172V132L174 133V135L172 134V132H171L172 135H169V136L171 137V139L173 140V142H174V146H175V143H176V146L179 145L178 140H180V139H178L179 137L177 136L178 133H176ZM181 131H182V129H181ZM191 131H192V129H191ZM244 131H245V130H244ZM244 131H243V132H244ZM249 131L253 132L252 130H249ZM260 131H261V130H260ZM32 132H33V131H32ZM36 132H37V131H36ZM49 132H50V131H49ZM51 132L54 133L55 131H51ZM87 132H88V131H87ZM107 132H108V131H107ZM178 132H179V131H178ZM189 132H190V131H189ZM193 132H194V131H193ZM201 132H202V131H201ZM201 132H199V133H201ZM206 132H207V131H206ZM209 132H210V131H209ZM216 132H217V131H216ZM221 132H222V131H221ZM243 132H239V133H243ZM261 132H262V131H261ZM261 132H260V133H261ZM28 133H30V132L28 131ZM43 133H44V132H43ZM43 133H42V134H43ZM63 133H64V132H63ZM66 133H67V132H66ZM66 133H64V134H66ZM79 133H80V132H79ZM89 133H91V131H90ZM93 133H95V132H93ZM159 133H161V132H159ZM169 133H170V132H169ZM179 133H180V132H179ZM182 133L184 134L185 132H181V135H182ZM207 133H208V132H207ZM234 133H235V132H234ZM236 133H237V132H236ZM258 133H259V132H258ZM258 133H257V135H258ZM263 133H264V131H263ZM22 134H23V133H22ZM22 134L20 133V135L23 137V135H25V134H23V135H22ZM40 134H41V133H40ZM48 134H49V133H48ZM68 134H69V133H68ZM154 134H155V132H154ZM175 134H176V135H175ZM188 134H190V133H188ZM204 134H205V133H204ZM211 134H212V133H211ZM213 134H214V136H216L215 134H217V133H213ZM218 134H220V133L218 132ZM232 134H233V133H232ZM232 134H230V136H231ZM253 134H254V132H253ZM43 135H44V134H43ZM45 135H47V133H46ZM45 135H44V137H45ZM51 135H53V134H50V136H51ZM66 135H67V134H66ZM70 135H71V134H70ZM80 135L82 136L83 134H80ZM84 135L86 136V133H85ZM94 135H96V133H95ZM111 135H112V134H111ZM129 135H130V134H129ZM134 135H135V134H134ZM136 135H138V134L136 133ZM141 135H142V134H141ZM156 135H157V134H156ZM158 135H159V134H158ZM163 135H164V134H163ZM178 135H179V134H178ZM184 135L187 136V133H185ZM192 135H193V134H192ZM205 135H206V134H205ZM205 135H204V137H205ZM234 135L236 136V134H234ZM234 135H233V136H234ZM247 135H248V134H247ZM259 135H260V134H259ZM14 136H17V135H14ZM14 136H13V137H14ZM54 136H56V135L54 134ZM67 136H68V135H67ZM87 136H88V134H87ZM91 136H93V135L91 134L89 137H91ZM101 136H102V135H100L99 137H101ZM130 136H133V135H130ZM130 136H128V137H130ZM146 136H147V135H146ZM149 136H150V135H149ZM149 136H148V137H149ZM153 136H154V135H153ZM161 136H162V135H161ZM166 136H167V135H166ZM200 136H202V135H200ZM214 136H213V138H214ZM224 136H225V135H224ZM245 136H246V135H245ZM260 136L262 137V135H260ZM19 137H20V136H19ZM37 137H38V136H37ZM42 137H43V136H39V138H41L42 140H44ZM48 137H49V136H48ZM57 137H58V134H57ZM82 137H83V136H82ZM136 137H137V136H136ZM138 137H139V138H140V137H144V135H143V136H138ZM138 137H137V138H138ZM242 137H243V136H242ZM8 138H9V137H8ZM29 138H30V137H29ZM31 138H32V137H31ZM35 138H36V137H35ZM50 138H51V137H50ZM67 138H68V137H67ZM76 138L78 139V137H76ZM79 138H80V137H79ZM86 138H87V137H86ZM86 138L84 137V140H86ZM93 138H94V137H93ZM104 138H105V137H104ZM110 138H111V137H110ZM113 138H114L113 141H115L116 138H115V137H113ZM117 138H118V137H117ZM133 138H134V136H133ZM139 138H138V139H139ZM149 138H151V137H149ZM167 138H168V137H167ZM186 138H187V137H186ZM186 138H184V136H183V139H186ZM192 138H193V137H192ZM192 138H190V139H192ZM200 138H201V137H200ZM215 138H216V137H215ZM230 138H231V137H230ZM239 138H240V137H239ZM254 138H255V137H254ZM259 138H260V137H259ZM3 139H4V138H3ZM62 139H63V138H62ZM64 139H65V137H64ZM77 139H76V140H77ZM94 139H96V138H94ZM94 139H93V140H94ZM98 139H99V138H98ZM98 139H97V140H98ZM122 139H123V137H122ZM125 139H126V141H124V142L126 143V142H127V138H125ZM125 139H123V140H125ZM131 139H132V137H131ZM131 139H130V140H131ZM135 139H136V138H135ZM138 139H137V141L141 140V139H139V140H138ZM145 139H146V138H144V140H145ZM159 139H160V138H159ZM161 139H162V138H161ZM161 139H160V140H161ZM163 139H164V138H163ZM165 139H166V137H165ZM165 139H164V141L166 142ZM181 139H182V137H181ZM195 139H196V138H195ZM195 139H193V140H195ZM204 139H206V138H204ZM232 139H233V138H232ZM263 139H264V136H263ZM30 140H31V139H30ZM79 140L82 141L83 139H82V140L79 139ZM79 140H78V141H79ZM90 140H91V138H90ZM93 140H92V141H93ZM109 140H110V139H109ZM111 140H112V139H111ZM116 140L118 141V139H116ZM144 140H142V141H144ZM168 140H170V139H168ZM168 140H167V141H168ZM193 140H192V141H193ZM206 140H207V139H206ZM216 140H217V139H216ZM230 140H231V139H230ZM252 140L254 141V139H252ZM2 141H4V142H2V144L4 143V145H5V143H7V142H5V140H2ZM33 141H35V140H32V142H33ZM44 141H45V140H44ZM49 141H50V140H49ZM64 141H66V140H64ZM78 141H77V142H78ZM92 141H91V142H92ZM98 141H99V140H98ZM104 141H105V140H104ZM128 141H129V140H128ZM131 141H132V140H131ZM131 141H130V142H127V144L131 143ZM146 141H147V139H146ZM153 141H154V139H153ZM155 141H156V140H155ZM158 141H159V140H158ZM180 141H181V140H180ZM192 141H191V142H192ZM200 141H201V139H200ZM259 141H260V140H259ZM9 142H10V141H8V143H9ZM36 142H37V141H36ZM39 142H40V141H39ZM39 142H38V143H39ZM42 142H43V141H42ZM42 142H41V143H42ZM45 142H47V141H45ZM53 142H55V141H53ZM66 142H67V141H66ZM66 142H65V143H66ZM89 142H90V141H89ZM100 142H101V139H100ZM111 142H112V141H111ZM111 142H109V143L112 144ZM119 142H121V139L118 141V143H119ZM122 142H123V141H122ZM148 142H150V141H148ZM156 142H157V141H156ZM156 142H155V143H156ZM159 142L161 143V141H159ZM162 142H163V140H162ZM201 142H202V141H201ZM247 142H248V140H247ZM250 142H251V141H250ZM250 142H249V143H250ZM255 142H256V141H255ZM255 142H254V143H255ZM8 143H7V144H8ZM41 143H39V144L41 145ZM56 143H57V142H56ZM107 143H108V142H107ZM115 143H116V142H115ZM152 143H153V142H151V145H152ZM167 143H168V144H171V143H169V142H167ZM186 143L189 144V143H188V139H187V142H186V140H185V144H186ZM194 143H195V142H194ZM205 143H206V142H205ZM229 143H230V142H229ZM231 143H232V142H231ZM236 143H237V142H236ZM249 143H247V144H249ZM0 144H1V142H0ZM11 144H12V143H11ZM28 144H29V143H28ZM36 144H37V143H36ZM36 144H35L34 146H36ZM39 144H38V146H39ZM42 144H45V143H42ZM61 144H62V143H59V146H60ZM122 144H123V143H122ZM137 144H138V142H137ZM153 144H154V143H153ZM181 144H182L181 146H184L185 149H186L187 146H186L184 143H181ZM183 144H184V145H183ZM192 144H193V143H192ZM200 144H201V143H200ZM227 144H228V143H227ZM234 144H235V143H234ZM239 144H240V143H239ZM257 144H259V143H257ZM257 144H254V146L257 145ZM13 145H14V144H13ZM19 145H21V144H19ZM45 145H48V144L46 143ZM76 145H77V144H76ZM96 145H97V144H91V145L89 144V145H88L87 142H86V144H85L83 147H84V149H85V151H86V153H87L88 150L93 151V149H95ZM98 145H101V146H102V144H99V143H98ZM119 145H120V143H119L117 146H119ZM129 145H130V144H129ZM140 145H141V144H140ZM143 145H145V144H143ZM164 145H166V144H163L161 147H164ZM202 145H203V144H202ZM212 145H213V144H212ZM232 145H233V144H232ZM235 145H236V144H235ZM235 145H234V146H235ZM241 145H243V144H241ZM245 145H246V144H245ZM249 145H250V144H249ZM1 146H2V145H1ZM1 146H0V147H1ZM11 146H12V145H11ZM27 146H28V145H27ZM27 146H26V147H27ZM30 146L33 147V145H31V144H30ZM104 146H105V144H104ZM117 146H115V147H117ZM121 146H122V145H121ZM157 146H158V144H157ZM190 146H191V145H190ZM238 146H239V145H238ZM252 146H253V145H252ZM6 147H7V148L10 147V145H9V146L7 145ZM16 147H18V146L16 145L15 148H16ZM36 147H37V146H36ZM41 147H42V146H40V149H41ZM83 147H82L81 149H83ZM133 147H139V146H136V145H135V146H133ZM147 147H148V146H147ZM179 147H180V146H179ZM179 147L177 146L176 148L179 149ZM204 147H205V145L202 147V149H204ZM206 147H208V146H206ZM256 147H257V146H256ZM259 147L261 148V147H264V146H263L262 144H259L257 148H259ZM7 148L4 149V150H7ZM22 148H23V147H22ZM42 148H43V147H42ZM45 148H46V146H45ZM50 148H51V146H50ZM101 148H102V147H101ZM106 148H107V147H105V150H106ZM117 148H118V147H117ZM125 148H126V147H125ZM129 148H130V147H129ZM131 148H132V147H131ZM142 148H143V147H142ZM257 148H255V149H252V148H251V149H252V153H253V150L255 151ZM2 149H3V147H2ZM2 149H1V150H2ZM19 149H20V148H19ZM19 149H16V150H14V151H17V150H19ZM27 149H28V148H27ZM32 149H33V148H32ZM34 149H36V148L34 147ZM37 149H38V148H37ZM47 149H48V148H47ZM63 149H64V148H63ZM84 149H83V150H84ZM97 149H98V148H97ZM118 149L120 150V147H119ZM121 149H122V148H121ZM132 149H133V148H132ZM137 149H138V148H137ZM137 149H136V150H137ZM146 149H147V148H146ZM164 149H165V148H164ZM181 149L183 150L184 148H181ZM181 149H180V150H181ZM220 149H221V148H220ZM241 149H243L246 153H248V149H249V147H247V146L245 147V146H244V147H241ZM251 149H250V150H251ZM11 150H13V149H11ZM24 150H25V149H24ZM29 150H30V148H29ZM38 150H39V149H38ZM49 150H50V149H49ZM58 150H59V149H58ZM83 150H81V151H83ZM98 150H99V149H98ZM101 150H102V149H101ZM103 150H104V149H103ZM103 150H102V152H103ZM105 150H104V151H105ZM115 150H116V148H115ZM122 150H123V149H122ZM124 150H125V149H124ZM147 150H148V149H147ZM208 150H209V149H208ZM208 150H207V151H208ZM227 150H229V149H227ZM258 150H260V149H257V151H258ZM2 151H3V150H2ZM8 151H10V149H9ZM20 151H21V150H20ZM25 151H26V150H25ZM34 151H35V150H34ZM39 151H40V150H39ZM39 151H38V152H39ZM66 151H67V150H66ZM66 151L63 152L64 155L66 154ZM81 151H80V152H81ZM96 151H97V150H96ZM106 151H107V150H106ZM127 151H128V150H127ZM127 151H126V152H127ZM134 151H135V148H134ZM140 151L142 152V149H141ZM144 151H145V150H144ZM177 151H178V150H176L175 153H176ZM199 151H201V149H200ZM221 151H222V149H221ZM244 151H240V153H243ZM260 151H261V150H260ZM260 151H259V153H258L259 155H260ZM262 151H264L263 148H262ZM262 151H261V152H262ZM22 152H23V150H22ZM32 152H33V151H32ZM74 152H75V151H74ZM78 152H79V151H78ZM78 152H77V153H78ZM123 152H124V151H123ZM123 152H121V153H123ZM132 152H133V151H132ZM141 152H140V154H141ZM153 152H154V151H153ZM153 152H152V154H153ZM165 152H166V151H165ZM170 152H171V151H170ZM172 152H173V151H172ZM185 152H186V151H185ZM236 152H237V151H236ZM255 152H256V151H255ZM255 152H254V153H255ZM12 153H13V155H14L15 152L12 151ZM18 153H19V151L17 152V154H18ZM44 153H45V152H44ZM52 153H53V152H52ZM55 153H56V152H55ZM55 153H54V154H55ZM67 153H68V152H67ZM72 153H73V152H72ZM88 153H89V152H88ZM90 153H91V152H90ZM90 153H89V154H90ZM92 153H93V152H92ZM117 153L119 154V152H117ZM135 153H136V152H135ZM142 153H143V152H142ZM148 153H149V151H148ZM161 153H162V152H161ZM161 153H159V154L161 155ZM179 153H180V152H179ZM200 153L202 154V152H200ZM204 153H205V152H204ZM216 153H217V152H216ZM219 153H221V152H219ZM224 153H225V152H224ZM226 153H227V152H226ZM250 153H251V152H249V154H250ZM252 153H251V154H252ZM254 153H253V155H254L255 158H256V154H254ZM1 154H2V153H1ZM6 154L9 155L8 152H6ZM21 154H22V153H21ZM29 154H31V152H29ZM34 154H35V153H34ZM47 154H48V153H47ZM61 154H62V153H61ZM61 154H60V155H61ZM74 154H76V153H74ZM129 154H130V153H129ZM129 154H128V155H129ZM136 154H137V153H136ZM136 154H133V155H134V157H133L134 160H135V158L139 157V156H136V157H135ZM140 154H139V155H140ZM146 154H147V152H146ZM146 154H144V155L146 156ZM149 154H151V153H149ZM149 154H148V156H149ZM154 154H155V153H154ZM163 154H164V153H163ZM163 154H162V155H163ZM171 154L174 155V152L171 153ZM176 154H178V153H176ZM176 154H175L174 156H171V159H170V160H173V159H174L173 157H175ZM184 154H186V153H184ZM212 154H213V153H212ZM234 154H236V153H234ZM238 154H239V152H238ZM238 154H237L236 157L239 156ZM251 154H250V155H251ZM3 155H5V154H3ZM10 155H12V154H10ZM45 155H46V154H45ZM69 155H70V154H69ZM69 155H68V156H69ZM71 155H73V154H71ZM80 155H81V153H79V156H80ZM82 155H83V154H82ZM94 155H95L94 157L96 158V154H94ZM98 155H100V157L102 156L101 154H98ZM124 155H125V154H124ZM124 155H123V156H124ZM144 155H143V158H145ZM164 155H166V157H167V153L164 154ZM164 155H163V156H164ZM178 155H179V156L181 155L180 158L183 157V156H182L183 154H181V153L178 154ZM190 155H191V154H190ZM195 155L199 156L198 153L195 154ZM195 155H194V156H195ZM203 155H204V154H203ZM208 155H209V154H208ZM220 155L222 156L223 154H220ZM220 155L218 154V156H220ZM241 155L243 156V154H241ZM244 155H246V154H244ZM247 155H248V154H247ZM259 155H258V156H259ZM261 155H262V154H261ZM0 156H1V155H0ZM5 156H7V155H5ZM30 156L33 157L32 154H31ZM30 156H29V157H30ZM41 156H43V155H41ZM51 156H52V155H51ZM53 156H54V155H53ZM62 156H63V155H62ZM74 156H76V155H73V157H74ZM85 156H86V154H85ZM85 156H84V157H85ZM88 156H89V155H88ZM107 156H109V154H108ZM121 156H122V155H121ZM131 156H132V155H131ZM131 156H130V157H131ZM148 156H146V158H148ZM150 156H151V155H150ZM153 156H155V155H153ZM157 156L160 157L158 154H157ZM157 156H155V157L157 158ZM163 156H162V157H163ZM169 156H170V155H169ZM169 156H168V160H169ZM188 156H189V155H188ZM211 156H212V155H211ZM211 156H210V157H211ZM221 156H220V158H222ZM242 156H241L240 158L243 159L245 156H244V157H242ZM254 156H253V158H251L252 162H253V160L255 159ZM258 156H257V157H258ZM18 157H19L18 160H20L21 157H20V156H18ZM25 157H26V156H25ZM31 157H30V158H31ZM38 157H39V156H38ZM44 157H45V156H44ZM44 157H42V158H44ZM54 157H55V156H54ZM57 157H58V156H57ZM71 157H72V156H69V157H68V158H70L69 161H71ZM73 157H72V158H73ZM92 157H93V155H92ZM113 157H114V156H113ZM118 157H119V156H118ZM127 157H128V156H127ZM130 157H129V158H130ZM155 157H154V158H155ZM162 157H161V158H162ZM185 157H186V155H185ZM189 157H190V156H189ZM189 157H188V158H189ZM201 157H202V156H201ZM206 157H207V156H206ZM213 157H214V156H213ZM224 157H226V155H225ZM247 157H249V155L246 156V157L242 160V162H243L244 160H246ZM251 157H252V155H251ZM262 157H263V156H262ZM5 158H8V159H6V161H5V163L7 164V170H6V169H5V170H6V174H7L8 177H9L8 179L11 180V181H15V182L12 183L13 185L10 184V185H12L11 187H10V185H9V187L7 186L8 188H10L9 190H8L7 188H5V189H7L8 191H4V187L1 189V190H3V191H2L3 193L0 191V193H2V194H1V198H2L1 200H3V198H5V196H6V192L8 193V195H7L8 198H9V197H12V198H13V200H11L10 202H8V204L6 203V206H1V205H3V204H2L3 202L0 204V235L3 236V239H4V240H5L6 238H8V240L10 239V244L7 245V246L5 245V247H3V248L1 247V249H0V264H33L34 262H30V261H33V260H34V259L31 258V257H32L33 255L35 256V255H36V252H37L38 250L35 252V254L32 255V254H30L31 251L29 252V250H28L30 247L27 246V247H28V249H27V248L24 247L25 245L22 246V245H23V242H22L23 240H22V238H21V237H22L21 235H23V234H21V231H22V230L20 231V229H19L20 232L14 230L15 232H17V234H18V232H19V235L21 234V235H20L21 237H20V236H17V234L12 230V227H11V229H9V227L7 228V224H8L9 222L7 223V222L5 221L7 224H5V223L3 222L2 218H1L2 215H3L2 212H3L4 210H8V211L10 210V211H12V212H14V213L17 212V211H21V212H23V211L21 210V209H23V208H24V209H25V208H29V209L32 210V209H34V207H35V209H38L37 207H38V206L41 207L42 204L44 203L45 199L48 201L49 199H47V198H49V197H48V195H47L46 197H45V196H44V197H43V196L40 197V196H38V194H37L36 196H32V197H31V196H26L25 193H23V192L21 191V186H20L19 184L16 183V182H18V181L20 182L22 176L25 175V174L29 171L30 164H32V161H31V163H30V161H29L28 163L25 162V163L19 164V165H17V166H13L14 164H11L10 158H9V157H5ZM15 158H16V157H15ZM15 158L13 157V159H15ZM46 158H47V157H46ZM46 158H45V159H46ZM48 158H49V157H48ZM50 158H51V157H50ZM63 158H65V157H63ZM63 158H62L60 161L63 160L62 163L65 162V164H66V163L69 164V161H65ZM74 158H75V157H74ZM79 158H80V157H79ZM82 158H83V157H82ZM82 158H81V159H82ZM105 158H106V157H104V159H105ZM123 158H124V157H121V159H123ZM133 158L131 157V159H133ZM141 158H142V157H141ZM143 158H142V160H143ZM146 158H145V159H146ZM164 158H165V156H164ZM175 158H176V157H175ZM194 158H195V157H194ZM197 158H198V157H197ZM199 158H200V157H199ZM199 158H198L197 160H200ZM238 158H239V157H238ZM240 158H239V159H240ZM249 158H250V157H249ZM260 158H261V157L259 156V159H260ZM25 159H26V158H25ZM27 159H28V158H27ZM32 159H33V158H31V160H32ZM53 159H55V158H51L50 160H53ZM57 159H58V158H57ZM75 159H78L77 156H76ZM89 159H90V158H89ZM97 159H98V162H99V159H100V158L97 157ZM121 159H120V160H121ZM139 159H140V158H139ZM139 159H138V161L136 160L135 163L138 162V164H139V162L142 161V160L139 161ZM162 159H163V158H162ZM204 159H206V158H204V156H203V160H204ZM247 159H248V158H247ZM259 159H258V160H259ZM3 160H4V158H3ZM11 160H12V159H11ZM18 160L15 159L14 161H18ZM42 160H43V159H42ZM58 160H59V159H58ZM84 160H85V158H84ZM84 160H83V161H84ZM111 160H112V159H111ZM125 160H127V159H125ZM146 160H147V159H146ZM154 160H155V159H154ZM206 160H208V158H207ZM217 160L219 161L218 158H217ZM222 160H223V159H221V161H222ZM224 160H225V159H224ZM231 160L233 161L234 159H231ZM236 160H237V159H236ZM249 160H250V159H248L247 162L244 161L245 164L248 163ZM251 160H250V161H251ZM34 161H35V159H34ZM43 161H44V160H43ZM43 161H42V162H43ZM46 161H47V160H46ZM60 161H59V162H60ZM73 161H74V160H72L71 163H72ZM81 161H82V160H81ZM83 161H82V162H83ZM132 161H133V160H131L130 162H132ZM144 161H145V160H144ZM149 161H150V159H149ZM149 161L147 160V162H149ZM151 161H152V159H151ZM164 161H165V160H164ZM228 161H230V160H228ZM232 161H231V162H232ZM240 161H241V160H240ZM240 161H239V162H240ZM254 161H255V160H254ZM260 161H261L262 163L264 162V160H263V161L260 160ZM260 161H259V163H260ZM42 162H41V163H42ZM52 162H53V161H52ZM52 162H50V163H52ZM54 162H56V161H54ZM76 162H77V164H78L79 161H75V164H76ZM113 162H114V161H113ZM147 162H146V163H147ZM154 162H156V161H154ZM194 162L196 163V161H194ZM206 162H207V161H206ZM210 162H211V161H210ZM210 162H209V160H208V164L211 166V163H210ZM223 162H224V161H223ZM225 162H227V161H225ZM225 162H224V163H225ZM242 162H240V164H241ZM256 162H258V161H255V163H256ZM17 163H18V162H17ZM45 163H49V162H45ZM71 163H70V164H71ZM114 163H115V162H114ZM117 163H118V162H117ZM132 163H134V162H132ZM141 163H142V162H141ZM146 163H145V165H144L145 168H146V165H148V164H146ZM152 163H153V161H152ZM158 163H159V162H158ZM161 163H162V162H161ZM188 163H189V162H188ZM216 163H217V162H216ZM224 163H221V164H224ZM227 163H228V162H227ZM236 163H238V162L236 161ZM236 163H235V162H232V165L235 166V169H238L237 171L239 172V171H240V170H239V166H238V168H236V165H234V164H236ZM6 164H5V165H6ZM42 164H43V163H42ZM54 164H55V163H54ZM70 164H69V165H70ZM75 164H74V165H75ZM77 164H76V165H77ZM85 164H86V163H85ZM87 164H89V163L87 162ZM90 164H91V163H90ZM93 164H95V163H93ZM98 164H99V163H98ZM100 164H101V162H100ZM103 164H104V163H103ZM106 164H107V163H106ZM143 164H144V163H143ZM143 164H141V165H143ZM150 164H151V163H150ZM150 164H149V166H150ZM156 164H157V163H156ZM180 164H181V163H179L178 166H179V168H182V166H181ZM182 164L185 165V163H182ZM221 164H219V167H221L220 169H222V168L225 167V166H224V167L220 166ZM243 164H244V163H243ZM251 164H252V163H251ZM256 164H258V163H256ZM0 165L3 166V163H0ZM61 165H62V164H61ZM71 165H72V164H71ZM74 165H73V168L75 169V166H74ZM79 165H81V164H79ZM79 165H78V166H79ZM108 165H110V164L108 163ZM113 165H114V164H113ZM135 165H136V164H135ZM141 165H140V166H141ZM174 165H175V164H174ZM190 165H191V164H190ZM192 165H193V161H192ZM195 165H196V164H194L193 166H194V167H196L197 165L199 166L198 163H197L196 166H195ZM213 165H215V164H213ZM225 165H226V164H225ZM227 165H229V164H227ZM238 165H239V163H238ZM252 165H253V164H252ZM31 166H32V165H31ZM35 166H36V165H35ZM40 166H42V165H40ZM40 166L38 165V167H40ZM43 166H44V165H43ZM43 166H42V167H43ZM48 166H49V165H48ZM53 166H55V165H53ZM63 166H64V164H63ZM78 166H77V167H78ZM87 166H88V165H86V167H87ZM90 166H91V165H90ZM102 166H105V165H102ZM149 166H148V167H149ZM153 166H154V165H153ZM153 166H152V167H153ZM155 166H157V165H155ZM180 166H181V167H180ZM201 166H202V164H201ZM204 166H205V165H204ZM206 166H208V165H206ZM206 166H205V167H206ZM217 166H218V165H217ZM217 166H215L216 169H217ZM246 166H247V165H246ZM0 167H1V166H0ZM38 167H35V168L37 169ZM60 167H61V166H60ZM60 167H58V168H60ZM66 167H67V165H66ZM69 167H71V166H68V169H66V170L69 171V169H70ZM77 167H76V170H78ZM86 167H85V168H86ZM88 167H89V166H88ZM88 167H87V168H88ZM105 167H106V166H105ZM108 167H109V166H108ZM110 167H111V166H110ZM115 167H116V166H115ZM117 167H119V166H117ZM129 167H132V166H128V170L130 169ZM162 167H163V166H162ZM168 167H169V166H168ZM175 167H176V166H175ZM183 167H187V166L185 165V166H183ZM188 167H191V166H188ZM199 167H200V166H199ZM213 167H214V166H213ZM213 167H209V166H208V167H206V168H212V169H213ZM215 167H214V168H215ZM226 167H227V166H226ZM226 167H225V168H226ZM251 167H252V166H251ZM261 167H262V165H261ZM33 168H34V166H33ZM33 168H32V169H33ZM40 168H41V167H40ZM48 168H49V167H48ZM55 168H56V166H55ZM55 168H54V169H55ZM79 168H81V167H79ZM87 168H86V169H87ZM132 168L134 169V167H132ZM135 168L139 169L140 167L137 166V167H135ZM150 168H151V167H150ZM169 168H170V167H169ZM177 168H178V167H176V168H174V169H177ZM179 168L177 169V171H180ZM225 168H224V169H225ZM228 168H230V167L228 166ZM233 168H234V167H233ZM38 169H39V168H38ZM46 169H47V168H46ZM49 169L51 170V167H50ZM63 169H64V168H63ZM71 169H72V167H71ZM95 169H96V168H95ZM95 169H94V170H95ZM104 169H105V168H104ZM114 169H115V168H114ZM137 169H136V170H137ZM141 169H142V166H141ZM152 169H154V168H152ZM186 169H187V168H186ZM189 169H190V168H189ZM192 169H194V168H192ZM195 169H196V168H195ZM216 169H215V175H216V172H217ZM224 169H223V170H224ZM230 169H232V166H231ZM246 169H247V168H246ZM258 169H259V168H258ZM34 170H35V169H34ZM34 170H33V172H34ZM55 170H56V169H55ZM55 170H54V173H56ZM59 170H60V169H59ZM72 170H73V169H72ZM72 170H71V171H72ZM82 170H83V169H82ZM92 170H93V169H92ZM119 170H120V169H119ZM142 170L144 171V169H142ZM142 170H140V171H142ZM165 170H166V169H165ZM165 170L163 171V173L165 172ZM167 170H168V169H167ZM170 170L174 171L173 168H170ZM170 170H168V171H170ZM196 170H197V169H196ZM200 170H201V168H200ZM233 170H234V169H233ZM254 170L258 171L257 169H254ZM254 170H253V172H254ZM261 170H262V169H261ZM261 170H259V171H261ZM42 171L44 172V170H41V172H42ZM61 171H63V170H61ZM78 171H79V170H78ZM86 171H87V170H86ZM88 171H89V170H88ZM113 171H114V170H113ZM129 171H132V170H129ZM133 171H134V170H133ZM140 171H139V172H140ZM143 171H142V172H143ZM147 171H148V170H147ZM149 171H150V169H149ZM152 171H153V170H152ZM152 171H151V172H152ZM154 171H155V169H154ZM157 171H158V170H157ZM159 171H160L159 173H161V170H159ZM168 171H167V172H168ZM177 171H174V172H177ZM183 171H185V170H183ZM183 171H182V172H183ZM192 171H193V170H192ZM203 171H204V170H203ZM208 171H209V169H208ZM218 171H219V173H221L220 170H218ZM226 171H227V170H226ZM237 171H235V173H236ZM241 171L244 172L243 169H241ZM241 171H240V175H241ZM259 171H258V174H257V172H256L257 176L260 174ZM262 171H263V170H262ZM35 172H37V170H36ZM43 172H42V173H43ZM52 172H53V171H52ZM66 172H67V171H66ZM66 172H65V173H66ZM94 172H95V171H94ZM101 172H102V174H103V171L99 169V170L97 171V173H95V174H99V173H100V175H101ZM105 172H106V171H105ZM231 172H232V174L234 173V171H231ZM238 172H237L236 175H235V177H237V178H239L238 176H240ZM249 172H252V171H249ZM253 172H252V173H253ZM38 173H39V172H38ZM44 173L46 174V172H44ZM47 173H48V172H47ZM49 173H50V174H53V173H51V172H49ZM57 173H58V172H57ZM57 173H56V174H57ZM61 173H63V172H61ZM85 173H86V172H85ZM92 173H93V172H92ZM131 173H132V172H131ZM134 173H137V172H134ZM143 173H144V172H143ZM143 173H142V174H143ZM156 173H157V172H156ZM156 173H155V172H154V173L152 172L150 175L153 176V174H156ZM159 173H158V174H159ZM172 173H173V172H172ZM209 173H210V172H209ZM213 173H214V172H213ZM229 173H230V172H229ZM229 173H228V174H229ZM254 173H255V172H254ZM1 174H2V173H1ZM4 174H5V173H4ZM45 174H42V175H45ZM50 174H49V175H50ZM59 174H60V173H59ZM108 174H109V173H108ZM121 174H122V173H121ZM127 174H128V173H127ZM129 174H130V173H129ZM132 174H133V173H132ZM144 174H145V173H144ZM158 174H157L156 176L163 175V174H159V175H158ZM165 174H166V173H165ZM237 174H238V176H237ZM243 174H245V172L242 173V176H243ZM247 174H250V173H247ZM263 174H264V172H263ZM40 175H41V174H40ZM42 175H41V177H42ZM54 175H55V174H54ZM76 175H77V174H76ZM78 175H81V174H78ZM89 175H90V172L86 173V175H85L86 178H85V179H87ZM103 175H104V174H103ZM109 175H110V174H109ZM139 175H140V174H139ZM145 175H146V174H145ZM169 175H171V174H169ZM178 175H179V174H178ZM180 175H182V174L180 173ZM185 175H186V177H187L188 174H185ZM212 175H213V174H212ZM217 175H218V173H217ZM220 175H221V174H220ZM229 175H230V174H229ZM245 175H246V174H245ZM0 176H1V175H0ZM31 176H32V175H31ZM35 176H36V175H35ZM37 176H38V174H37ZM52 176H53V175H52ZM55 176H56V175H55ZM98 176H99V175H98ZM98 176H97V177H98ZM112 176H113V175H112ZM112 176H111V177H112ZM116 176H117V175H116ZM130 176H131V174H130ZM130 176H128V177H130ZM141 176H143V175H141ZM152 176H151V178H152ZM156 176H154V177H155V180H156V182H159L160 179L157 181ZM164 176H165V175H163L162 178H163ZM166 176H167V175H166ZM172 176H174V174H173ZM176 176H177V175H176ZM191 176H192V175H191ZM193 176H194V175H193ZM193 176H192V177H193ZM213 176H214V175H213ZM218 176H219V175H218ZM218 176H217V178H218ZM221 176H222V175H221ZM232 176H233V175H232ZM248 176H250V175H248ZM248 176H247V177H248ZM252 176H253V175H252ZM257 176H256V177H257ZM23 177H24V176H23ZM25 177H26V176H25ZM29 177H30V176H29ZM45 177H46V175H45ZM45 177H44V179L48 178V176H47L46 178H45ZM50 177H51V176H50ZM53 177H54V176H53ZM53 177H51V178H53ZM66 177H67V176H65V178H66ZM69 177H71V176L69 175ZM72 177H73V176H72ZM83 177H84V176H83ZM83 177H82V178H83ZM106 177H107V176H106ZM108 177H109V176H108ZM108 177H107L106 180H111V179H112V178H110V177H109L110 179H108ZM113 177H114V176H113ZM128 177H127V178H128ZM167 177H168V176H167ZM170 177H171V176H170ZM182 177H183V175H182ZM188 177H189V176H188ZM192 177H189V178L193 179ZM199 177H202V176L199 175V176H198V179H199ZM203 177H204V176H203ZM205 177H206V176H205ZM205 177H204V179H205ZM219 177H220V176H219ZM240 177H241V176H240ZM245 177H246V176H244V178H245ZM256 177H255V178H256ZM30 178H31V177H30ZM35 178H36V177H35ZM35 178H34V179H35ZM38 178H40V177H38ZM54 178H55V177H54ZM79 178H80V177H79ZM89 178H92V177L89 176ZM94 178H96V176H95ZM135 178H136V177H135ZM137 178H138V177H137ZM147 178H148V177H147ZM147 178H145V179L147 180ZM151 178H150V179H151ZM158 178H160V177H158ZM175 178H177V177H175ZM175 178L173 179V181L175 180ZM178 178H181V177H178ZM178 178H177V179H178ZM184 178H185V177H183V179H184ZM215 178H216V177H215ZM221 178H222V177H221ZM226 178H228V177L226 176ZM233 178H234V177H233ZM255 178H254V179H255ZM22 179H23V178H22ZM26 179H29V178L27 177ZM26 179H25V180H26ZM67 179H68V177H67ZM67 179H66V180H67ZM77 179H78V178H77ZM92 179H93V178H92ZM118 179H120V178L118 177ZM118 179H116V180H118ZM141 179H142V181L144 180L143 178H141ZM165 179H166V177H165L163 180L165 181ZM167 179H168V178H167ZM170 179H171V178H170ZM187 179H188V178H187ZM191 179H188V181H189L190 183H191V181H190ZM195 179H196V178H195ZM195 179H194V182L196 181ZM201 179H203V178H201ZM211 179H212V178H211ZM230 179L233 180L232 177H231ZM250 179H251V178H250ZM254 179H253V180H254ZM258 179H259V177H258ZM263 179H264V178H263ZM263 179H259V180H257L258 186H260V188H263V187H264V180H263ZM25 180L23 181V183L25 182ZM30 180H31V179H30ZM39 180H40V179H39ZM41 180H43V178H41ZM50 180H51V179H50ZM87 180H88V179H87ZM87 180H85V181L87 182ZM95 180H96V179H95ZM98 180L100 181V179H98ZM98 180H97V181H98ZM101 180H102V179H101ZM104 180H105V179H104ZM131 180H132V179H131ZM131 180H130V183H131ZM136 180H137V179H136ZM138 180H139V179H138ZM146 180H145V181H146ZM179 180H181V179H179ZM184 180H185V182H187L186 179H184ZM209 180H210V179H209ZM219 180H220V179L218 178L217 181H219ZM227 180H228V179H227ZM237 180H238V181H237ZM237 180H236V182L234 181L235 183L232 184V188H233V189H235V190L237 189V190H238V189H240V188H245V189H246L247 187H249V185H248V183H247V180H246V181H243V180H241V178H239V179H237ZM244 180H245V179H244ZM43 181H45V180H43ZM52 181H56V180L53 179ZM60 181H61V180H60ZM78 181H80V180H78ZM82 181H83V180H82ZM114 181H115V180H114ZM123 181H124V180H123ZM142 181H141V182H142ZM145 181H144V182H145ZM150 181L153 182L152 179H151ZM161 181H162V180H161ZM161 181H160L159 183H161ZM164 181H163V183H165ZM166 181H167V180H166ZM204 181H205V180H204ZM255 181H256V180H255ZM255 181H254V182H255ZM8 182H9V181H8ZM19 182H18V183H19ZM29 182H30V181H29ZM45 182H46V181H45ZM45 182H44V183H45ZM48 182H49V180H48ZM67 182H68V181H67ZM80 182H81V181H80ZM95 182H96V181H95ZM119 182H120V181H119ZM126 182H128V181H126ZM132 182H133V181H132ZM182 182H183V181H182ZM197 182H198V181H197ZM197 182H195V183H197ZM213 182H214V181H213ZM224 182H225V181H224ZM228 182H229V181H228ZM228 182H226V183H228ZM254 182H253V183H254ZM5 183H6V182H5ZM20 183H21V182H20ZM31 183H32V181H31ZM49 183H51V182H49ZM55 183H56V182H55ZM62 183H63V182H62ZM64 183H65V182H64ZM69 183H70V181H69ZM77 183H78V182H77ZM121 183H123V182H121ZM121 183H120V184H121ZM148 183L150 184L149 180H148V182H146L147 186L149 185ZM168 183H169V180H168ZM170 183H172V181H171ZM175 183H176L177 185L180 186V184H178V183H181V182L179 181V182L177 183V180H176ZM195 183L193 184L194 186H195ZM203 183H204V182H203ZM218 183H220V182H218ZM33 184H34V183H33ZM40 184H41V183H40ZM60 184H61V183H60ZM75 184H76V183H75ZM82 184H84V182H83ZM82 184H81L80 186H82ZM86 184H87V183H86ZM88 184H89V183H88ZM88 184H87V185H88ZM90 184H91V183H90ZM96 184H97V183H96ZM120 184H119V185H120ZM123 184H124V183H123ZM127 184H128V183H126L125 187L127 186ZM155 184H156V183H155ZM172 184H173V183H172ZM186 184H187V183H186ZM207 184H208V183H207ZM215 184H216V183H214V185H215ZM250 184H252L251 181H250ZM255 184H256V182H255ZM1 185H2V184H1ZM6 185H7V184H6ZM17 185L20 186V190L18 189V186H17ZM25 185H28V187H30L29 183H28V184H25ZM31 185H32V184H31ZM50 185H51V184H50ZM68 185H71V183L68 184ZM68 185H67V186H68ZM129 185H130V187H131L132 183L129 184ZM151 185H154V184L152 183ZM158 185H159V184H158ZM174 185H175V184H174ZM182 185H183V184H182ZM187 185H188V184H187ZM193 185H192V186H193ZM201 185H202V184H201ZM221 185H222V184H221ZM227 185H229V184H227ZM227 185H226V186H227ZM230 185H231V184H230ZM252 185H253V184H252ZM252 185H251V186H252ZM23 186H24V185H23ZM76 186H77V185H76ZM83 186H84V185H83ZM83 186H82V187H83ZM90 186H91V185H90ZM110 186H111V185H110ZM145 186H146V185H145ZM149 186H150V185H149ZM166 186H167V184L165 185V187H166ZM169 186H170V185H169ZM169 186H168V188H169ZM189 186H190V185H189ZM189 186H187V188H188ZM194 186H193V187H194ZM209 186H210V185H209ZM219 186H220V185H219ZM223 186H224V185H223ZM223 186H222V187L220 186V187L223 188ZM258 186H257V188H258ZM26 187H27V186H26ZM34 187H35V186H34ZM50 187H51V186H50ZM50 187H49V190H48V191L51 192V193L47 192L49 195H51L52 192H53V190L50 191ZM85 187H86V186H85ZM107 187H108V186H107ZM125 187H123V188H125ZM132 187H133V186H132ZM136 187H138V186H136ZM136 187L134 186L133 188H136ZM154 187H155V186H154ZM156 187H157V184H156ZM158 187H159V186H158ZM158 187H157V188H158ZM175 187H176V186H175ZM217 187H218V186H217ZM220 187H219V189H220ZM227 187H228V186H227ZM227 187H226V188H227ZM31 188H32V186H31ZM58 188H59V187H58ZM72 188H73V187H72ZM79 188H80V187H79ZM86 188H88V187H86ZM90 188H91V187H90ZM94 188H96V187H94ZM100 188H101V186H100ZM138 188H139V187H138ZM141 188H142V186H141ZM143 188H144V186H143ZM145 188L147 189V187H145ZM162 188H163V186H162ZM166 188H167V187H166ZM183 188H184V186H183ZM185 188H186V186H185ZM185 188H184V189H185ZM199 188H200V187H199ZM208 188H209V187H208ZM230 188H231V186H230ZM232 188H231V189H232ZM249 188H250V187H249ZM249 188H248V189H249ZM253 188H255V187H253ZM253 188H252V189H253ZM23 189H24V188H23ZM33 189H34V188H33ZM51 189H52V187H51ZM53 189H55V188H53ZM59 189H60V188H59ZM67 189H68V188H67ZM67 189H63V191H61V192H64V190H67ZM91 189H92V188H91ZM101 189H102V188H101ZM105 189H106V188H105ZM112 189H114V188H112ZM148 189L151 190V188H149V187H148ZM159 189H160V188H159ZM169 189H171V188H169ZM176 189L178 190V188H176ZM201 189H202V188H201ZM201 189H199V190H201ZM215 189H216V186H215ZM248 189H246V190L248 191ZM255 189H256V188H255ZM29 190H30V189H29ZM39 190H40V189H39ZM56 190H58V189H56ZM61 190H62V188H61ZM71 190L73 191V189H71ZM71 190H69L70 193H71ZM75 190H76V189H75ZM75 190H74V191H75ZM82 190H83V189H82ZM82 190H81V191H82ZM96 190H97V189H96ZM98 190L100 191V189H98ZM106 190H108V189H106ZM119 190H120V189H119ZM122 190H123V189H122ZM125 190H126V189H125ZM128 190H129V191H132L133 189H132V190L128 189ZM128 190H126L127 193H128ZM139 190H140V189H139ZM150 190H149V191H150ZM153 190H154V188H153ZM153 190H152V191H153ZM162 190H163V191H160V192H163V193L165 192L164 197H162V200H160V201H159V199L157 198V199H158L157 201H159V202H158L157 205H155V207L153 206V207H154L153 212L155 211L157 216H156V215L153 216L155 219H154V220H151V221L148 220V219H149L148 217H146V220H147V221H146L145 219H144V220L146 221L145 223H147V224H149V225H152V226H155V227H158V228L164 229L165 231H168V232H169V233H168V238L165 239L166 236L164 235L165 237L163 236L164 238H163L162 240H161L160 237H159L160 241H157L156 244H146V245H144V244H145V243H144V244H143V245H144L143 248H141V249L138 248V247H137V248H136V247L134 248V247H133L134 244L136 245V243H137L138 241H141V242H142V240H144V238H145V237H143V233H144L145 231L142 233V235H140L141 237H137V229H138V228H136L135 226L137 225V227H138V224L141 223V225H142V223H144V222L141 221V222L139 223V222L137 221L138 223L134 222V223H136V224L134 225V224L130 223L131 220H130V222H129V221H126V220H127V217H126V220L123 219L124 216H123L122 213H121V212H122L121 209L119 210V209L117 208V207L119 206V205H118V206L116 207L118 210L115 211L114 213L112 212V213H113L112 215L109 214V216L111 215V218H110V217L107 218V216H106V218H105L108 222H111V224H110V226H111V233H110V234H111V235H110V237H108V240L106 241V245H104V246L98 248V246H97V245H98V242H99V240H98L97 245H96L97 248H94L95 246H94V247H93V246H91V247L89 246V249H87V252L84 253V254H82V253L84 252V249H83V252L81 251L82 249L80 250L82 253L78 252L77 250H75V249H73V248L70 249V250H68V248H67V249H63V250H62L63 252H66L67 254L71 253V255L73 254L72 257H71V259H70L69 255H65V256H68L69 258H68V257L64 258V257L60 256L59 258L54 259L53 261L50 260V261H51L50 264H159L160 262L157 260L158 257H156V254L160 253L161 251L167 250L168 248H169V249L171 248L173 251L176 252V254H178V255L180 256V258H179V262L177 261V263H178V264H184L183 262H185V261H184L185 259L183 260V259L181 258L183 255H185V254L183 253V246H182V243H183V245H185V243L187 242V240H189L190 243H189V242H188V243H189L190 245H189V244H188V245H189V246L192 245L193 248H196L195 251L198 253L199 248H197V247L199 246L200 242L203 240V238H202V239L200 238L201 241L199 240V237H200L201 234H202L201 232H202V231H203V232L205 231V234H206L207 232H209V231L207 230V228L209 227V225H207L208 227L206 228V227H204V226L202 225V223H198V222H196V219H195V220L193 219L194 216H197V215L193 214L195 211H197V209L203 207V208L200 209V210H203L204 208H205V210H207V209H210V210H211V209H215V208L217 207V208L219 209V212H220V215H221V217H218V218H221L220 221H222V223L228 224V223H231V222H230V221H231V210H234V209L237 210L239 207H240V208L242 207L241 204H239L240 206H239L237 209H236V207L232 209V206L235 205V203L232 204L231 208H230L229 204H228L229 207H227V206L224 207V206H222V205H221V206L218 205V204H220V201H219V203L217 204V199L219 198V194H221V192H220L218 189H216V191H217V190L219 191V192L217 191V193H219V194H218V198H217V194H216V192H214L213 195H212V197H210L211 195H210V196L208 195V197H209L210 199L206 198V200L208 199L209 201L204 202V201H205V199H204V201H203L204 203L202 202V204H200V205L195 204L196 206H193V205H190V203H189V204H188V203H187V204H186V203H176V204L173 205V203H172L171 206H170L169 202H171V201H173V200H176V199H174V196H171V194L166 195V194H168V193H166V192H168V190H164V189H162ZM174 190H175V188H174ZM182 190H183V189H182ZM182 190H181V191H182ZM196 190H197V189H196ZM196 190H195V191H196ZM206 190H207V189H206ZM220 190H221V189H220ZM222 190H223V189H222ZM242 190H244V189H241V192H244V191H245V190H244V191H242ZM249 190H250V189H249ZM24 191H25V190H24ZM27 191H28V188H27ZM54 191H55V190H54ZM67 191H68V190H67ZM84 191H85V189H84ZM87 191H88V190H87ZM99 191H98V192H99ZM102 191H103V190H102ZM115 191H116V190H115ZM134 191H135V190H134ZM140 191H141V190H140ZM143 191H144V190H143ZM146 191H147V190H146ZM155 191H156V190H155ZM155 191H154V193L157 194V195H155V196H158L157 191H156V192H155ZM158 191H159V190H158ZM170 191H171V190H170ZM172 191H173V190H172ZM185 191H187V190L185 189ZM202 191H203V190H201L200 192L202 193ZM204 191H205V190H204ZM228 191H229V190H228ZM260 191H262V190H260ZM43 192H44V191H43ZM43 192H41V194H42ZM45 192H46V191H45ZM79 192H80V190H79ZM92 192H94V190H93ZM100 192H101V191H100ZM100 192H99V193H100ZM103 192H104V191H103ZM109 192H110V195H112V194H111V191H109ZM112 192H114V191H112ZM118 192H119V191H118ZM118 192H117V193H118ZM123 192H124V191H123ZM141 192H142V191H141ZM230 192H231V191H229V193H230ZM233 192H234V191H233ZM233 192H232V194H234ZM249 192H250V191H249ZM251 192H252L251 194H253V191H251ZM255 192H256V191H255ZM263 192H264V191H263ZM34 193H35V192H33V195H34ZM55 193H56V192H55ZM57 193H58V192H57ZM57 193H56V194H57ZM59 193H60V192H59ZM77 193H78V191H77ZM99 193H98V195L96 194V195H97L96 197L99 196ZM101 193H102V192H101ZM145 193H146V192H145ZM151 193H152V192H151ZM151 193H149V194H151ZM171 193H172V195H174L173 192H171ZM192 193H194V192H192ZM192 193L189 194V195H192ZM195 193H196V192H195ZM224 193H225V191H224ZM229 193H228V194H229ZM237 193H238V192H237ZM247 193H248V192H247ZM258 193H259V194H256V195L254 194L255 196L252 198L251 201H249V199H248L249 203L245 204V207H243V208H245V209L248 210V212H249V215H248V216H250V217H248V219H246V220H249V218H253L254 221H255V218L258 219L259 215H260V216L262 215V219H263V216H264V215H263V214H260V211H262V213H263V210H261V209H262L264 206H261V205H260L261 203H259V202H260L261 199H263V198H262V195H263L264 193H261V194H260V192H258ZM4 194H5V195H4ZM44 194H45V193H44ZM56 194H55V195H56ZM74 194H75V192H74ZM74 194H73V195H74ZM81 194H82V193H81ZM87 194H88V196H89V193H87ZM104 194H106V193H104ZM114 194H115V193H114ZM114 194H113V196H114ZM118 194L121 195L120 193H118ZM123 194H125V192H124ZM123 194H122V195H123ZM128 194L130 195V193H128ZM132 194H133V193H132ZM143 194H144V193H143ZM149 194H148V195H149ZM176 194H177V193H176ZM176 194H175V195H176ZM197 194L199 195V193H197ZM202 194H203V193H202ZM202 194L200 195V197L202 196ZM225 194H227V193H225ZM238 194H240V192H239ZM238 194H237V196H238ZM251 194H250V196H251ZM53 195H54V194H52V196H53ZM55 195H54V196H55ZM63 195H64V194L59 195V197H61V196H63ZM66 195H67V194H66ZM76 195L78 196V194H76ZM153 195H154V194H153ZM234 195H235V194H234ZM234 195H233V196H234ZM244 195H245V194H244ZM248 195H249V193H248ZM52 196L50 197V199H52ZM54 196H53V197H54ZM85 196H86V195H85ZM91 196H92V195H91ZM91 196H89V197L91 198ZM93 196L95 197V195H93ZM113 196H112V197H113ZM127 196H128V195H127ZM145 196H147V195H145ZM149 196H150V195H149ZM149 196H148V197H149ZM160 196H161V195H160ZM166 196H167V197H166ZM178 196H179V195H178ZM203 196H204L203 198H205V195H203ZM220 196H221V195H220ZM222 196H223V194H222ZM224 196H225V195H224ZM226 196H227V195H226ZM226 196L223 197V198H221V199H222V200H223L224 198H225V199H229V198L226 197ZM228 196H229V195H228ZM235 196H236V195H235ZM240 196H241V195H240ZM240 196H239V198H240ZM73 197H74V196H73ZM75 197H76V196H75ZM83 197H84V196H83ZM89 197H87L86 199H89V200H90ZM109 197H110V196H109ZM114 197H115V196H114ZM125 197H126V196H125ZM133 197H134V196H133ZM137 197H138V196H137ZM175 197H176V196H175ZM186 197H187V195H186ZM193 197H194V198L196 197L195 200L199 199L198 196H193ZM197 197H198V198H197ZM245 197H246V195H245ZM263 197H264V196H263ZM8 198H7V199H8ZM70 198H71V197H70ZM84 198H85V197H84ZM102 198H106V197H102ZM107 198H108V197H107ZM146 198H147V197H146ZM151 198L154 199L153 196H152V197L150 196V197L148 198L149 201H151ZM159 198H160V197H159ZM189 198H192V197H189ZM203 198H202V199H203ZM10 199H11V198H10ZM10 199H9V200H10ZM55 199H56V198H55ZM110 199H111V197H110ZM113 199H114V198H113ZM115 199H116V198H115ZM119 199L124 200L123 198H119ZM119 199H118V200H119ZM127 199H128V197H127ZM181 199H182L183 201H185V200H184L185 198H181ZM1 200H0V201H1ZM5 200H6V199H5ZM43 200H44V201H43ZM67 200H68V197H67L66 201H67ZM77 200H78V199H77ZM77 200L75 199V201H73V202H76ZM91 200H92V199H91ZM93 200H95V199L93 198ZM93 200H92V202H94ZM101 200H102V201H101ZM101 200H100V201H101L102 203H103V201H106V199H104V200L101 199ZM116 200H117V199H116ZM118 200H117V202H118ZM125 200H126V199H125ZM125 200H124V201H125ZM129 200H131V198H129ZM263 200H264V199H263ZM49 201H50V200H49ZM55 201H56V200H55ZM84 201H85V200H84ZM86 201H87V203L89 204V201H88V200H86ZM131 201H132V200H131ZM192 201H193V200H192ZM192 201H190V202L192 203ZM201 201H202V200H201ZM223 201H224V203L226 202L225 200H223ZM248 201H247V202H248ZM6 202H7V201H6ZM58 202H60V201H58ZM63 202H64V201H63ZM79 202H82V201H78V203H79ZM90 202H91V201H90ZM97 202H99V201H97ZM117 202H116V203H117ZM125 202H127V201H125ZM138 202H139V201H138ZM147 202H148V200H147ZM174 202H175V201H174ZM176 202H177V201H176ZM198 202H199V200H198ZM198 202H197V203H198ZM221 202H222V201H221ZM245 202H246V201L244 200L243 204H244ZM45 203H46V202H45ZM47 203H48V202H47ZM66 203H67V202H66ZM118 203H120V202H118ZM118 203H117V204H118ZM121 203H122V202H121ZM139 203H140V202H139ZM156 203H157V202H156ZM67 204H69V203H67ZM67 204H65V206H62V207L60 206V207H59L60 210H62V212H60L59 209H57V210H59V213H62V214H63V213H66V214H69V217H70V215L73 216V218H71V221L74 219V220L76 221V223H77V220H78V219L76 220V219L74 218V216L77 215L76 213H78L77 210L75 209V208H76L75 205H68V206H66ZM71 204H72V203H71ZM84 204H85V203H83L82 205H83V206H86V205H84ZM88 204H87V205H88ZM99 204H100V202H99ZM104 204H105V203H104ZM123 204H124V202H123ZM133 204H134V203H132V205H133ZM151 204H154V202L151 203ZM151 204H150V205H151ZM237 204H238V203H237ZM237 204H236V205H237ZM243 204H242V205H243ZM4 205H5V203H4ZM49 205H50V204H49ZM49 205H48V206H49ZM59 205H61V204H59ZM77 205H78V204H77ZM82 205H81V206H82ZM92 205H93V204L90 203L89 206L84 207L85 210L87 211V213L85 212L86 214L83 212V213L85 214V216H84L85 218H84V217H83V218H82V217L80 218L79 216H80L81 214H80V215H77V216L79 217V221H81L82 223H81L79 226H77V228H76L74 231H71L72 229L70 230L71 233H75V232L78 233L79 236H81V237L84 238L83 240H86L85 237H87V239H91V238H90L91 236H90V237L88 236V234L90 233V232L88 231V229L91 230V228H89V227H90V226L92 227V225H93L92 223H96L97 221L104 222V221H103L104 217L101 218V217L98 215V216L100 217V219H98V217L94 216V214H93V212H92V210H94V208H92V207L89 208V207L92 206ZM102 205H103V204H102ZM111 205H112V204H111ZM111 205H110V206L107 205V206L111 207ZM128 205H129V203H128ZM142 205H145V207H146V205L148 206V203H147V204L144 203V204H142ZM78 206H80V205H78ZM95 206H96V205H94V207H95ZM105 206H106V205H105ZM114 206H116V205H114ZM124 206H125V205H124ZM134 206H136V205H133L132 207H134ZM137 206H138V205H137ZM151 206H152V205H151ZM151 206H149V207H151ZM187 206H189L191 209H193L192 211H194V212H192V211L190 210V208H186ZM49 207H50V206H49ZM97 207H98V206H97ZM97 207H95V208H97ZM101 207H102V206H101ZM126 207H127V206H126ZM132 207H130V209H131ZM141 207H142V206H141ZM145 207L143 206L142 211H143L144 213H145V212L147 213V209H146ZM214 207H215V208H214ZM55 208H56V207H55ZM81 208H82V207H81ZM81 208H78V209H81ZM99 208H100V207H99ZM99 208H98V210H99ZM102 208H103V207H102ZM106 208H107V207H106ZM114 208H115V207H114ZM114 208H113V205H112V209H114ZM123 208H124V207H123ZM127 208H128V207H127ZM135 208H136V207H135ZM240 208H239V209H240ZM45 209H46V208H45ZM112 209H109V210L112 211ZM149 209H150V208H149ZM149 209H148V210H149ZM218 209H217V210H218ZM25 210H26V209H25ZM38 210H40V209H38ZM43 210H44V209H43ZM46 210L48 211V209H46ZM57 210L55 209L54 211H57ZM83 210H84V209H83ZM103 210H104V209H103ZM105 210H106V209H105ZM109 210H108V211H109ZM126 210H127V209H126ZM132 210H133V209H132ZM134 210H135V209H134ZM215 210H216V209H215ZM215 210H214V211H215ZM10 211H9V214H10ZM33 211H34V210H33ZM33 211H29L30 214H31V212H33ZM52 211H53V209H52ZM54 211H53L52 213H54ZM111 211H109V212H111ZM135 211H136V210H135ZM142 211H141L140 214L143 215L144 213H142ZM149 211H150V210H149ZM214 211H213V212H214ZM241 211H243V210H241ZM25 212H26V211H25ZM36 212H37V211H34L33 213L35 214ZM119 212H120V213H119ZM137 212H140V211H137ZM206 212H207V211H206ZM234 212H235V211H234ZM239 212H240V210L238 211V213H239ZM245 212H246V211H245ZM7 213H8V212H7ZM14 213H12V214H14ZM19 213H20V212H19ZM27 213H28V211H27ZM44 213H45V212H44ZM47 213H48V212H47ZM79 213H80V212H79ZM79 213H78V214H79ZM81 213H82V212H81ZM146 213H145V214H146ZM150 213H152V212L150 211ZM199 213H201V212L199 211ZM209 213H210V212H209ZM211 213H212V210H211ZM246 213H247V212H246ZM1 214H2V215H1ZM12 214H11V215H12ZM41 214H42V213H41ZM75 214H76V215H75ZM103 214H105V211L103 212ZM114 214H115L116 216H115ZM123 214L126 215V214H128V213H126V214L123 213ZM129 214H131V212H130ZM140 214H138V215H140ZM147 214H148V213H147ZM197 214H198V213H197ZM202 214H203V213H202ZM202 214H201V215H202ZM242 214H243V213H242ZM28 215H29V214H28ZM105 215H106V214H105ZM198 215H199V214H198ZM204 215H208V214L206 213V214H203L202 216H204ZM212 215H214V214H212ZM220 215H219V216H220ZM237 215H238V214H237ZM240 215H241V213H240ZM244 215H245V214H243V216H244ZM246 215H247V214H246ZM246 215H245V216H246ZM3 216H5V215H3ZM12 216H13V218H14V217L16 218L15 215H12ZM12 216H6V218L9 217L8 219H9V221H10V219H12ZM21 216H22V215H21ZM56 216H57V214H56ZM127 216H128V215H127ZM129 216H130V215H129ZM133 216L135 217V216H137V215H132V217H133ZM147 216H148V215H147ZM208 216H209V215H208ZM10 217H11V218H10ZM22 217H23V216H22ZM38 217H39V216H38ZM40 217H41V216H40ZM48 217H49V216H48ZM63 217H64V214H63ZM137 217H138V216H137ZM139 217H140V216H139ZM143 217H144V216H143ZM241 217H242V216H241ZM25 218H27V217H24V220H25ZM61 218H62V217H61ZM76 218H77V217H76ZM147 218H148V219H147ZM196 218H200V217L197 216ZM207 218L209 219L210 216H209V217H206V219H207ZM211 218H212V217H211ZM218 218H216V219H218ZM244 218H246V217H242V219H244ZM260 218H261V217H260ZM17 219H19V218H17ZM28 219H29V218H28ZM43 219H44V218H43ZM54 219H55V218H54ZM63 219H64V218H63ZM137 219H139V218H137ZM137 219H134V220L136 221ZM150 219H153V218H150ZM201 219H202V218H201ZM233 219H234V218H233ZM257 219H256V220H257ZM6 220H7V219H6ZM13 220H15V219H13ZM13 220H12V221H13ZM22 220H23V219H22ZM29 220H30V219H29ZM31 220H32V219H31ZM56 220H58V219H56ZM88 220H89V221L91 220L90 222H91L92 225L88 226V225H89V224H88V222H89ZM134 220H133V221H134ZM142 220H143V219H142ZM199 220H200V219H199ZM211 220H213V219H211ZM218 220H219V219H218ZM236 220L238 221V219H236ZM236 220H235V221H236ZM240 220H241V219H240ZM259 220H260V219H259ZM15 221H17V220H15ZM25 221H26V220H25ZM41 221H42V220H41ZM48 221H49V222L46 221L47 224H46L45 222L42 221V222H43L42 224H44V223H45V224H44V225H41V226H39V223L34 224L33 226L28 225V226H30V227H29V228L26 227L27 229L25 228L26 230L24 229V231H25V234L28 235V234H30V233H32V232L34 233V231H36V229H37V230H41V231L44 233V238H43V240L40 242V244H41L42 246H46V247H49V246H50L49 248H51V251H52V250L54 251L55 249H52L53 247H51V246H53V240H54V239H51V237H52L53 235H55V236L59 239V237L62 235V229L54 230L55 228L53 229V226L51 225V223H52V222L56 223V222H55L52 218L48 219ZM200 221H201V220H200ZM202 221L204 222V219H203ZM207 221H208V220H207ZM214 221H215V220H214ZM216 221H217V220H216ZM232 221H233V220H232ZM241 221H242V220H241ZM244 221H245V220H244ZM244 221H243L242 223H241V222H240V223L243 224ZM257 221H258V220H257ZM257 221H256V222H257ZM29 222H30V221H29ZM32 222H33V221H32ZM32 222H31V223H32ZM63 222H66V221H62V223H63ZM68 222L70 223V220H69ZM72 222H73V221H72ZM90 222H89V223H90ZM217 222H218V221H217ZM238 222H239V221H238ZM238 222H237V224H238ZM245 222L247 223V222H250V221H245ZM252 222H253V221H252ZM256 222H255V223H256ZM35 223H36V222H35ZM74 223H75V222H74ZM74 223H73V224H74ZM211 223H213V222H211ZM222 223H221V224H222ZM15 224H16V223H15ZM15 224H14V225H15ZM27 224H28V223H27ZM52 224H53V223H52ZM67 224H68V223H67ZM70 224H72V223H70ZM77 224H79V222H78ZM105 224H106V223H105ZM108 224H109V223H107V225H108ZM205 224H207V223H206V220H205ZM208 224H210V223H208ZM221 224H219V225H221ZM241 224H240V225H241ZM259 224H261V223H259ZM9 225H10V223H9ZM20 225H21V224H20ZM22 225H24V223H23ZM37 225H38V226H37ZM75 225H76V224H75ZM98 225H99V226H98V228H99V227H100V224H98ZM143 225H144V224H143ZM217 225H218L217 223H216V225H214V226L212 225V226H213V227H211L212 230H213V229H216L215 226H217ZM240 225H239V226H240ZM246 225H248V224H245V227H246ZM251 225H252V224H251ZM251 225L249 224V227H247L248 229H247V228H245V229H247L248 234H250L251 236L253 235V238H252V239H254V236H256L257 231L254 230V229H252V228H250V227H252ZM262 225H263V224H262ZM262 225H260V226H262ZM16 226H19V225H16ZM54 226H55V225H54ZM60 226L63 227L64 225H63V226L60 225ZM68 226H69V225H68ZM102 226H103V225H102ZM210 226H211V225H210ZM223 226H224V225H223ZM255 226L257 227L256 224L254 225V227H255ZM263 226H264V225H263ZM13 227H15V226H13ZM20 227H21V226H20ZM20 227H19V228H20ZM61 227H60V228H61ZM66 227H67V225H66ZM74 227H75V226H74ZM140 227H141V226H140ZM144 227H145V226H144ZM155 227H154V228H155ZM214 227H215V228H214ZM15 228H16V227H15ZM57 228H58V227H57ZM63 228L65 229V227H63ZM92 228H93V227H92ZM94 228L96 229L97 226L94 227ZM142 228H143V226H142ZM142 228H141V229H142ZM150 228H151V227H150ZM211 228H209V229H211ZM224 228H225V226H224ZM224 228H223V229H224ZM237 228H239V227H237ZM237 228H236V229H237ZM240 228H241V227H240ZM261 228H262V227H261ZM13 229H14V228H13ZM16 229H17V228H16ZM21 229H22V228H21ZM68 229H69V228H68ZM95 229H94V230H95ZM102 229H104V227H102ZM219 229H220V228H219ZM234 229H235V228H234ZM236 229H235V230H236ZM241 229H242V232H243V228H241ZM256 229H257V228H256ZM259 229H260V227H258L257 230H259ZM262 229H264V227H263ZM107 230H108V229H107ZM146 230H147V229H146ZM148 230H149V229H148ZM206 230H207V232H206ZM216 230H217V229H216ZM230 230H231V229H230ZM65 231H66V229H65ZM68 231H69V230H68ZM100 231H101V227H100ZM100 231H99V232H100ZM140 231L142 232V230H140ZM140 231H139V232H140ZM153 231H154V230H153ZM220 231H222V228L220 229ZM220 231L217 230V232H220ZM223 231H224V230H223ZM226 231H227V229H226ZM228 231H229V230H228ZM236 231H237V230H236ZM255 231H256V233H255ZM260 231H261V230H260ZM262 231H263V230H262ZM42 232H41V234H42ZM97 232H98V230H97ZM97 232L95 231V233H97ZM99 232H98V233H99ZM103 232H104V231H103ZM105 232H106V231H105ZM108 232H109V231H108ZM215 232H216V231H215ZM215 232H214L215 235L212 236V238L217 236V234H216ZM242 232L240 231V234H241ZM36 233H37V232H36ZM36 233H34V234H36ZM67 233H68V232H67ZM93 233H94V232H92V234H93ZM153 233H154V232H153ZM222 233L225 234V231L222 232ZM261 233H262V232H261ZM39 234H40V233H39ZM41 234H40V235H41ZM68 234H69V233H68ZM148 234L150 235L149 232H148ZM163 234H164V233H162L161 235H163ZM205 234H203L202 236L204 237ZM224 234H223V235H224ZM226 234H228V233H226ZM40 235H39V236H40ZM42 235H43V234H42ZM42 235H41V236H42ZM63 235H64V232H63ZM63 235H62V238L65 237V236H63ZM89 235H90V234H89ZM99 235H101V234H99ZM105 235L107 236V234H105ZM145 235H146V234H145ZM145 235H144V236H145ZM149 235H147V236H149ZM208 235H210V237H211V234L208 233ZM208 235H207V237H209ZM218 235H219V236H217V238H218V237H219V238H223V237H220V236H221V233H218ZM245 235H246V233H245ZM250 235H249V238H250ZM257 235H259V234H257ZM261 235H262V234H261ZM30 236H31V235H30ZM102 236H103V235H102ZM106 236H105V237H106ZM108 236H109V234H108ZM147 236H146V237H147ZM202 236H201V237H202ZM5 237H6V238H5ZM32 237H33V236H32ZM66 237H67V236H66ZM97 237H98V235L96 236V238H97ZM105 237H101V238L98 237V238H100V239H103V238L106 239ZM157 237H158V235H157ZM184 237H185V238H184ZM1 238H2V237H1ZM24 238H25V237H24ZM36 238H38V237L36 236ZM40 238H41V237H40ZM40 238H38V239H40ZM53 238H54V236H53ZM75 238H76V237H75ZM147 238H148V237H147ZM147 238H145V239H147ZM149 238H151V236H150ZM155 238H156V237H155ZM161 238H162V236H161ZM204 238H205V237H204ZM257 238H259V236H258ZM262 238H264V236H263ZM38 239H37V240H38ZM64 239H65L64 242H68V243H70V241H71V240H70V241H66V238H64ZM64 239H62V240H64ZM70 239H71V238H70ZM79 239H81V238L79 237ZM153 239H154V238H153ZM182 239H185V240H186L185 243L182 241ZM208 239H210V238H208ZM214 239H215V238H214ZM227 239H229V238H227ZM231 239H232V238H231ZM244 239H245V238H244ZM244 239H242V240H243V241L248 240V239H245V240H244ZM252 239H251V240H252ZM40 240H41V239H40ZM51 240H52V241H51ZM55 240H56V239H55ZM76 240H78V239H76ZM76 240H75V242H76ZM83 240H82V241H83ZM147 240H148V239H147ZM206 240H207V238H206ZM206 240H205V241H206ZM212 240H213V239H212ZM229 240H230V239H229ZM260 240H261V236H260ZM1 241H2V240H0V242H1ZM31 241H32V240H31ZM35 241H36V240H35ZM80 241H81V240H80ZM80 241L78 240L79 243H81ZM89 241H90V240H89ZM243 241H242V242H243ZM248 241H249V240H248ZM27 242H29V241L27 240ZM62 242H63V241H62ZM78 242H77V243H78ZM87 242H88V241H87ZM91 242H92V240H91L89 243H91ZM95 242H96V240H94V243H95ZM203 242H204V241H203ZM203 242H202V243H203ZM211 242H212V241H211ZM211 242H210V243H211ZM215 242H218V241H215ZM227 242H228V241H227ZM240 242H241V241H240ZM262 242H263V241H262ZM8 243H9V242H8ZM25 243H26V242H25ZM29 243H30V242H29ZM34 243H35V242H34ZM38 243H39V242H38ZM55 243H56V242H55ZM58 243H59V242H57V244H58ZM60 243H61V242H60ZM60 243H59V244H60ZM68 243H65V244L67 245ZM79 243H78V244H79ZM83 243H84V244H87L86 241H85V242L83 241ZM94 243H93V244H94ZM152 243H153V242H152ZM202 243L200 244V246L203 245ZM206 243H207V242H206ZM212 243H214V241H213ZM246 243H247V242H244L245 246H246L249 242H248L247 244H246ZM0 244H2V242H1ZM26 244H27V243H26ZM61 244H63V243H61ZM61 244H60V245H61ZM65 244H64V245H65ZM71 244H72V243H71ZM102 244H105V242L102 243ZM207 244H209V243H207ZM222 244H224V243H222ZM240 244H241V243H240ZM251 244L253 245V243H250L249 245H251ZM260 244L263 245V243H260ZM60 245L54 246V248H56V247H58V246H60ZM72 245H73V244H72ZM81 245H82V244H81ZM87 245H89V244H87ZM87 245H84V247L87 246ZM91 245H92V244H91ZM140 245H141V244H140ZM188 245H186V246H187V249H188ZM220 245H221V244H220ZM233 245H234V244H233ZM242 245H243V243H242L241 246H240L241 248H243ZM254 245H255V243H254ZM32 246H33V245H32ZM77 246H78V245H77ZM99 246H100V245H99ZM137 246H139V245H137ZM186 246H185V247H186ZM192 246H191V247H192ZM263 246H264V245H263ZM71 247H72V246H71ZM74 247H75V246H74ZM87 247H88V246H87ZM87 247H86V248H87ZM92 247H93V249H92ZM139 247H142V246H139ZM185 247H184V248H185ZM220 247H221V246H220ZM220 247H219V248H220ZM225 247H227V246L225 245ZM233 247H234V246H233ZM233 247H232V248H233ZM237 247H238V246H237ZM246 247H247V246H246ZM246 247H244V248H246ZM249 247H251V246H249ZM31 248H32V247H31ZM34 248H36L35 245H34ZM58 248H59V247H58ZM58 248H56V249L58 250ZM81 248H82V247H81ZM193 248H192V249H193ZM244 248H243V249H244ZM262 248H264V247H262ZM26 249H27V250H26ZM37 249H38V248H37ZM39 249H40V248H39ZM42 249H44V248H42ZM42 249H41V250H42ZM171 249L169 250L170 252H171ZM185 249H186V248H185ZM201 249H202V248H201ZM217 249H218V248H217ZM223 249H224V246H223ZM225 249H226V248H225ZM228 249H230V248L228 247ZM234 249H235V248H234ZM237 249H239V248H237ZM237 249H235V252H237ZM249 249H250V248H249ZM252 249H254V248H252ZM252 249H251V250H252ZM32 250H33V249H32ZM65 250H66V251H65ZM188 250H189V249H188ZM206 250L208 251L209 249H206ZM206 250H205V251H206ZM210 250H211V249H210ZM210 250H209L210 253H208V254H210V256H211V254H215L213 251L211 252ZM213 250H216V249L213 248ZM221 250H222V248H221ZM232 250H233V249H231L230 252H231ZM254 250H255V249H254ZM33 251H34V250H33ZM45 251H46V250H45ZM49 251H50V250H49ZM51 251H50V253H51ZM173 251H172V252H173ZM190 251H191V249H190ZM190 251H189V252H190ZM193 251H194V249H193ZM195 251H194V253H196ZM205 251H204V252H205ZM217 251H218V250H217ZM222 251H223V250H222ZM225 251H226V250H225ZM225 251H224L223 253L226 254ZM239 251H241V250H239ZM247 251H248V250H247ZM249 251H250V250H249ZM249 251H248V252H249ZM256 251L258 252L257 249H256ZM41 252L44 254V250L41 251ZM47 252H48V251H46V253H47ZM56 252H57V251H56ZM63 252H61L62 255H63ZM167 252H168V250H167ZM175 252H174V253H175ZM187 252H188V251H187ZM204 252H203V253H204ZM227 252H228V250H227ZM245 252H246V251H245ZM254 252H255V251H254ZM254 252H253V253H254ZM48 253H49V252H48ZM52 253H53V252H52ZM59 253H60V252H59ZM168 253H169V252H168ZM185 253H186V251H185ZM190 253H191V252H190ZM232 253H233V252H232ZM232 253H231V254H232ZM237 253H239V252H237ZM237 253H236V254H237ZM241 253H242V252H241ZM249 253H250V252H249ZM249 253H248V254H249ZM259 253H260V251H259ZM259 253H258V254H259ZM38 254H39V253H38ZM56 254H57V253H56ZM172 254H173V253H172ZM221 254H222V252H221ZM221 254H219V255H221ZM225 254H224V255H225ZM236 254H235V255H236ZM242 254H244V252H243ZM246 254H247V252H246ZM246 254H245V257H246ZM262 254L264 255V252L261 253V255H262ZM39 255H41V254H39ZM39 255H38V256H39ZM48 255H49V254H48ZM50 255H51V254H50ZM50 255H49V256H50ZM71 255H70V256H71ZM187 255H188V253H187ZM190 255H191V254H189V257H193V256H190ZM194 255H195L196 257H198V258H200L199 256H201V255L198 256L197 254H194ZM206 255H207V254H206ZM217 255H218V254H217ZM226 255H227V254H226ZM226 255H225V256H226ZM239 255H240V254H239ZM250 255L253 256L252 254H250ZM250 255H249V256H250ZM34 256H33V257H34ZM38 256H37V257H38ZM41 256H42V255H41ZM41 256L39 257V259L41 258ZM54 256H55V255H54ZM160 256H161V253L159 254V258H160ZM195 256L193 257V259H194V258L196 259ZM210 256H209V257H210ZM214 256H215V255H214ZM225 256H224V257H225ZM228 256H229V252H228ZM228 256H227V257H228ZM233 256H234V254H233ZM256 256H257V255H256ZM43 257H44V259L46 258L45 255H44ZM47 257H48V256H47ZM161 257L164 258V256H161ZM189 257H188V258H189ZM202 257H203V256H202ZM204 257H205V255H204ZM211 257H213V255H212ZM222 257H223V255H222ZM229 257H230V256H229ZM242 257H243V255H242ZM242 257H240V258H242ZM257 257H258V256H257ZM261 257H262V256H261ZM34 258H36V257H34ZM159 258H158V259H159ZM234 258H235V256H234ZM243 258H244V257H243ZM252 258H253V257H252ZM254 258H255V256H254ZM30 259H31V260H30ZM48 259H49V258H48ZM189 259H190V258H189ZM205 259H206V257H205ZM220 259H221V257H220ZM250 259H251V258H250ZM250 259H249V260H250ZM257 259H259V258H257ZM260 259H261V258H260ZM260 259H259V260H260ZM263 259H264V258H263ZM163 260L166 261L165 259H163ZM196 260H197V259H196ZM196 260H195V261H196ZM200 260H201V259H200ZM200 260H199V261H200ZM224 260H225V259H224ZM234 260H235V261L237 260V262L240 260L237 264H251V263H253L254 260L256 261V258H255L254 260L252 259L253 261H252L251 263H250V262L246 263V262H245L246 259H243V260H242V259H239V260H238V259L235 258ZM37 261H38V264H39V261H42V260L40 259V260H37ZM48 261H49V260H48ZM191 261H192V260H191ZM191 261H190V263L193 264V262H191ZM204 261H205V260H204ZM225 261L227 262V260H225ZM225 261H224V262H225ZM250 261H251V260H250ZM261 261H262V260H261ZM42 262H45V261H42ZM162 262H163V261H162ZM202 262H203V260H202ZM221 262H222V261H221ZM221 262H220V263H221ZM263 262H264V261H263ZM263 262H262V263H263ZM48 263H49V262H48ZM167 263H168V262H167ZM185 263H187V261H186ZM199 263H200V262H199ZM204 263H205V262H204ZM235 263H236V262H235ZM254 263H255V262H254ZM259 263H260V262H258V264H259ZM262 263H261V264H262ZM40 264H41V263H40ZM46 264H47V262H46ZM162 264H163V263H162ZM164 264H165V263H164ZM187 264H188V263H187ZM196 264H198V263L196 262ZM202 264H203V263H202ZM207 264H209V263H207ZM232 264H233V263H232ZM255 264H256V263H255Z\"/></svg>",
	"mask_w": 264,
	"mask_h": 264
}]
</instances>
